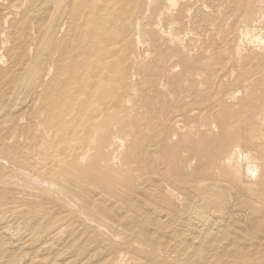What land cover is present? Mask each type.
Segmentation results:
<instances>
[{
    "label": "bare ground",
    "instance_id": "6f19581e",
    "mask_svg": "<svg viewBox=\"0 0 264 264\" xmlns=\"http://www.w3.org/2000/svg\"><path fill=\"white\" fill-rule=\"evenodd\" d=\"M1 1V0H0ZM3 1V0H2ZM8 1H10V0H8ZM25 1V0H24ZM26 1H28L29 2V0H26ZM193 0H32V3L30 4V6L28 7V6H24L23 4H24V2H23V4H21L22 2H21V0H13V1H11V3L9 4V6L8 7H6V8H3L2 6H0V8H3V9H1L0 10V111L2 110V109H5V110H11V107H9V106H7V103H6V101H8V98H6V94L5 93H7V92H5V91H7V90H4V89H9L8 87L9 86H12V87H10V88H12V90L14 89V87L15 86H18V88L22 91V94L23 93H25L24 94V96H27L28 97V95H26V94H28L30 91L29 90H32V92L33 93H35L36 94V97H34V98H36L37 99V101H40V104H39V102H38V106L40 105V109H41V111H42V114H44V117L40 114H38L39 116H42L43 118H44V121H45V125H46V128L45 127H43L42 129H46V133H47V135L49 136V137H52L54 140H52V138H50V140H52L51 141V143L53 144V145H56L57 144V146L60 148V149H62L63 150V152H62V155L64 156H62L63 157V159L62 160H60L61 162H63V163H68L67 165H70L73 169H69L68 167H67V171H69V170H72V171H69L70 172V174L69 175H74V176H76V178H79V179H81V178H89V179H87V180H91V183L94 185L95 184V186H97L96 184H98L99 186L100 185H104L103 187H105V183H104V179H110L111 178V176H112V178H113V175H112V173H118V172H120L119 171V169H121V167L123 166V165H125V164H123L124 163V161L126 162V157H128V155H127V153L129 152V151H131V148H133V147H131V144L133 143V141H132V143L131 144H127V142H129V137H125V136H120V135H118L119 133H117L118 132V128H120V127H118V126H116V124H118V122L119 121H121V119L123 120V118H125L124 116V113L127 111V105H129L130 104V107H131V102L133 103V101H134V99H136V96H137V94L135 93V92H137L138 91V89L136 90V85H140L141 83L143 84L144 82H138L139 80V78H138V76H140L141 75V69H142V67L143 66H145L146 67V73H145V75H147V76H145V77H151V80H149V82L152 84V83H155V84H157L158 86H159V88L161 89V88H166V89H168L169 90V92H168V90L166 91V93H167V97H170V100L171 101H174L175 102V100H176V98L178 99V94L179 93H181L182 91H185L186 89H188V87L187 86H185V82L187 81V80H191L192 78H194V77H191V79H189V75H188V73L190 72V69L192 68L191 67V61H193L192 60V58L194 57V56H191V54H196V53H192V49L194 48V39H197V41H198V37L197 38H195V36H193L192 37V39L190 38H188V36H191V34L192 33H190V35H188L187 34V32L189 33L190 32V30H189V28L187 29V30H189V31H186L185 32V27L183 28V30L184 31H182L181 29H179V28H182V27H179L178 25L180 24V21H181V19H185L184 17H189L190 16V12H192L191 11V9L192 10H194V8H191V6H192V2ZM195 1V0H194ZM204 1V0H203ZM221 1V0H220ZM219 1V2H220ZM241 1L242 0H240V12H241V14H240V12H239V14H240V20L242 19L243 20V18H244V20H243V24L241 25V28H240V30H239V36H238V40L237 41H235V44L233 43L234 42V40H236V36L234 35L233 36V38H234V40H232V35L230 34V37H231V40L233 41H231L232 42V45H233V47H228V48H230V49H232V51H233V53L230 51V50H227L226 52H228V51H230L231 52V54H233V56H234V58L232 59V60H234L235 59V61H233L232 63L231 62H229L230 64L229 65H234V64H236V63H234V62H237L240 66H242L241 64L243 63V66L245 65V61L247 62V58H248V62H249V58L250 59H252L251 57H255V56H253L254 54H257V52L258 53H261V52H264V29L263 30H261L262 29V27H261V29L258 27H256V25L255 24H253V22H262V19L264 18V0H243L242 1V3H241ZM4 2H5V0H4ZM3 2V3H4ZM27 2V3H28ZM196 2H197V0H196ZM205 2H207V1H205ZM204 2V3H205ZM208 2H210V0L208 1ZM221 2H223V1H221ZM238 3H239V1H237ZM1 3V2H0ZM3 3H2V5H3ZM7 3V2H6ZM218 3V2H217ZM229 3V2H228ZM234 3V2H233ZM5 4V3H4ZM198 4H201V5H203V3H201V0H200V2L198 3ZM221 4V3H220ZM219 4V5H220ZM230 4H231V1H230ZM235 4V3H234ZM237 4V3H236ZM197 5V4H196ZM206 5V4H205ZM204 5V6H205ZM211 5H212V0H211ZM214 5V4H213ZM212 5V6H213ZM232 5V4H231ZM195 6V5H194ZM193 6V7H194ZM204 6H202V8H204ZM210 6V5H209ZM211 6V7H212ZM215 6H217V5H214V7H213V10H215L214 8H217V7H215ZM237 6V5H236ZM239 6V5H238ZM225 7V6H224ZM230 7V6H229ZM197 8H199V5H198V7ZM205 8H206V6H205ZM209 8V7H208ZM221 10L222 9H224L223 7L221 8V7H219ZM225 8H227V7H225ZM234 8H235V6L234 7H232V9H233V11H234ZM237 8V7H236ZM231 9V8H230ZM231 9V10H232ZM196 10H201V9H196ZM196 10L194 11V12H196ZM205 10V9H204ZM208 10V9H207ZM218 10V11H217ZM227 10V9H226ZM225 10V11H226ZM235 10H237V9H235ZM209 11H210V9H209ZM216 11L219 13L220 12V10L219 9H216ZM228 11V10H227ZM226 11V12H227ZM238 11V10H237ZM236 11V12H237ZM229 12H231V11H229ZM228 12V13H229ZM198 13H200L199 14V17H200V15H201V13H202V15H203V12L201 11V12H198ZM208 13V12H207ZM216 13V12H215ZM215 13H213L212 14V12H211V14L212 15H214ZM222 13V12H221ZM225 13V12H224ZM223 13V14H224ZM227 13V14H228ZM235 13V12H234ZM10 14H12L13 16H11ZM194 13H192V15H193ZM204 14H206L205 12H204ZM209 14V13H208ZM223 14H221V15H223ZM236 14V13H235ZM235 14H234V16H235ZM239 14H237L238 16H239ZM191 15V16H192ZM196 15H198V14H196ZM207 15V14H206ZM205 15V16H206ZM225 15V14H224ZM233 15V14H232ZM195 16V15H194ZM194 16H192V18L194 19ZM218 16H219V14H218ZM225 16H227V15H225ZM188 17H187V19H188ZM195 17H197V16H195ZM204 17V16H203ZM202 17V20H204V18ZM208 17V16H207ZM209 17H210V14H209ZM220 17V16H219ZM218 17V18H219ZM228 17V16H227ZM221 18V17H220ZM223 18V17H222ZM231 18V17H230ZM236 18V17H235ZM235 18H232V19H234L233 21H235ZM246 18V19H245ZM198 19H200V18H198ZM198 19H196L197 21L196 22H199V20ZM228 19V18H227ZM237 19V18H236ZM191 20V19H190ZM220 20V19H219ZM222 20V19H221ZM220 20V21H221ZM223 20H224V18H223ZM226 20V19H225ZM229 20V19H228ZM228 20L226 21V22H228ZM183 21V20H182ZM205 21V20H204ZM214 21H216V20H214ZM236 21H238V20H236ZM184 22V21H183ZM183 22H181V23H183ZM193 22V21H192ZM191 22V23H192ZM196 22H194L193 23V25H195V23ZM201 23H202V21H200ZM219 21L217 20V23H218ZM240 22H242V21H240ZM30 23H31V25H30ZM186 23V22H185ZM188 23H189V21H188ZM187 23V24H188ZM190 23V25H192ZM230 22H228V24H229ZM210 24L211 23H209V26H210ZM214 26H213V29L216 27V22H215V24L214 23H212ZM211 24V25H212ZM219 24V23H218ZM227 24V23H226ZM30 26V28H31V34L30 33H26V31H27V27L29 28V26ZM183 25V24H182ZM197 25V24H196ZM195 25V26H196ZM202 25H203V23H202ZM202 25H199V27L200 28H202ZM206 25V24H205ZM205 25H204V27H205ZM220 25H221V22H220ZM220 25H218V26H220ZM224 25V23L222 24V26ZM232 25V23L231 24H229V26H231ZM261 25H262V23H261ZM189 26V25H188ZM187 26V27H188ZM194 26V27H195ZM198 26V25H197ZM208 26V27H209ZM235 26H236V24H235ZM262 26H264V25H262ZM193 27V26H192ZM207 27V28H208ZM211 27V26H210ZM223 27H225V26H223ZM228 27V26H227ZM227 27H225V28H227ZM232 27V26H231ZM234 27V26H233ZM240 27V26H239ZM220 29H221V27H219ZM230 28V27H229ZM264 28V27H263ZM192 29H194V28H192ZM203 29V28H202ZM206 29V28H205ZM211 29V28H210ZM217 30H218V28H216ZM231 29V28H230ZM199 30V29H198ZM197 30V31H198ZM207 30V29H206ZM222 30H224V29H222ZM234 30V29H233ZM236 30V29H235ZM234 30V31H235ZM192 31V30H191ZM208 31H210V30H208ZM208 31H207V33H208ZM211 31H212V29H211ZM220 31V30H219ZM218 31V32H219ZM225 32H226V30H224ZM230 31H232V29L230 30ZM233 31V32H234ZM199 32H200V30H199ZM199 32H198V34H199ZM216 32V30H214V31H212V33L213 34H217V33H215ZM221 33H222V31H220ZM26 33V34H25ZM193 33L195 34L196 32H194V30H193ZM201 33L203 34V32H202V30H201ZM221 33H219V34H221ZM224 33V32H223ZM227 33V32H226ZM193 34V35H194ZM210 34V33H209ZM208 34V35H209ZM211 35V36H214V35ZM218 34V35H219ZM228 34V33H227ZM26 37H25V36ZM205 34H203V35H201L200 34V36L199 37H201V36H204ZM208 35H206V36H208ZM221 35H223L224 36V34H221ZM198 36V35H197ZM220 36V35H219ZM228 36H229V34H228ZM227 36V37H228ZM209 38H211V40H212V37H210V36H208ZM218 37V36H217ZM222 37V36H221ZM226 37V38H227ZM230 37H228V39L230 38ZM194 38V39H193ZM203 38H205V37H203ZM213 38H215V36L213 37ZM201 39V38H200ZM199 39V40H200ZM217 39V38H216ZM218 39H219V37H218ZM222 39V38H221ZM227 39V41H230V39L228 40ZM206 40V39H205ZM208 40H210V39H208ZM210 40V41H211ZM223 41H224V38L222 39ZM207 41V40H206ZM205 41V42H206ZM209 41V42H210ZM218 41V40H217ZM223 41H221L222 43H223ZM226 41V42H227ZM199 42H201V41H199ZM203 42V41H202ZM201 42V43H202ZM208 42V43H209ZM220 42V43H221ZM230 42V43H231ZM211 43H213V42H211ZM217 43V42H216ZM219 43V42H218ZM7 44H10V46L8 47L7 46ZM193 44V45H192ZM214 44V43H213ZM191 45L193 46V47H191ZM199 45H201V44H199ZM206 45V44H205ZM205 45L203 44V46H204V48H205ZM210 45V44H209ZM216 45V44H215ZM217 45H219V44H217ZM217 45L215 46V47H217ZM227 45V44H226ZM203 46H202V49L201 50H203ZM214 46V45H213ZM229 46H231V44L229 45ZM196 47V46H195ZM199 47V46H198ZM210 47V46H209ZM222 47H225V46H222ZM221 47V48H222ZM214 49V47H211V48H209V49ZM227 48V49H228ZM200 49V48H199ZM206 49H207V47H206ZM217 48H215V50H216ZM250 49H253V54H251L250 53V55H252L251 57L250 56H248L249 55V52H250ZM194 50V49H193ZM198 50V49H197ZM201 50H199L200 52H201ZM208 50V49H207ZM219 50V49H218ZM255 50V51H254ZM263 50V51H262ZM214 51V50H213ZM224 51V50H223ZM223 51H221V53L223 52ZM248 51V52H247ZM195 52V51H194ZM206 52V51H205ZM204 51L203 52H201V54L202 53H205ZM215 52V51H214ZM214 52H212V53H214ZM219 52H220V50H219ZM225 52V51H224ZM208 53H209V51H208ZM220 53V54H221ZM206 54V53H205ZM216 54H217V52H216ZM214 55H215V53H214ZM224 55H226V54H224ZM228 55V54H227ZM226 55V56H227ZM261 55L262 56H264L263 55V53H261ZM197 56V55H196ZM201 56H203V57H201L202 58V60H203V58L205 59V55H201ZM219 55L217 54L216 55V59L218 60V57ZM232 56V57H233ZM258 56H260V54L258 55ZM257 56V57H258ZM262 56H260V58H262ZM198 57V56H197ZM200 57V56H199ZM206 57H207V55H206ZM220 57V56H219ZM223 56H221V58H222ZM257 57H255L256 59H257ZM194 58H196V57H194ZM193 58V59H194ZM209 58H210V55H209ZM212 58V57H211ZM215 57H213V59H214ZM254 58V59H255ZM259 57H258V59H260ZM208 59V58H207ZM212 59V62H209V61H207V62H209V64H211V65H213L212 63H213V60ZM226 59V58H225ZM227 59H229L228 57H227ZM195 60V59H194ZM200 60V59H199ZM199 60H196V61H199ZM230 61H231V59H229ZM262 60V62H263V58L261 59ZM260 60V61H261ZM196 61H193V62H195V64H196ZM201 61V60H200ZM223 61H224V59H223ZM223 61H222V65H223ZM226 61V60H225ZM253 61V60H252ZM202 62V61H201ZM207 62H206V64H207ZM218 62V61H217ZM227 62H228V60H227ZM247 62V65L249 64ZM200 63V62H199ZM205 63V62H204ZM204 63H202V64H204ZM252 63H256V62H251L250 63V67L252 68V66H251V64ZM193 64V63H192ZM195 64H193L192 66H194ZM208 64V65H209ZM215 64V63H214ZM219 64V63H218ZM224 64H226V62H224ZM257 64H258V62H257ZM262 64L263 63H261L260 62V64H259V66L261 65L262 66ZM197 65V64H196ZM200 65V68L202 69H208V67H201L202 65H201V63L199 64ZM198 65V66H199ZM217 65V64H216ZM220 65H221V61H220ZM229 65L228 66H224L223 68V70H221V71H224L225 69V71L224 72H226L227 70H228V68L229 69H231L232 67H229ZM253 65V64H252ZM264 65V64H263ZM219 65H217V67H218ZM240 66H238V67H240ZM243 66H242V69H243ZM253 66H256L255 68H253V69H255V70H253L252 72H254V71H256V69H258L259 68V66L258 65H253ZM258 66V67H257ZM209 67H210V65H209ZM212 67V66H211ZM214 67H215V65H214ZM213 67V68H214ZM216 67V69L217 70H220L219 68H217ZM220 67V66H219ZM234 67L236 68L237 67V64H236V66L234 65ZM244 67H246V66H244ZM249 67V68H250ZM193 68H195V66L193 67ZM212 68V71L214 70ZM234 68V69H235ZM248 68V67H247ZM248 68V69H249ZM263 68H264V66H263ZM195 69H197V67L195 68ZM195 69H193V71H194V73H196L197 72V70H196V72H195ZM222 69V68H221ZM238 69V68H237ZM246 69V68H245ZM260 69H262L261 67H260ZM192 70V69H191ZM213 71V72H218V71ZM240 70V69H239ZM250 70V69H249ZM249 70H247L246 69V71H249ZM259 70V69H258ZM263 70V69H262ZM189 71V72H188ZM193 71H192V73L190 74V75H193L194 73H193ZM200 71V70H199ZM209 71V72H208ZM208 75H209V73H210V71L211 70H209L208 69ZM221 71H219L220 73H221ZM228 71H230V70H228ZM231 71H233V69L231 70ZM235 71V73H236V75H237V70H234ZM261 70H259V72H260ZM264 71V70H263ZM204 71H202V73H201V75L203 74H205V73H203ZM223 72V73H224ZM242 72H244V69H243V71ZM199 73L200 72H198V75H199ZM219 73V75H222V74H220ZM238 73H240V72H238ZM245 73V72H244ZM248 73H250V74H247V76L248 77H250V76H252L251 74V71H249ZM263 73V72H262ZM143 74H144V72H143ZM207 74V73H206ZM215 74V73H214ZM232 74V73H231ZM256 74H258V72L256 73ZM195 75V74H194ZM193 75V76H194ZM211 75H213V74H211ZM217 75H218V73H217ZM227 74H225L224 76H226ZM229 75V74H228ZM227 75V76H228ZM233 75H234V72H233ZM232 75V76H233ZM235 75V76H236ZM261 75V74H260ZM262 75H264V74H262ZM261 75V81H263V79H262V77H264V76H262ZM189 76V77H188ZM200 76V75H199ZM205 77V79L204 80H208L207 78H206V75H204ZM214 76V75H213ZM223 76V75H222ZM223 76V77H224ZM226 76V77H227ZM230 76V75H229ZM235 76H233L232 78H235ZM240 76H242V75H240ZM246 76V73H245V75H244V77ZM253 76H256V75H254L253 74ZM250 77V78H257V79H259L260 78V76L259 77ZM145 77H144V79H145ZM195 77H197V76H195ZM201 77V76H200ZM217 78H218V76H216ZM225 77V78H226ZM248 77H247V79H248ZM203 78V77H202ZM220 78H221V76H220ZM219 78V79H220ZM237 78V77H236ZM241 78V77H240ZM239 78V79H240ZM246 78V77H245ZM244 78V79H245ZM141 79V78H140ZM143 79V78H142ZM143 79V80H144ZM195 79V78H194ZM212 79V78H211ZM215 79V78H214ZM224 79V78H223ZM237 80V82L239 81V83L242 81L241 79V81L240 80ZM247 79H245L244 81H246ZM142 80V81H143ZM197 80V79H196ZM218 80V79H217ZM222 79H220V80H218V82L219 81H221ZM226 80H231L229 77H228V79H226ZM259 80V81H260ZM141 81V80H140ZM192 81V80H191ZM200 81V78H199V80L198 81H196V83L197 82H199ZM201 81L202 82H204L203 81V79H201ZM210 81V80H209ZM213 83L215 82V81H213V80H211ZM210 81V82H211ZM232 81H234V79H232L231 80V82ZM243 81V82H244ZM248 81H250V80H248ZM253 80H251L250 82H252ZM254 81H256L255 79H254ZM258 81V80H257ZM256 81V83L259 85H257L258 87H261V85L260 84H262L261 82L260 83H258ZM190 82V81H189ZM194 82H195V80H194ZM226 82H228V81H226ZM195 83V84H196ZM200 83V82H199ZM198 83V84H199ZM230 83V82H229ZM229 83H228V87H229ZM233 83V85H236V84H234V82H232ZM231 83V84H232ZM253 83V82H252ZM255 83V82H254ZM208 84V83H207ZM206 84V85H207ZM241 84V83H240ZM245 84V83H244ZM250 84V83H249ZM248 84V85H249ZM264 84V83H263ZM145 84H143L142 86H144ZM187 85H190V83L188 84L187 83ZM197 85V84H196ZM195 85V86H196ZM200 85H202L201 83H200ZM199 85V86H200ZM204 85H205V83H204ZM216 85H218V83H216ZM241 85H243V83L241 84ZM241 85H240V89H241ZM247 85V86H248ZM14 86V87H13ZM141 86V87H142ZM150 86V85H149ZM157 86V87H158ZM192 86H193V84H192ZM192 86H190V88L192 87ZM194 86V90H196L197 88H199V86L196 88ZM210 86H211V83H210ZM210 86H208V87H210ZM212 86H213V84H212ZM220 85H218L217 86V89H218V87H219ZM224 86L225 85H223L222 87L224 88ZM231 86V85H230ZM257 86H255L256 87V89H257ZM140 87V86H139ZM154 88V86L152 87V89H151V93H152V90H156L155 92H157V89L158 88ZM186 87V88H185ZM204 87V86H203ZM221 87V86H220ZM228 87H227V83H226V89H228ZM232 87V89H233V86H231ZM254 87V88H255ZM154 88V89H153ZM213 88V87H212ZM245 88H247L246 86H245ZM262 88L263 87H261L260 89L262 90ZM150 89H148V92H150ZM164 89H161V90H163L164 91ZM165 89V90H166ZM201 91H199V93L200 92H202V90H205V88H202L201 89V87L199 88ZM216 89V88H215ZM225 89V88H224ZM238 89V88H237ZM244 89V88H243ZM259 89V88H258ZM259 89V90H260ZM10 90V89H9ZM11 90V91H12ZM208 90H209V88H208ZM245 90V89H244ZM247 90V89H246ZM245 90V91H246ZM258 90V92L259 93H257V94H260V93H262L261 92V90L259 91ZM15 91H17L16 89H15ZM14 91V92H15ZM128 91H131V92H133V95L131 96V94H130V96L128 95V97H126V96H124V99H123V94L124 93H126V92H128ZM141 91H142V89H141ZM143 91H145L144 89H143ZM197 91V90H196ZM195 91V92H196ZM206 91V90H205ZM227 91H231V90H227ZM233 91L234 90H232V94H233ZM237 91V90H236ZM239 91V90H238ZM264 91V90H263ZM5 92V93H4ZM28 92V93H27ZM162 92V91H161ZM161 92H160V96H161ZM179 92V93H178ZM204 92V91H203ZM208 91H206V93H207ZM217 92H219V91H217ZM216 92V93H217ZM228 92V93H229ZM241 92V91H240ZM244 92V91H243ZM248 92V91H247ZM247 92H244V93H247ZM256 92L257 91H255V94H256ZM18 93V92H17ZM128 93H130V92H128ZM135 93V94H134ZM143 93V92H142ZM145 93V92H144ZM150 93V94H151ZM164 93V92H163ZM166 93H164L163 95H166ZM178 93V94H177ZM183 93V92H182ZM198 93V92H197ZM196 93V94H197ZM205 93V94H206ZM213 93H215V91L213 92ZM213 93H212V100H213V96H215L216 95V93L213 95ZM220 93H222L221 91H220ZM227 93V92H226ZM236 93V92H235ZM235 93L233 94V95H235ZM264 93V92H263ZM262 93V94H263ZM21 94V95H22ZM154 94V93H153ZM157 94V95H158ZM168 94H170V96L168 95ZM177 94V95H176ZM187 94H189V95H191L190 93H187ZM193 94H194V91H193ZM192 94V95H193ZM223 94V93H222ZM242 94V93H241ZM15 95V94H14ZM12 96V97H15V96ZM32 96H35L34 94H31ZM136 95V96H135ZM145 95V94H144ZM157 95H156V97H157ZM163 95L161 96L162 98H163ZM180 95V94H179ZM200 95V94H199ZM198 95V96H199ZM208 95H210V94H208ZM223 95H225V94H223ZM231 95V94H230ZM229 94H228V97L230 96ZM244 95V94H243ZM261 95V94H260ZM259 95V96H260ZM264 95V94H263ZM10 96V94L8 93V97ZM23 96V97H24ZM142 96V95H141ZM146 96V95H145ZM160 96H158V97H160ZM195 96V95H194ZM193 96V97H194ZM204 96V95H203ZM226 97H227V95H225ZM232 96V95H231ZM230 96V97H231ZM236 96H238V95H236ZM236 96H232L233 98L234 97H236ZM242 96V95H241ZM241 96H238V97H240L241 98ZM245 96H247V97H249L250 98V96L252 97L253 96V94L251 95L250 94V96H249V94L247 93V95H244L243 97H245ZM257 96V95H256ZM262 96V95H261ZM127 99H126V98ZM140 97V96H139ZM148 97H151V96H149V94H148V96H147V98L146 97H144L145 99H148ZM152 97H153V95H152ZM165 97V96H164ZM181 96H179V98H180ZM185 97H186V95H185ZM184 97V98H185ZM197 97V95L195 96V98ZM210 97V96H209ZM219 97V96H218ZM217 97V98H218ZM225 97V98H226ZM230 97L228 98V101L230 100ZM238 97H236L235 99H240V98H238ZM255 96H253V98H254ZM264 97V96H263ZM10 98V97H9ZM17 99H18V97H16ZM143 98V97H142ZM166 98V97H165ZM163 99L164 101L166 100V99ZM184 98H182V100H181V98H180V100L182 101V103L183 104H186L187 102H188V100L186 99H184ZM205 98H206V96H205ZM216 98V99H217ZM223 98H224V96H223ZM222 98V99H223ZM224 98V99H225ZM233 98H231V99H233ZM247 98L248 99V101L251 99V100H253L252 98ZM257 98V97H256ZM261 98V97H260ZM7 99V100H6ZM14 99V98H13ZM184 99V100H183ZM188 99H189V97H188ZM192 99V98H191ZM199 99H201V98H199ZM219 99V98H218ZM234 99V100H235ZM247 99H246V101H245V99H243L244 101H245V104H244V106L247 104L248 105V103L251 101H247ZM259 99V98H258ZM264 99V98H263ZM11 100V99H10ZM10 100L8 101V103L10 102ZM22 101H24L23 99H21ZM31 100H33L32 98H31ZM133 100V101H132ZM137 100V99H136ZM142 100H144V99H142ZM156 100V102H157V99H153V102ZM163 100H161V103L163 102ZM204 100H206V99H204L203 98V100H200V101H204ZM227 99H225L224 101H226ZM234 100H232V101H234ZM242 100V99H241ZM254 100H255V98H254ZM253 100V101H254ZM18 101V100H17ZM17 101H14V104H12L11 103V105L10 104H8V105H10V106H14V105H16L15 104V102H17ZM20 101V100H19ZM21 101V102H22ZM148 101V100H147ZM150 101H152V99L150 100ZM178 101V103H179V100H177ZM185 103H184V102ZM187 101V102H186ZM192 101H195V99H192ZM191 101V102H192ZM196 101H199V100H196ZM217 101V100H216ZM237 101V100H236ZM260 101H262V100H260ZM21 102H17V106H19V104L21 103ZM35 102V101H34ZM125 102L127 103V104H125ZM134 102H136V101H134ZM142 102V101H141ZM149 102V101H148ZM206 102V101H205ZM223 102V101H222ZM231 102V101H230ZM238 102V101H237ZM240 102V101H239ZM243 102V101H242ZM246 102H248V103H246ZM263 102V101H262ZM262 102H260L259 103V101L257 102H255L254 101V104L256 105V103L257 104H259L260 105V108L259 109H262V111H263V103ZM129 103V104H128ZM158 103V102H157ZM157 103H155V105L157 104ZM167 103H169V102H167ZM171 103V102H170ZM181 103V105H183ZM197 103V102H196ZM218 103V102H217ZM228 103V102H227ZM251 103V102H250ZM34 104V103H33ZM136 104H137V102H136ZM143 104H145V103H143L142 102V106H144ZM146 104H148L147 102H146ZM149 104H151V102L149 103ZM148 104V105H149ZM159 104V103H158ZM164 104H166V102H164ZM180 104V103H179ZM206 104V103H205ZM209 104H211V103H209ZM207 105V107L208 106H210V108H213L211 105ZM222 104H225V103H222ZM221 104V105H222ZM229 104V103H228ZM232 104L233 103H231V106H232ZM238 104V103H237ZM242 104V103H241ZM252 104H253V102H252ZM251 104V105H252ZM254 104L252 105V106H254ZM30 105V102L28 103V106ZM36 105V106H37ZM168 105V104H167ZM173 105H174V103H173ZM176 105H177V103H176ZM181 105H180V108H181ZM200 105V104H199ZM198 105V106H199ZM205 105V106H206ZM215 105V104H214ZM220 105V104H219ZM234 105H235V101H234ZM250 105V104H249ZM262 105V106H261ZM20 106H21V104H20ZM26 106V105H25ZM31 106H33L32 105V102H31ZM136 106V105H135ZM134 106V107H135ZM139 106H141V104L139 105ZM152 106V105H151ZM162 106V105H161ZM164 106H166V105H164ZM163 106V109L165 108ZM170 106L171 107H173L174 109H176L177 108V106H176V108H175V106H172V104H170ZM187 105H185V107H186ZM204 106V108H206ZM216 107H214V108H216L217 109V106H218V104L217 105H215ZM224 106V105H223ZM231 106H229V108L228 109H224V112H225V110H229L230 109V107ZM239 106V107H238ZM237 106V108H239L240 109V107H241V105L239 104ZM6 107V108H5ZM7 107H9V109H7ZM22 107H24V106H22ZM149 108H150V105L148 106ZM184 107V106H183ZM182 107V108H183ZM189 107V106H188ZM190 107H192V106H190ZM227 107V106H226ZM233 107V106H232ZM236 107V106H235ZM247 107H249V106H247ZM256 107H257V105H256ZM262 107V108H261ZM25 108V107H24ZM27 108V107H26ZM28 108H30V107H28ZM27 108V109H28ZM139 108H141V107H139ZM143 108V107H142ZM146 108V107H145ZM145 108H144V110H145ZM169 108V107H168ZM187 108V107H186ZM195 108H196V106H195ZM200 108H202V107H200ZM203 108V109H204ZM250 108H251V106H250ZM249 108V109H250ZM258 108V107H257ZM14 109V108H13ZM26 109V110H27ZM32 110L34 109V108H31ZM36 109V108H35ZM137 109L138 108H136V110H135V108H133V110H135L134 112H135V114L139 111V112H141L139 109H138V111H137ZM151 109V108H150ZM153 109V108H152ZM150 110V111H152L153 112V110ZM162 109V108H161ZM163 109H162V111H163ZM179 109V108H178ZM183 109H185V108H183ZM183 109H182V111H183ZM192 109V108H191ZM190 109V110H191ZM208 109V108H207ZM18 110H19V108H18ZM22 110V109H21ZM25 110V109H24ZM24 110L23 111H21V112H19L20 114H17L18 113V111H17V113H16V117H17V115H21V113H24ZM29 110V109H28ZM27 110V111H28ZM39 110V109H38ZM132 110V111H133ZM143 110V111H144ZM146 110H148V109H146ZM145 110V111H146ZM165 110V109H164ZM196 110V109H195ZM198 111H200L199 109H197ZM196 110V111H197ZM231 110V109H230ZM247 110V109H246ZM244 108L243 109H241V110H239V111H243V113H244V111H246ZM251 110V109H250ZM250 110H247L248 112H247V114H245V115H248L249 114V111ZM253 110H254V108H253ZM4 111V110H3ZM2 111V112H3ZM31 111V110H30ZM35 111V110H34ZM130 112H132L131 110H129ZM128 111V112H129ZM161 111V112H162ZM166 111H168V109L166 110ZM166 111H164V112H166ZM170 111V110H169ZM176 111V110H175ZM186 111V113H187V109L185 110ZM193 111H194V109H193ZM197 111V112H198ZM210 111V110H209ZM215 111V110H214ZM214 111H212V112H214ZM255 111V110H254ZM262 111L260 110V112L262 113ZM11 112V111H10ZM29 112V111H28ZM27 112V113H28ZM38 112V111H37ZM129 112V113H130ZM151 112V113H152ZM160 112V111H159ZM174 112V111H173ZM179 112V111H178ZM177 112V113H178ZM196 112V113H197ZM201 112V111H200ZM203 112H206V113H208L207 112V110L205 111V109H204V111ZM203 112H201L202 114H203ZM221 112H223V111H221ZM220 112V113H221ZM253 112V111H252ZM250 112V114L247 116L248 118L247 119H249L250 120V122L249 121H247V122H249V126L247 127L246 125H248V124H243L244 126H246L247 127V135H245V136H247V139H248V141H250V143L252 142V143H255V145H257V147L259 146V145H261V144H259V143H261L260 142V140L264 137V114L263 115H260V113H258L257 112V110H256V112L257 113H255V112ZM12 113V112H11ZM26 113V112H25ZM26 113V115H28ZM32 113V112H31ZM34 113V112H33ZM141 113H144V112H141ZM150 113V114H151ZM158 113V112H157ZM169 113V116H173V115H170L171 113L170 112H168ZM180 113V112H179ZM186 113H184V114H186ZM194 115H196L197 116V114H195L194 112H192ZM192 113H190L191 115H193ZM206 113L204 114L205 115V117H203V119L204 118H206L207 116H206ZM215 113V112H214ZM213 113V114H214ZM217 113H219V112H217ZM242 113V112H241ZM240 112L238 113L237 112V114H241ZM252 113V114H251ZM255 113V114H254ZM5 114H7V113H5ZM5 114H3V116H5V118H3V117H1V118H3L4 120L6 119L7 120V118H6V115ZM8 114H9V111H8ZM13 114H14V112H13ZM145 114V113H144ZM148 114V113H147ZM146 114V115H147ZM158 114H160V113H158ZM164 113H161V115H163ZM166 114V113H165ZM182 114V113H181ZM180 114V115H181ZM188 114V113H187ZM183 115V116H185V117H190L189 118V120L187 121V123L190 121V119H191V115ZM201 114V115H202ZM209 114H210V112H209ZM212 114V113H211ZM224 114V113H223ZM234 114V116H235V113H233ZM236 114V115H237ZM12 114H10V116H11ZM25 115V114H24ZM29 115H30V113H29ZM37 115V114H36ZM127 115H129V114H126V116ZM143 115V114H142ZM149 115V114H148ZM148 115H147V117H148ZM174 115H175V113H174ZM200 115V117H202ZM208 115V114H207ZM218 115V114H217ZM220 115V114H219ZM227 114H225V116H226ZM243 115V114H242ZM241 115V116H242ZM244 115V116H245ZM10 116H8V118H10ZM19 116L17 117V118H19ZM132 116H134V115H130L129 117L131 118ZM135 116H139L138 114L137 115H135ZM134 116V117H135ZM160 116V115H159ZM158 116V117H159ZM165 116V115H164ZM195 116V117H196ZM210 116V115H209ZM212 116V115H211ZM209 117V118H212L213 119V117ZM243 116V117H244ZM23 117V116H22ZM26 117V116H25ZM30 117V116H29ZM34 117H36L35 115H34ZM143 117V116H142ZM142 117L140 116V118L142 119ZM145 117V116H144ZM156 118V119H158L159 121L160 120H162V119H167L168 118V115H167V118H165V117H163L162 119H161V117H160V119L159 118ZM179 117V116H178ZM199 117V116H198ZM199 117V118H200ZM219 118V116H216L215 118ZM222 117V116H221ZM227 118H230V117H228V116H226ZM225 117V118H226ZM0 118V119H1ZM32 118V117H31ZM38 118H40V117H37L36 118V120H38ZM129 118V119H130ZM150 118V115H149V117H148V119ZM154 118V116L151 118L152 120H154L153 119ZM208 118V117H207ZM208 118V119H209ZM225 118H223L224 119V121H225ZM226 118V119H227ZM245 118V117H244ZM11 119V118H10ZM13 119V118H12ZM12 119H11V121H12ZM27 119V118H26ZM127 119H128V117H127ZM132 119V118H131ZM136 119H138V118H136ZM147 119V120H148ZM156 119H155V121L154 122H156ZM173 118H171V120H172ZM183 120V118L182 117H180V119L179 120ZM184 119H186V118H184ZM220 119V118H219ZM233 120H235V118H232ZM246 119V118H245ZM244 119V123H246L245 121L247 120H245ZM3 120V121H4ZM15 120V119H14ZM13 120V121H14ZM134 120V119H133ZM140 120V119H139ZM138 120V121H139ZM152 120H150V122L152 121ZM165 120H163V122L165 121ZM192 120H193V122L192 123H194V124H197V122H198V119H196V123H195V121H194V119H193V116H192ZM191 120V121H192ZM207 120V119H206ZM253 120V121H252ZM1 121V120H0ZM9 121V120H8ZM12 121V122H13ZM15 121H17V120H15ZM125 121H126V118H125ZM138 121H135V122H137L138 123ZM143 122H146V120L144 121V120H142ZM168 121H169V119H168ZM175 121V123L174 124H172L173 123V120H172V123H171V125H169V127H174L173 129L174 130H171V131H169V127L167 128V126L166 127H164V130H165V128H167L166 129V131H169V132H172V131H177V130H181L180 128L181 127H184V125H187V124H185V123H183V125H181L180 123H182V122H177V120H174ZM191 121L189 122V123H191ZM199 121H200V119H199ZM209 122L211 121L210 119L208 120ZM215 121H216V119H215ZM224 121H223V123H224ZM227 121V120H226ZM230 121V123H232L233 124V122H231L232 120H228V122ZM38 122V121H37ZM142 122V123H143ZM149 122V121H148ZM149 122V123H150ZM153 122V121H152ZM170 122V121H169ZM184 122V121H183ZM202 122H203V120H202ZM202 122L200 121L199 122V124H201L202 125ZM216 122H218L219 124H217L219 127L221 126L220 125V122H219V120H217ZM216 122H214V124H216ZM237 122L239 123V120H237ZM241 122L243 123V121L241 120L240 121V124H241ZM4 122H2V123H0V124H3ZM5 123H6V121H5ZM4 123V124H5ZM44 123V122H43ZM119 123H122V122H119ZM141 122H140V124H142ZM160 123H162V121H160ZM165 123V122H164ZM167 123V122H166ZM204 123V122H203ZM205 123H207L206 121H205ZM211 123V122H210ZM13 123H11V125H12ZM27 124H28V122H27ZM26 124V125H27ZM32 124V123H31ZM38 124H39V122H38ZM41 124V123H40ZM123 124V123H122ZM130 124H132V123H130ZM134 125H135V123H133ZM139 124V125H140ZM146 124H147V122H146ZM157 124V123H156ZM163 124V123H162ZM170 124V123H169ZM211 124H213V123H211ZM226 124V123H225ZM224 124V125H225ZM232 124H231V126L230 127H232ZM236 124V123H235ZM234 124V125H235ZM8 124H6V126H7ZM44 125V126H45ZM136 125H138V124H136ZM155 125V124H154ZM159 125V124H158ZM157 125V126H158ZM189 125H191V124H189ZM198 125V124H197ZM206 126H208L207 124H205ZM228 125H230V124H228ZM242 125V124H241ZM243 125H242V127H243ZM9 126V125H8ZM14 126V125H13ZM18 126V125H17ZM16 126V127H17ZM30 126H32V125H30ZM122 126V125H121ZM131 126V125H130ZM141 126V125H140ZM143 126V125H142ZM151 126L153 127V125H152V123H151ZM194 126H196V125H194ZM193 125H192V127H194ZM199 126V128H201L200 127V125H198ZM205 126V127H206ZM212 126V125H211ZM0 127H2V125L0 126ZM5 127V126H4ZM132 127H133V125H132ZM137 127H139V126H137ZM136 127V128H137ZM145 127H147V128H149V126H148V124H147V126H145ZM151 127V128H152ZM159 127V126H158ZM187 127V126H186ZM205 127H204V125H203V128L205 129ZM215 127V125H213V127L212 128H214ZM217 127V126H216ZM224 127V126H223ZM226 127V126H225ZM241 127V128H242ZM7 128V127H6ZM12 128V127H11ZM14 128V127H13ZM25 128L27 129V127L25 126ZM25 128H24V131H25ZM134 128H135V126H134ZM143 128H144V126H143ZM151 128H149L148 130H147V132L149 131V130H152ZM161 128V127H160ZM190 131H192V130H195V129H190V127L188 126L187 127ZM196 128V127H195ZM199 128H197V130L199 129ZM208 128V130H209V127H207ZM211 128V127H210ZM211 128V129H212ZM227 128V127H226ZM225 128V129H226ZM234 128V127H233ZM244 129H245V127H243ZM2 129H3V127H2ZM10 129V128H9ZM9 129H8V131H9ZM129 129V128H128ZM132 129V128H131ZM138 130H140L139 128H137ZM136 129V130H137ZM142 129V128H141ZM145 129V128H144ZM144 129H142V131H144ZM218 129V128H217ZM224 129V130H225ZM230 129V128H229ZM228 129V130H229ZM232 129V128H231ZM4 130V129H3ZM28 130V129H27ZM26 130V131H27ZM130 130V129H129ZM135 130V129H134ZM136 130H135V132H136ZM138 130H137V132H138ZM161 130V129H160ZM182 130H183V128H182ZM181 130V131H182ZM186 131H188L187 129H185ZM185 130H183V131H185ZM203 130V129H202ZM206 130V129H205ZM213 130V129H212ZM227 130V129H226ZM233 130V129H232ZM246 130V129H245ZM2 131V130H1ZM5 131V130H4ZM122 131V130H121ZM127 131V130H126ZM142 131H140V132H142ZM145 131H146V129H145ZM142 132V133H146V132ZM155 131V130H154ZM153 131V132H154ZM166 131H163L164 133L166 132ZM178 131V132H179ZM186 131L185 132H182V134L183 135H185V136H187L188 135V133L190 134L191 132H187L186 133ZM201 131V129H199V132ZM214 131H216L215 129H214ZM222 131V130H221ZM220 131V132H221ZM239 132H240V130H238ZM40 132V131H39ZM44 132H45V130H44ZM44 132H41V133H44ZM129 132V131H128ZM136 132V133H137ZM140 132H138L137 134H139ZM156 132H158V131H156ZM162 132V133H163ZM168 132V133H169ZM192 132H194V131H192ZM203 133H205L204 132V130L202 131ZM209 132V131H208ZM219 132V131H218ZM236 133L237 135L238 134H240V136L242 135L241 133L243 132L244 133V131L242 130V132H240V133ZM1 133H3V132H1ZM9 133H11L10 131L9 132H6L5 133V135L6 134H9ZM25 133V132H24ZM122 133H124V132H122ZM136 133H134V135H136ZM162 133L159 131V137L162 135ZM163 133V136L166 134H164ZM175 132H173V134H174ZM179 133H181V132H179ZM198 133V132H197ZM211 133V132H210ZM213 133H215V132H213ZM212 133V134H213ZM231 133V132H230ZM35 134V133H34ZM125 134V133H124ZM129 134H130V132H129ZM153 133H152V131L150 132V135H152ZM161 134V135H160ZM182 134H180V135H182ZM194 134V133H193ZM200 134H201V132H200ZM199 134V135H200ZM211 134V135H212ZM216 134V133H215ZM219 134V133H218ZM221 134H222V132H221ZM244 134H246V133H244ZM2 135V134H1ZM10 135V134H9ZM12 135V134H11ZM10 135V136H11ZM16 135V134H15ZM27 135V134H26ZM45 136V133H44V136L46 137L44 140H46V139H48L49 137L48 136ZM142 135H144V134H142ZM141 135V136H142ZM156 136L158 135V134H155ZM154 135V136H155ZM166 135H168V134H166ZM169 135H172L171 133L169 134ZM191 135V134H190ZM194 135H196V134H194ZM194 135H191V136H194ZM198 135V134H197ZM208 133L205 135V136H207L208 137ZM217 135V134H216ZM3 136H4V133H3ZM3 136H1L2 138H3ZM8 135H6V137H7ZM28 136H30L29 135V133H28ZM34 136V140L38 137V136H35V135H33ZM40 136H43V135H41L40 134ZM43 136V137H44ZM128 136H130V135H128ZM139 136V135H138ZM145 136H147V134L145 135ZM145 136H142V137H145ZM154 136L152 135L151 137L152 138H154ZM155 136V137H156ZM162 136V137H163ZM176 136H177V134H176ZM178 136H179V134H178ZM202 136H204V134L202 135L201 134V137ZM205 136L203 137V139H205ZM214 136V135H213ZM213 136H211V140L209 139V141L211 142H209L210 144L209 145H211V146H213V143H212V137ZM218 136H221V135H218ZM223 136V138L226 136V135H222ZM234 136V135H233ZM244 136V135H243ZM243 136H241L242 137V139H243ZM0 137V138H1ZM5 137V138H6ZM48 137V138H47ZM135 137V136H134ZM140 137V136H139ZM150 137V138H151ZM159 137H158V139H159ZM172 137V136H171ZM169 138L168 139V141L169 140H171L172 138ZM174 137V136H173ZM181 136H179V138H180ZM182 137H184V136H182ZM181 137V138H182ZM187 137H189V136H187ZM187 137H184V139L185 138H187ZM198 137V136H197ZM196 137V139L195 138H192V139H195V141L194 142H197L196 140L198 139ZM200 137V136H199ZM215 137V136H214ZM214 137H213V139H214ZM227 137V136H226ZM235 137L237 138V137H239V136H234V139H235ZM5 138H3V139H0V146L2 145V143H1V140L3 141V140H5ZM8 138V137H7ZM11 138V137H10ZM10 138H9V141L8 142H10L11 143V141H10ZM27 138V137H26ZM133 137H131V139H132ZM141 138V137H140ZM139 138V139H140ZM151 138V139H152ZM175 138V137H174ZM173 138V139H174ZM177 138V137H176ZM178 138V139H179ZM181 138H180V140H181ZM190 138V137H189ZM209 138V137H208ZM207 138V139H208ZM259 138H261L260 140H259V143H258V141H257V143H256V139L258 140ZM12 139V138H11ZM19 139V138H18ZM41 139H42V137H41ZM55 139H57V140H55ZM134 140H135V138H133ZM132 139V140H133ZM156 139V138H155ZM157 139V140H158ZM161 139V138H160ZM192 139H190V140H192ZM207 139H205L206 140V144L208 143V141H207ZM215 139H217V138H215ZM219 139V138H218ZM226 139H229V138H225L224 140H226ZM234 139H232V140H234ZM242 139H239V140H241L242 141ZM13 140V139H12ZM44 140H42V142L44 141ZM153 140V139H152ZM156 140V141H157ZM175 140V139H174ZM177 140V139H176ZM180 140L179 141H176L177 143L178 142H180ZM182 140H183V138H182ZM188 141H189V143L191 142L189 139H187ZM205 140H203L204 142H205ZM18 141V140H17ZM37 140H35V142H36ZM144 141H146V139L144 140ZM154 141V140H153ZM159 141L160 140H158L157 141V143H159ZM167 141V140H166ZM184 141V140H183ZM183 141H181L182 143H183ZM193 141V140H192ZM200 140L198 139V142H199ZM201 141H202V139H201ZM216 141H219V140H216ZM215 141V142H216ZM222 141V144H223V146L222 147H224V145H225V143L223 142V140H220V142ZM228 140H226V142H227ZM230 141H231V139H230ZM247 141V140H246ZM245 141V142H246ZM33 143H34V141H32ZM42 142H40V143H42ZM137 143H138V141H136ZM139 142H142V143H144L143 141H139ZM149 142H150V140H149ZM163 142H165V140L164 141H162V143ZM181 142H180V144H181ZM194 142H192V143H194ZM239 141H237V142H235V143H233L230 147V150L229 151H227V155L225 156V161H223L224 162V168H226L227 169V172L229 173V175H227V172L225 171V173H226V178H227V176H228V179H229V181H228V184H229V186L230 187H228V185H227V187L228 188H231L232 186L234 187V185H232L231 186V184H230V181H231V175L233 176V179H236V181H238L239 179L240 180H242L241 178L243 177V178H245V181H247L248 183H253V181H258L259 180V184H260V180H261V182L262 181H264V151H260L261 150V146H260V152L259 151H255V153H257L256 155H254V153H253V155L251 154L252 153V151L251 150H248V149H253V148H255V145H254V147L253 146H251V145H249V148H247V149H244L243 147H245V145L243 146V144H245V142H243V144L242 143H240V144H242V146L241 145H239V143H238ZM3 143H4V141H3ZM28 143V142H27ZM44 143V142H43ZM47 143V142H46ZM147 144H148V142H146ZM156 143V142H155ZM188 143V142H187ZM187 143L186 142H184V144L185 145H183V146H185L186 148H187ZM189 143H188V145H189ZM202 143V142H201ZM219 142H216V144L217 145H215L214 144V146L213 147H218V144ZM246 143H249V142H246ZM8 144V143H7ZM16 144V143H15ZM19 144V143H18ZM18 144H16V145H18ZM36 144H37V142H36ZM45 144V143H44ZM43 144V145H44ZM51 144V145H52ZM145 144V143H144ZM168 144H170V145H172L171 143H169V142H167V144H163L164 146L165 145H168ZM175 143H173V147L176 145H174ZM191 144V143H190ZM197 144V143H196ZM12 145V144H11ZM35 145V144H34ZM33 145V146H34ZM46 145V144H45ZM44 145V146H45ZM134 145H136V144H134ZM149 145V144H148ZM158 145L159 144H157V147H158ZM163 145H160L161 147V151L163 150V148H162V146ZM193 145V144H192ZM205 145V143L204 144H200L199 145V143H198V145H195V143H194V145L191 147V148H195L194 150H196V151H202L203 149H204V147L207 149V150H210L211 148L213 149V147H211V146H204ZM208 145V144H207ZM226 145H227V143H226ZM263 145V144H262ZM5 146H6V142H5ZM8 146L10 147V145L8 144ZM13 146V145H12ZM36 146V145H35ZM40 146H42V145H39V147ZM145 146V145H144ZM151 146V145H150ZM153 147L155 146V144H153L152 145ZM182 146V147H183ZM220 146V145H219ZM220 146V147H221ZM228 146V145H227ZM226 146V147H227ZM240 146H241V148H240ZM250 146H251V148H250ZM264 146V145H263ZM262 146V147H263ZM131 147V148H130ZM137 147V146H136ZM142 147V146H141ZM140 147V148H141ZM169 147H171V146H169ZM172 147V148H173ZM179 147V146H178ZM184 147V148H185ZM220 147H218V148H220ZM222 147L220 148L221 149V151H222ZM253 147V148H252ZM1 148V147H0ZM41 148V147H40ZM42 148H43V146H42ZM45 148V150H46V147H44ZM129 148H130V150H129ZM147 148H148V146H147ZM155 148V147H154ZM153 148V149H154ZM177 148V147H176ZM189 148H190V146H189ZM208 148H210V149H208ZM217 148V149H218ZM2 149V148H1ZM16 149H18V148H16ZM47 149H48V147H47ZM135 149H137V148H135ZM139 149V148H138ZM137 149V150H138ZM152 149V150H153ZM165 149V148H164ZM166 149H169V152L168 151H166L165 153H163L162 152V154H164L165 155V157H166V159H167V161L164 159L165 157H164V155H162L161 154V151L160 152H158V153H160L164 158H162L161 157V159H164L166 162H168V163H166V165L168 164L169 165V163H170V165H171V162H175L176 160H173V157H172V153H173V155H178V153L177 154H175V151L174 152H170V151H172L173 149L175 150V148H173L172 150H170L171 148H168V146H167V148ZM192 149V150H193ZM206 149H204L203 150V152H205V157H208V154L211 152V151H215V148L212 150L211 149V151H206ZM256 149H259V147L258 148H255V150ZM264 149V148H263ZM6 150H7V148H6ZM37 150H39V149H37ZM57 150V149H56ZM129 150V151H128ZM140 150V149H139ZM138 150V151H139ZM155 150V149H154ZM153 150V151H154ZM158 150V149H157ZM179 150V149H178ZM186 150V149H185ZM185 150H182L183 152L185 151ZM224 150H226V149H224ZM15 151V150H14ZM18 152H19V150H17ZM48 151V150H47ZM60 151V150H59ZM128 151V152H127ZM138 151H136V152H138ZM145 152H147V151H149V149L146 151V150H144ZM153 151H151V152H153ZM179 151H181V150H179ZM187 151V150H186ZM195 151V152H196ZM249 151H251V153L249 152ZM11 152V151H10ZM41 152H42V150H41ZM45 152V151H44ZM142 152H143V148H142ZM141 152V153H142ZM193 152V151H192ZM206 152H209L208 154H206ZM217 152V151H216ZM253 152H254V150H253ZM5 154V150L3 149V151H2V154ZM9 153V152H8ZM8 153L6 152V154L8 155ZM48 153V152H47ZM59 153V152H58ZM132 153V152H131ZM144 153V152H143ZM150 155L152 154V153H150V152H148ZM154 153H156L155 151H154ZM187 153V152H186ZM5 154V155H6ZM18 153L16 152V153H14V160H15V157H16V155H17ZM34 154V153H33ZM149 154H147L146 156L148 157V155ZM160 154H154V155H157L158 157H159V155ZM180 154H184V153H181L180 152ZM189 154V152L186 154V155H188ZM193 154V153H192ZM195 154H202V153H195ZM194 154V155H195ZM213 154H215V153H213ZM4 155V156H5ZM20 155V154H19ZM43 155V154H42ZM131 155H134V153H132ZM137 155H139V152L137 153ZM142 155V154H141ZM203 155V154H202ZM202 155H199L200 156V158L202 157ZM210 155V157H211V154H209ZM218 155V154H217ZM22 156H23V154H22ZM44 156V155H43ZM59 156V155H58ZM135 156V155H134ZM134 156H132V157H134ZM175 156V158H177ZM199 156H198V158L196 157V156H194L197 160H200L199 159ZM215 156V155H214ZM12 158V156L10 155L9 156V158ZM40 157V156H39ZM38 157V158H39ZM42 157V156H41ZM129 157H130V155H129ZM128 157V158H129ZM138 157V156H137ZM141 157V156H140ZM150 157V156H149ZM151 157H152V155H151ZM156 157V156H155ZM182 156H180V158H181ZM183 157H185V156H183ZM192 157V155H191V153H190V158ZM204 157V158H205ZM218 157V156H217ZM217 157H215L216 159H217ZM260 158L259 159V161L257 160V158ZM261 157H263V159L261 160ZM2 158V157H1ZM10 158V159H11ZM13 158H12V160H13ZM18 158V157H17ZM37 158V157H36ZM35 158V159H36ZM37 158V159H38ZM47 158V157H46ZM45 158V159H46ZM144 158V157H143ZM143 158L141 159V160H143ZM160 158V157H159ZM157 159V160H161V159ZM174 158V159H175ZM179 158V159H180ZM211 158H213V156L211 157ZM5 159V158H4ZM3 159V160H4ZM9 159V160H10ZM36 159V160H37ZM44 159V158H43ZM134 159H135V157H134ZM195 159V160H196ZM208 159H210L209 157H208ZM208 159L206 160V161H208ZM214 159V158H213ZM39 160H40V158H39ZM58 160H59V158H58ZM128 160V159H127ZM139 160V159H138ZM145 160V159H144ZM156 160V158H154V160L153 161H155ZM173 160V161H172ZM183 160H185V158L183 159ZM189 160V159H188ZM195 160H193V162L195 161ZM222 160V159H221ZM17 161H20V159H17ZM38 161V160H37ZM57 161V160H56ZM132 161V160H131ZM148 161V160H147ZM161 161H163V160H161ZM180 161V160H179ZM182 161V160H181ZM180 161V162H181ZM201 161V160H200ZM202 161L203 162H205L204 160H203V158H202ZM213 161V160H212ZM216 161V160H215ZM261 161H263V162H261ZM39 162V161H38ZM60 162V163H61ZM130 161H128V163H129ZM133 162L135 163V165H137L136 163H137V161H136V159H135V161L133 160ZM142 162V161H141ZM164 162V161H163ZM162 162V163H163ZM177 162V161H176ZM175 162V163H176ZM185 162V161H184ZM187 162V161H186ZM186 162H185V164H186ZM191 164H192V162H191V160L189 161ZM188 162V163H189ZM217 162H219V161H217ZM49 164L48 165H50L51 164V161H49L48 162ZM57 163V162H56ZM56 163H55V165H56ZM127 163V164H128ZM143 163V162H142ZM141 163V164H142ZM149 163V162H148ZM156 163H157V161H156ZM155 163V164H156ZM158 163H159V161H158ZM157 163V164H158ZM187 163V164H188ZM189 163V164H190ZM195 163H196V161H195ZM197 163H199V161H197ZM208 163V162H207ZM206 163V164H207ZM211 163V162H210ZM214 163V162H213ZM219 163H221V161L219 162ZM0 164H1V162H0ZM33 165L35 164V162L34 163H32ZM31 164V165H32ZM59 164V163H58ZM57 164V166H56V168L57 167H59V168H61L62 166H59ZM126 164V165H127ZM131 164V163H130ZM129 164V165H130ZM133 164V163H132ZM132 164H131V166H132ZM145 164V163H144ZM144 164H143V166H144ZM147 164V163H146ZM146 164H145V167H146ZM165 164V163H164ZM174 164V163H173ZM177 164V163H176ZM180 164V163H179ZM178 164V165H179ZM184 163L182 162V166L184 167V165H183ZM186 164V166L188 167V165ZM191 164L189 165L190 167H192V170H193V168L196 166V165H198V164H195L194 165V167L193 166H191ZM204 165H205V163H203ZM214 164H216V162L214 163ZM218 164V163H217ZM42 165V164H41ZM65 165V164H64ZM66 165V166H67ZM128 165V166H129ZM160 165H161V162H160V164H159V169H158V171L160 170ZM163 165V164H162ZM170 165H169V167H168V169L170 168ZM177 165V166H178ZM213 165V164H212ZM130 166V167H131ZM138 167H137V169L138 170H141L139 167L140 166H142V165H137ZM150 164H149V167H147L145 170L147 171V169L149 168V170H150ZM153 167H154V165H152ZM214 166H217V165H214ZM221 166V167H222ZM34 167V166H33ZM52 167V165L50 166V168ZM126 167V166H125ZM124 167V168H125ZM135 167V166H134ZM174 167H175V165H174ZM179 167V166H178ZM178 167H176V169L178 168ZM189 167V168H190ZM213 167V166H212ZM211 167V168H212ZM218 167L220 168V165H218ZM25 168V167H24ZM31 168V167H30ZM49 168V167H48ZM55 168V169H56ZM62 168H65L64 166L62 167ZM132 168V167H131ZM130 168V169H131ZM136 168V167H135ZM144 168V167H143ZM161 168H163V167H161ZM171 168H173L172 166H171ZM170 168V169H171ZM199 167L197 166V168L196 169H198ZM216 168V167H215ZM218 168V169H219ZM223 168V169H224ZM27 169V168H26ZM46 169V168H45ZM44 169V170H45ZM52 169V168H51ZM49 170L50 172L52 171V170ZM54 168H53V170H55ZM128 169H129V167H128ZM127 169V170H128ZM129 169V170H130ZM164 169V168H163ZM162 169V171H164ZM168 169H166L165 168V171L166 170H168ZM169 169V170H170ZM174 169V168H173ZM191 169V168H190ZM189 169V170H190ZM195 169V170H196ZM213 170H215L214 168H212ZM211 169V171H213ZM217 169V168H216ZM217 169V170H218ZM220 169H222V168H220ZM222 169V170H223ZM35 170V169H34ZM58 170V169H57ZM60 170V169H59ZM59 170H58V172H59ZM126 170V171H127ZM128 170V171H129ZM132 170V169H131ZM135 170V169H134ZM133 170V171H134ZM137 170V171H138ZM143 170V169H142ZM168 170V172H170ZM181 170V169H180ZM179 170V171H180ZM184 170V169H183ZM187 170H188V168H187ZM186 169L184 170V171H187ZM210 170V169H209ZM209 170H208V173H209ZM216 170V171H217ZM36 171V170H35ZM35 171H34V173H35ZM43 171V170H42ZM46 171V170H45ZM48 171V172H49ZM63 170H61V172H62ZM66 171V172H67ZM121 171H123V170H121ZM126 171H124V172H126ZM132 171V172H133ZM136 171V170H135ZM137 171H136V173H137ZM144 171V170H143ZM164 171V172H165ZM177 171V170H176ZM175 170H172V172H176ZM183 171V172H184ZM200 171V170H199ZM198 171V172H199ZM203 171L204 170H202V173H203ZM207 170H205L204 172H206ZM210 171V172H211ZM216 171H214V172H216ZM221 171V170H220ZM33 172V171H32ZM37 172V171H36ZM44 172V171H43ZM131 172V171H130ZM139 172V171H138ZM140 172H142V171H140ZM152 172H154V170L152 171ZM171 172V173H172ZM182 170L180 171V174L179 175H181L182 173ZM190 172H193V171H191L190 170ZM218 172V171H217ZM26 173V172H25ZM52 173H55V172H52ZM52 173H49V175L50 174H52ZM127 173V172H126ZM126 173H125V175H126ZM135 173V174H136ZM148 173V172H147ZM157 173V172H156ZM159 173L161 174L162 172H158V174L157 175H159ZM169 173L170 175H171V177L173 176V179H177V178H174V176H175V174L174 173ZM177 173H178V171H177ZM187 173V172H186ZM201 173V171L199 172V174ZM219 173V172H218ZM222 173L224 174V171H222ZM36 174V173H35ZM34 174V175H35ZM55 174H57V172L55 173ZM59 174H61L60 172H59ZM146 174V173H145ZM167 174V173H166ZM194 174V173H193ZM196 174V173H195ZM199 174H198V176H199ZM206 174H207V172H206ZM209 174H211V173H209ZM223 174H221V175H223ZM30 175H33V174H30ZM119 175H121V173L119 174ZM122 175H123V172H122ZM122 175H121V177H122ZM125 175H123V177L125 176ZM127 175H129V174H127ZM137 175H139V174H137ZM136 175V176H137ZM141 175H143V173L141 174ZM147 175V174H146ZM163 175H164V177L166 176L165 175V173H163ZM162 175V176H163ZM170 175H169V177H170ZM177 175V174H176ZM178 175V176H179ZM183 176L185 175V173L184 174H182ZM202 175V177L201 178H203V175H205V173L204 174H201ZM200 175V176H201ZM211 175H213V176H215L216 174H211ZM220 175V174H219ZM218 175V176H219ZM38 176V175H37ZM36 176V177H37ZM54 176V175H53ZM67 176V175H66ZM116 176H118V174L116 175ZM130 176H132V175H130ZM152 176H153V173H152ZM187 177H189L188 175H186ZM185 176V177H186ZM193 176V175H192ZM197 176V175H196ZM196 176L194 177V182H195V180L197 179L196 178ZM197 176V177H198ZM209 176V175H208ZM213 176H212V178H213ZM224 176H225V174H224ZM229 176H230V178H229ZM33 177V176H32ZM52 177V176H51ZM56 177V176H55ZM54 177V178H55ZM58 177V176H57ZM68 177V176H67ZM115 177V176H114ZM119 177V176H118ZM126 177H129V176H126ZM140 177H142V176H140ZM139 176H138V179H140V181H141V178H140ZM167 177V176H166ZM176 177V176H175ZM180 177V176H179ZM184 177V178H185ZM216 177V176H215ZM221 177V176H220ZM54 178L49 182V184H50V186H48L47 188H52L51 190H53V189H55L54 188V185H55V180H54ZM76 178H72V179H76ZM157 178H158V176H157ZM191 178V177H190ZM193 178V177H192ZM206 178V179H205ZM207 178L208 177H206V175L204 176V179L205 180H207ZM210 178V177H209ZM224 178V177H223ZM58 179V178H57ZM68 180L70 179V182L72 181L71 180V178H67ZM106 179V180H107ZM115 179L117 180V178L115 177ZM119 179H120V177H119ZM123 179V178H122ZM131 179V178H130ZM153 179H154V177H153ZM160 179H162V178H160ZM164 179V178H163ZM167 179V178H166ZM165 179V180H166ZM183 179V178H182ZM189 178H187V180H188ZM215 179H219L220 180V178H215ZM225 179V178H224ZM227 179V180H228ZM238 179V180H237ZM46 180V179H45ZM83 180V179H82ZM126 180V179H125ZM127 180H129V179H127ZM158 180V179H157ZM164 180V181H165ZM178 180H180V178H178ZM178 180H176V182L175 183H180V181L178 182ZM185 182H186V180L185 179H183ZM191 179H189V182L191 183L192 181H190ZM201 180V179H200ZM209 180H211V179H209ZM213 180V179H212ZM211 180V181H212ZM48 181V180H47ZM60 181H62V180H60ZM77 181H78V179H77ZM84 182H85V180H83ZM82 181V182H83ZM108 181V180H107ZM110 181V180H109ZM119 181V180H118ZM122 181V180H121ZM150 181V180H149ZM151 181H153V180H151ZM167 181V180H166ZM165 181V182H166ZM170 182H173V184H175L174 183V181H171V180H169ZM198 181V180H197ZM59 182V181H58ZM58 182L56 183V185H55V187L56 186H58ZM68 182L69 181H67V184H68ZM80 182V184H81V181H79ZM111 182V181H110ZM125 182H127V181H125ZM136 182V181H135ZM158 182H160V181H158ZM163 182V181H162ZM165 182H163L164 183V185L166 184ZM210 182V181H209ZM216 182V181H215ZM219 182V181H218ZM220 182H222V181H220ZM219 182V183H220ZM225 182H227V181H225ZM247 182H245L246 184H247ZM47 183V182H46ZM61 184H63V182H60ZM77 183L78 182H76L75 184L77 185ZM91 183H90V189H91ZM113 183H114V181H113ZM127 183H129V182H127ZM152 183V182H151ZM157 183V182H156ZM183 183V182H182ZM182 183H180V185L182 184ZM189 183V184H190ZM217 183V182H216ZM218 183V184H219ZM223 183V182H222ZM235 183H237V182H235ZM244 183V184H245ZM257 183V182H256ZM48 184V183H47ZM66 184V183H65ZM79 184V183H78ZM117 185H119L118 183H116ZM124 184V187L125 188H127V187H129V186H127L126 187V185H128V184H125V183H123ZM130 184V183H129ZM153 184V183H152ZM155 184V183H154ZM158 184V183H157ZM161 184V185H160ZM168 184V183H167ZM172 183H170L169 184V186L166 188V190L164 191V192H162V194H160V195H163V194H165L166 196H164V197H167V198H169V199H173V198H175L176 199V197H175V194L177 193V195L179 194V196H183V195H181V194H183V192H181V194H180V191H179V193L178 192H173L175 189L177 190V188H178V186H179V184H178V186L176 185V188H175V186L173 187L174 188V190H173V188H170V189H168L169 187H171L170 185H171ZM188 184V185H189ZM196 184V183H195ZM198 184V183H197ZM218 184H216L217 186H218ZM226 184V183H225ZM243 184V185H244ZM259 184H257L258 186H259ZM38 185V184H37ZM42 185H43V183H42ZM60 185V184H59ZM76 185H75V187H76ZM108 185V184H107ZM130 185H132V187H133V185H134V182L132 183V184H130ZM159 187L160 186H162V183L160 182L159 184ZM157 185V186H158ZM184 185V184H183ZM187 185V186H188ZM249 185V184H248ZM254 187L256 186L255 184H252ZM260 185H262V184H260ZM45 186V184L43 185V187ZM47 186V185H46ZM61 186V185H60ZM68 186V185H67ZM66 186V187H67ZM69 186H73V185H69ZM78 186V185H77ZM82 186V185H81ZM94 186V187H95ZM101 186V187H102ZM114 186V185H113ZM120 186H123V185H119L118 187H120ZM137 186H139L138 184H137ZM153 186V185H152ZM155 186H156V184H155ZM186 186V187H187ZM194 186V185H193ZM236 186V185H235ZM241 186V185H240ZM239 185L237 186V187H240ZM246 186V185H245ZM258 186H256V187H258ZM42 187V188H43ZM63 187V186H62ZM94 187H93V189H94ZM102 187V188H103ZM116 187V186H115ZM118 187H116V188H118ZM123 187V188H124ZM132 187L131 188H127L128 190H126L127 192H131V190L130 189H132ZM140 187V186H139ZM189 187V186H188ZM190 187H192V184L190 185ZM189 187V188H190ZM199 187H200V185H199ZM220 187V189L222 190V188H221V186H219ZM218 187V188H219ZM224 187V186H223ZM246 187H250V186H246ZM254 187H253V189H254ZM255 187V188H256ZM262 187V186H261ZM261 187H259L258 189H260ZM1 188V187H0ZM8 188V187H7ZM45 188V187H44ZM46 188V189H47ZM58 188H59V186H58ZM68 188V187H67ZM66 188V189H67ZM71 188H73V187H71ZM70 188V189H71ZM89 188V187H88ZM99 188V187H98ZM107 188V190H108V188L109 187H106ZM115 188V189H116ZM122 188V187H121ZM125 188H124V190H125ZM134 189H135V187H133ZM154 188V187H153ZM157 187H155V189H156ZM180 188H182V187H180ZM193 188V187H192ZM10 189V188H9ZM60 189V188H59ZM74 189V188H73ZM73 189L71 190V191H73ZM76 189H78V188H76ZM76 189H74V191L76 190ZM95 189H97V188H95ZM134 189L132 190V191H134ZM160 189H161V187H160ZM163 189H165L164 188V186L162 187V190ZM173 191H172V190ZM225 189V188H224ZM224 189H223V191H224ZM232 189V188H231ZM230 189V190H231ZM236 189L238 190L239 189V191H237V192H235L236 191ZM243 189V188H242ZM245 189V188H244ZM3 191H4V189H2ZM16 190V189H15ZM50 190V189H49ZM61 190V189H60ZM86 190V189H85ZM84 190V191H85ZM92 190V189H91ZM90 190V192H92ZM100 190V189H99ZM110 190H112V188L110 189ZM110 190H108V193L112 196V194L109 192ZM117 190V189H116ZM119 190V189H118ZM121 190V189H120ZM119 190V191H120ZM123 190V189H122ZM137 190H139V191H141V189H138V187H137ZM136 190V191H137ZM157 190V189H156ZM156 190H152V192L153 193H156L157 191ZM162 190H160V191H162ZM187 190V189H186ZM206 190V189H205ZM221 190H219L218 191V189H217V191L218 192H220ZM227 190V189H226ZM230 190H227V192L228 193H230ZM235 190V191H234ZM241 190V188H235V189H233L232 190V192L234 191L235 193L234 194H238L239 195V193L241 192L240 191ZM250 190H252V189H250ZM256 190V192L258 193V191H257V189H255ZM0 191H1V189H0ZM11 191V190H10ZM9 191V192H10ZM46 191V190H45ZM48 191V190H47ZM58 192H59V190H57ZM63 192H64V190H62ZM68 192H69V189L67 190ZM66 191V192H67ZM80 191V190H79ZM83 191V192H84ZM113 191V190H112ZM126 191H124L125 193H123V191H121L122 192V195L124 196V195H126ZM145 191H147V190H145ZM145 191H143V192H145ZM154 191H156V192H154ZM12 192V191H11ZM10 192V193H11ZM61 192V191H60ZM83 192L82 191H80V193H82V197H83ZM86 192H89V191H86ZM86 192H84V193H86ZM95 192H97V190L95 191ZM103 192H105V191H103ZM102 192V193H103ZM114 192V194H116L117 193V191H116V193H115V191H113ZM138 192V191H137ZM158 192H159V190H158ZM184 192H185V189H184ZM227 192H224V193H227ZM239 192V193H238ZM245 192V191H244ZM253 192V191H252ZM255 192V191H254ZM255 192V193H256ZM6 193L8 194V192L6 191ZM10 193H9V195H10ZM16 193V192H15ZM65 193V192H64ZM72 193V192H71ZM75 193H78V195L80 194L79 192H77V191H75ZM98 193V192H97ZM100 193V192H99ZM107 193V192H106ZM118 193H120V192H118ZM133 193V192H132ZM152 193V194H153ZM190 194L192 193L191 191L189 192ZM189 193H188V195L187 196H190L189 195ZM250 192H248V194H249ZM254 193V194H255ZM262 193H263V191H262ZM261 193V194H262ZM3 194H5V192L3 193ZM13 194V193H12ZM42 194V193H41ZM56 194H57V192H56ZM69 194V193H68ZM73 194V193H72ZM71 194V195H72ZM89 194V193H88ZM113 194V195H114ZM129 194V193H128ZM128 194H127V196H128ZM134 194H136V193H133V197H135L136 199H137V197H138V195H134ZM138 194V193H137ZM151 194V193H150ZM194 194V193H193ZM193 194H191V198L193 197L192 195ZM223 194V193H222ZM233 194V193H232ZM237 194H236V196H237ZM243 195H244V193H242ZM241 194V195H242ZM251 194V193H250ZM253 194V193H252ZM251 194V195H252ZM40 195V194H39ZM39 195H37V196H39ZM66 194H64V196H65ZM70 195V196H71ZM75 195V194H74ZM73 195V196H74ZM90 195V194H89ZM104 195V194H103ZM119 195H121V193L120 194H117V195H115V197H121V196H119ZM140 195V194H139ZM157 195V194H156ZM158 195H159V193H158ZM157 195V196H158ZM256 195V197L258 196L257 194H255ZM255 195H252L251 196V198L252 199H250L251 201L253 200V196H255ZM263 195H264V193H263ZM11 196V195H10ZM10 196H8V198L10 197ZM12 196H14V194L12 195ZM36 196V195H35ZM43 196H45V195H43ZM76 196V195H75ZM80 196V195H79ZM78 196V197H79ZM86 196V195H85ZM91 196H93V195H91ZM91 196H89V197H91ZM95 196V195H94ZM110 196V197H111ZM141 196V195H140ZM154 196V195H153ZM156 196V197H157ZM178 196V199H180L181 197H179ZM184 196H185V198H187L186 197V195L184 194ZM195 196V195H194ZM233 196V195H232ZM246 196H248V195H246ZM246 196H244L245 198H246ZM259 196H260V194H259ZM6 197V196H5ZM17 197V196H16ZM27 197V196H26ZM40 197V196H39ZM39 197H37L40 201H41V197L39 198ZM48 197V196H47ZM47 197H42V198H47ZM77 197V198H78ZM98 197V196H97ZM96 197V198H97ZM117 197V198H118ZM131 197V196H130ZM152 197V196H151ZM161 197V196H160ZM214 197V196H213ZM239 197V196H238ZM261 197V196H260ZM10 198H12V197H10ZM14 198V197H13ZM13 198H12V200H13ZM18 198V197H17ZM22 198V197H21ZM67 198V197H66ZM71 198V197H70ZM73 198V197H72ZM75 198V197H74ZM80 198H81V196H80ZM86 198H87V196H86ZM109 198V197H108ZM114 198V197H113ZM113 198H111V199H113ZM124 198H127L126 196L124 197ZM150 198V197H149ZM159 198V197H158ZM232 198V197H231ZM237 198V197H236ZM242 198L243 197H241V200H242ZM244 198V199H245ZM263 197H261L260 199H262ZM15 199V201H16V198H14ZM19 199V198H18ZM26 199H30V198H26ZM33 199V198H32ZM35 200H36V197L34 198ZM48 199V198H47ZM79 199V198H78ZM83 199V198H82ZM89 199V198H88ZM94 199V197L92 198L91 197V200H93ZM101 199V198H100ZM104 199H105V195H104ZM122 199V198H121ZM159 199H162V198H159ZM169 199H167L168 200V202H169ZM225 199V198H224ZM239 198H237V200H238ZM264 199V198H263ZM21 200H23V199H21ZM34 200V201H35ZM44 200H46V199H44ZM49 200H51V199H49ZM53 200V199H52ZM62 200V199H61ZM81 200V199H80ZM90 200V199H89ZM96 200V199H95ZM97 200H98V198H97ZM96 200V201H97ZM103 200V199H102ZM109 200V199H108ZM107 200V201H108ZM114 200V199H113ZM116 200H119V199H116ZM116 200H115V202H116ZM124 200H126V205H128V202H127V199H124ZM138 200V199H137ZM148 200V199H147ZM146 200V201H147ZM150 200V199H149ZM148 200V201H149ZM154 200H155V198H154ZM166 200V199H165ZM171 200H170V204H171ZM181 200H183V198H181ZM180 200V201H181ZM186 200V199H185ZM189 200V199H188ZM187 200V201H188ZM223 200V199H222ZM249 200V199H248ZM15 201H13V202H15ZM18 201V200H17ZM29 201V200H28ZM36 201H38V200H36ZM40 201H39V203H40ZM64 201V200H63ZM69 201V200H68ZM76 201V200H75ZM79 201V200H78ZM81 201H83V200H81ZM100 201V200H99ZM139 201H141L140 199H139ZM148 201H147V204H148ZM157 201V200H156ZM173 201H175V200H173ZM177 201H179V200H177ZM184 201V200H183ZM239 201V200H238ZM243 201V200H242ZM244 201H247V199L246 200H244ZM243 201V202H244ZM250 201V202H251ZM257 201V200H256ZM23 202V201H22ZM21 202V203H22ZM24 202H25V200H24ZM30 202V201H29ZM41 202H46V201H41ZM48 202V201H47ZM46 202V203H47ZM53 202V201H52ZM52 202H50L49 201V204L48 205H53V203ZM62 202V201H61ZM71 202H73V200L71 201ZM94 202V201H93ZM92 202V204L93 205H95V203H93ZM98 202V201H97ZM96 202V203H97ZM103 202V205L106 203V202H104V201H102ZM114 202V203H115ZM137 202V201H136ZM135 202V203H136ZM149 202H152L153 203V201H149ZM159 203L158 204H160V200L158 201ZM161 202H163V201H161ZM165 202V201H164ZM176 202V201H175ZM192 202V200L190 201V203ZM17 203H20V201L19 202H17ZM27 203V202H26ZM32 203V202H31ZM37 203V202H36ZM46 203H45V205H46ZM59 203V202H58ZM65 203V202H64ZM76 204H77V202H75ZM75 203H73V204H75ZM83 204H84V202H82ZM82 203H81V205H82ZM86 203V202H85ZM109 203V202H108ZM111 204H112V202H110ZM117 203V202H116ZM115 203V204H116ZM134 203V204H135ZM139 203V202H138ZM137 203V205H139ZM144 203H146V202H144ZM157 203V202H156ZM155 203V204H156ZM169 203H167V204H165V206L166 205H168ZM177 203V202H176ZM198 203V202H197ZM260 203H263L262 201L261 202H259V204ZM14 204V203H13ZM25 204V203H24ZM35 204V203H34ZM71 204V203H70ZM69 204V205H70ZM75 204V205H76ZM79 205H80V202L78 203ZM88 204V203H87ZM89 204H91L90 202H89ZM100 204H102L101 202L99 203L98 202V205H100ZM107 204V203H106ZM110 204V205H111ZM157 204V205H158ZM179 204H180V202H179ZM183 204V203H182ZM186 204V203H185ZM191 204H193V203H191ZM243 204V203H242ZM245 204H248V202L247 203H245ZM19 205V204H18ZM18 205H15V207L16 206H18ZM44 205V206H45ZM56 205V204H55ZM54 205V206H55ZM59 205V204H58ZM58 205H56V207L58 206ZM62 205V204H61ZM68 205V206H69ZM72 205V204H71ZM74 205V206H75ZM92 205V206H93ZM103 205H101L100 207H101V210L105 213H107V217L109 216V214L111 215V210L109 209V207H108V204H107V206H104V208H102V206ZM109 205V206H110ZM125 205V206H126ZM149 205H151V204H149ZM153 205V204H152ZM172 205H173V203H172ZM171 205V207H173ZM181 205V204H180ZM203 205V204H202ZM254 205H257V203H254ZM254 205H252L253 207H254ZM25 206H28V207H25ZM29 206H30V204H28V205H23V206H21L22 208L23 207H25L26 209V212L29 210V209H31V207L29 208ZM39 206H41L40 204H39ZM65 206V205H64ZM64 206H62V207H64ZM73 206V207H74ZM78 206V205H77ZM91 206V209H93V207ZM96 206V205H95ZM113 207H111V208H114V204L112 205ZM136 206V205H135ZM134 206V207H135ZM146 206V205H145ZM145 206H144V208H145ZM161 206V204L159 205V207ZM163 206V205H162ZM175 206H176V208H177V205L175 204ZM187 206H188V204H187ZM193 206H194V204H193ZM246 206V205H245ZM244 206V207H245ZM249 206H251V204L250 205H248V207H246L247 209L248 208H250ZM258 206H260V205H258ZM263 206H264V204H263ZM4 207H5V205H4ZM12 206L10 205V207L9 208H11ZM35 207V206H34ZM53 207V206H52ZM56 207L55 208H53V209H55V210H53L52 211V208H50L51 209V211L52 212H54V215H57V214H55L56 212H57V209H58V207H57V209H56ZM61 207V206H60ZM59 207V208H60ZM70 207H72V206H70ZM72 207V208H73ZM80 207V206H79ZM99 207V206H98ZM97 207V208H98ZM106 207H108V208H106ZM116 207V206H115ZM121 207V206H120ZM127 207V206H126ZM142 207H143V205H142ZM153 207H154V205H153ZM168 207V206H167ZM184 207V206H183ZM202 207H204V206H202ZM17 208V207H16ZM18 208H20V207H18ZM18 208H17V210H18ZM28 208V209H27ZM37 208L39 209V207H35V210H37ZM41 208V207H40ZM48 208V207H47ZM77 208V207H76ZM75 208V210H77V209H79V208H77L76 209ZM85 208V207H84ZM96 208V209H97ZM118 208H119V205H118ZM123 208V211L125 210L124 208L125 207H122ZM128 208H129V206H128ZM127 208V209H128ZM133 208V207H132ZM132 208H129V209H132ZM138 207H136V209H137ZM140 208V207H139ZM147 208V207H146ZM154 208H158V207H156V205H155V207ZM161 208H163V207H161ZM165 208V207H164ZM178 208H179V206H178ZM189 208V207H188ZM224 208V207H223ZM228 208V207H227ZM230 208V207H229ZM257 206H256V208L254 207V209L255 210H257ZM7 208L5 207V211H7L6 210ZM32 209H33V207H32ZM65 209L67 210V209H69V208H66V206H65ZM64 208H62V211L60 210V212H58L59 214H61L62 213V217L59 215V217H58V220H56V221H54L55 220V217H54V222H51V221H46L45 223L46 224H44L42 221V223H40L39 225H38V222L40 221V220H42V218H40V220H38V222H37V224H35L36 223V220H35V225L37 226H42V229L43 228H46V229H43V231L45 230V232H46V230H48L47 229V227H49V225H50V223H53L54 224V228L51 230V232H50V229L48 230L50 233H52V232H57V231H59V229H60V227L64 224L63 222L65 221V217L68 215V214H70V211L69 212H67L66 210H65ZM86 209H88V208H86ZM91 209H89V210H91ZM100 209V208H99ZM98 209V210H99ZM128 209V210H129ZM134 210H135V208H133ZM148 209V208H147ZM151 209H153L152 207H151ZM168 209V208H167ZM175 209V208H174ZM173 209V210H174ZM185 209V208H184ZM187 209V208H186ZM185 209V210H186ZM239 209V208H238ZM254 209H252V207H251V211L253 210L254 212H255V210ZM4 210V209H3ZM2 210V211H3ZM11 210H12V208H11ZM16 210V211H17ZM47 210H49V209H46V210H44V213H45V216H48L46 213L47 212H45V211H47ZM59 210V209H58ZM81 210H82V207H81ZM85 210V209H84ZM93 210H95V209H93ZM92 210V211H93ZM116 212H117V210L116 209H114ZM119 210V209H118ZM128 210H126L125 212H127ZM138 210V209H137ZM164 210V209H163ZM179 210V209H178ZM185 210H182V211H185ZM190 210V209H189ZM188 210V211H189ZM226 210V209H225ZM229 210V209H228ZM262 210H264V209H262ZM1 211V210H0ZM9 211V210H8ZM13 211L15 212V209H13ZM22 212H24V210H21ZM29 211H34V210H29ZM41 211H42V208H41ZM50 211V210H49ZM50 211V212H51ZM86 211V210H85ZM84 211V212H85ZM115 211H113V212H115ZM130 211V210H129ZM149 211H151V210H149ZM156 211V210H155ZM172 211V210H171ZM175 211H176V209H175ZM188 211H186V212H188ZM190 211H194V209H192V210H190ZM13 212V213H14ZM22 212H18L19 214H21ZM25 212V213H26ZM35 212V211H34ZM34 212H32V214L34 213ZM38 212L40 213V211L38 210ZM51 212V215L53 214ZM96 211H93V213H95ZM100 212V211H99ZM103 212H102V216H103ZM112 212V213H113ZM119 212V211H118ZM121 212V211H120ZM133 212H137V211H133ZM139 212V211H138ZM145 212H146V210H145ZM152 212H154L153 210L151 211V213ZM163 212V211H162ZM161 212V213H162ZM170 212V211H169ZM169 212H167L168 213V215H169V218L170 217H172V216H170V215H173L174 213H170L169 214ZM199 212V211H198ZM211 212V211H210ZM222 212V211H221ZM220 212V213H221ZM230 212V211H229ZM234 212V211H233ZM260 212V211H259ZM16 213V212H15ZM14 213V214H15ZM25 213H23V214H25ZM28 213V212H27ZM44 213L41 215V214H39L41 217L43 216L44 218H45V216H44ZM49 213V212H48ZM71 213H72V210H71ZM77 213V212H76ZM82 213V212H81ZM86 213H87V211H86ZM86 213H85V216L87 217V215H86ZM90 213V212H89ZM142 213V212H141ZM140 213V214H141ZM160 213V212H159ZM158 213V211H157V214H159ZM160 213V214H161ZM182 213V212H181ZM197 213V211L194 213V214H196ZM212 213V212H211ZM216 213V212H215ZM214 213V214H215ZM219 213V214H220ZM223 213H226V211L225 212H223ZM222 213V214H223ZM249 213V212H248ZM248 213H242V215L243 214H246V217L247 216H250V214H248ZM256 213H258V212H256ZM260 213H263L262 211L260 212ZM8 214H9V212H8ZM8 214H6V217L7 216H9ZM12 214V213H11ZM13 214V215H14ZM29 214L30 213H28V216H29ZM31 214V215H32ZM91 214V213H90ZM119 214V213H118ZM135 214H137V213H135ZM145 214V213H144ZM149 214V213H148ZM154 214H155V212H154ZM159 214V215H160ZM179 214V213H178ZM191 214V213H190ZM201 214H202V212H201ZM200 214V217L199 218H201V215ZM230 216H231V213H228ZM241 214V213H240ZM248 214V215H247ZM251 214H255V213H251ZM35 215L37 216V214H36V212H35ZM50 215V214H49ZM66 215V216H65ZM74 215H75V213H74ZM77 215V217L79 218V220H80V217L78 216V215H80V213L79 214H76ZM82 215H83V213H82ZM95 215V214H94ZM99 215V214H98ZM97 215V213H96V216H98ZM116 215V214H115ZM115 215H114V213H113V216L115 217ZM123 216L124 215H126V213L125 214H122ZM121 215V216H122ZM139 215V214H138ZM138 215H137V217H138ZM150 215V214H149ZM163 216H164V214H162ZM167 215V216H168ZM185 215H188V214H185ZM192 215V214H191ZM199 215V214H198ZM197 215V216H198ZM207 215V217H205L206 218V220H207V218H209L208 216H209V214H206ZM213 215V214H212ZM211 215V216H212ZM228 215V216H229ZM241 215V216H242ZM256 215V217H257V214H255ZM255 215H254V218H255ZM264 215V214H263ZM12 216V215H11ZM10 216V217H11ZM15 216V215H14ZM25 216L27 217V215L25 214ZM25 216H23L24 217V219H26L25 218ZM36 216H34V217H36ZM71 217H73V213H72V215H70ZM81 216V215H80ZM90 217H93V216H91V215H89ZM112 216V215H111ZM117 216V215H116ZM120 216V215H119ZM136 216V215H135ZM141 216V215H140ZM158 216V215H157ZM156 216V218H158ZM166 216V217H167ZM176 216V215H175ZM205 216V215H204ZM210 216V217H211ZM214 216V215H213ZM215 216H216V214H215ZM221 216V215H220ZM219 216V217H220ZM229 216V217H230ZM244 216V215H243ZM2 217V212H1V216H0V218ZM4 217V216H3ZM9 217V218H10ZM13 217V216H12ZM22 217V216H21ZM32 217H33V215H32ZM51 217V216H50ZM49 217V218H50ZM69 217V216H68ZM67 217V218H68ZM76 217V216H75ZM99 217V216H98ZM110 217V216H109ZM108 217V218H109ZM126 217V216H125ZM129 216H127V218H128ZM162 217V216H161ZM173 217H174V215H173ZM172 217V218H173ZM183 217V216H182ZM189 217V216H188ZM192 217V216H191ZM203 217V216H202ZM216 217H218V216H216ZM215 217V218H216ZM221 217H224V216H221ZM233 217H235L234 215H233ZM237 217H238V215H237ZM245 217V218H246ZM260 217V216H259ZM264 217V216H263ZM15 218V217H14ZM29 219H30V217H28ZM85 218V217H84ZM101 218V217H100ZM100 218H98V219H100ZM107 218V219H108ZM113 218V217H112ZM117 217H115L114 219H116ZM132 218V217H131ZM139 218V217H138ZM137 218V219H138ZM141 218V217H140ZM147 218H148V216H147ZM151 218V217H150ZM155 218V220H157ZM165 218V217H164ZM172 218H171V222H172ZM213 218V217H212ZM214 218V219H215ZM226 218V217H225ZM239 218H241V217H239ZM252 219L253 220V216L251 215V217H249V219ZM6 219V218H5ZM11 219V218H10ZM22 219V218H21ZM24 219H22V220H24ZM33 219V218H32ZM46 220H48L47 218H45ZM53 219V218H52ZM57 219V218H56ZM69 219H70V217H69ZM81 219H83V217L81 218ZM93 219H95L96 220V223H94V224H96V225H98L99 223H98V221L99 220H97L96 218H94L93 217ZM103 219H104V217H103ZM110 219V218H109ZM121 219V218H120ZM124 219V218H123ZM122 219V220H123ZM142 219V218H141ZM140 219V220H141ZM149 219V218H148ZM148 219H146V220H148ZM158 219H160L161 220V218L159 217ZM163 219V218H162ZM175 219V218H174ZM184 219V218H183ZM210 220H212L211 218H209ZM227 219V218H226ZM249 219H247V223H249L248 221H249ZM256 219V218H255ZM263 219V218H262ZM1 221H3L2 219H0ZM14 220V219H13ZM73 220H74V218H73ZM73 220H71V221H73ZM75 220H76V218H75ZM74 220V221H75ZM78 220V221H79ZM91 220V219H90ZM95 220H92V221H95ZM100 220H102V219H100ZM113 220V219H112ZM166 220H167V218H166ZM178 220H180V222L182 223V221L184 222V220H182V219H178ZM195 220H197L196 219V216H195ZM202 220V219H201ZM205 219H203V221H204ZM210 220H208V224H209V221ZM257 220H259V218H257ZM264 220V219H263ZM262 220V221H263ZM12 220H8L7 219V223L9 222V224H10V222H11ZM15 221V220H14ZM17 221V220H16ZM18 221H20V219L18 220ZM30 221V220H29ZM33 221V220H32ZM73 221V222H74ZM85 221V220H84ZM84 221H83V223H84ZM87 222H88V220H86ZM85 221V222H86ZM92 221H91V223H92ZM107 221V220H106ZM114 221H116V220H114ZM120 221V220H119ZM118 221V222H119ZM137 221V220H136ZM139 221V220H138ZM165 220H163V222H164ZM168 221V220H167ZM164 222V223H169L170 222V219H169V222ZM175 221V220H174ZM192 221V220H191ZM202 221V222H203ZM214 221V220H213ZM215 221H217V218H216V220ZM219 221V220H218ZM225 221V220H224ZM236 221H237V219H236ZM244 221H245V219H244ZM22 222V221H21ZM20 222V223H21ZM23 222H25V220L23 221ZM31 222V221H30ZM30 222H28V223H30ZM49 222V223H48ZM66 222H68V221H66ZM70 222V221H69ZM68 222V223H69ZM108 222H110V221H108ZM113 222V221H112ZM117 222V223H118ZM140 222V221H139ZM146 222V221H145ZM144 221H143V223H145ZM156 222V221H155ZM154 222V223H155ZM158 222H160V221H158ZM157 222V223H158ZM162 222V221H161ZM161 222H160V225H163V224H161ZM187 222V221H186ZM200 222V221H199ZM201 222V223H202ZM220 222H223V220L222 221H220ZM238 222V221H237ZM241 222H243V221H241ZM256 222H258V221H255V223ZM1 223V222H0ZM5 223V222H4ZM3 223V224H4ZM26 223H27V221H26ZM63 223V224H62ZM67 223V224H68ZM81 221L79 222V228H80V225H81ZM101 223H103V222H101ZM120 223H121V225H120V227L122 226L123 227V223L125 224V225H127L128 226V228L130 227V223H131V221L128 219H126L125 220V222H123V221H120ZM136 223V222H135ZM135 223H131V225L133 224H135ZM138 223V222H137ZM136 223V224H137ZM148 223H150V221L148 220ZM153 223V224H154ZM175 223V222H174ZM173 223V224H174ZM177 223H178V221H177ZM187 223H189V221L187 222ZM194 223L196 224L197 222H195L194 221ZM207 223V222H206ZM213 223V222H212ZM251 223H253V222H251ZM3 224L2 225H0V226H3ZM8 224V225H9ZM49 224V225H48ZM53 224H52V226H53ZM78 223H77V221H76V224L75 225H77ZM93 224V223H92ZM103 224H105V222L103 223ZM109 224V223H108ZM112 224H115V222L114 223H112ZM171 224V223H170ZM180 224V223H179ZM178 224V225H179ZM186 224V223H185ZM198 225H199V223H197ZM204 224H205V222H204ZM216 224H218L219 225V223H215V227H216ZM222 224V223H221ZM223 224H224V222H223ZM222 224V225H223ZM238 224V223H237ZM241 224V223H240ZM243 224V223H242ZM260 224V223H259ZM262 224H264V223H262L261 222V226H262ZM7 225V226H8ZM18 225H20V224H18ZM17 225V226H18ZM22 225V224H21ZM20 225V226H21ZM31 225L33 226V224H32V222H31ZM31 225H29V227H32ZM48 225V226H47ZM65 225V224H64ZM73 226L74 224H72V223H70V226ZM74 225V226H75ZM86 225H87V223H86ZM100 225V224H99ZM99 225H98V228H99ZM132 225V226H133ZM138 225V224H137ZM135 226V227H138V226ZM145 225V224H144ZM143 225V226H144ZM146 225H148V224H146ZM156 225V224H155ZM166 225V224H165ZM168 225V224H167ZM177 225V224H176ZM175 225V226H176ZM181 225H183V224H181ZM201 225V224H200ZM211 225H213V224H211ZM248 225V224H247ZM251 225V224H250ZM255 225V224H254ZM253 225V226H254ZM256 225H257V223H256ZM259 225V226H260ZM17 226H15V228H17ZM27 226V225H26ZM37 226V228H35V229H33L36 233H40V232H43L42 231V229L41 228H39ZM45 226H47V227H45ZM71 226V227H72ZM103 225L101 224V226L100 227H102ZM107 226V225H106ZM109 226V225H108ZM107 226V227H108ZM111 226V225H110ZM116 226H119V223H118V225H116ZM115 225H112L111 227H116ZM131 226V227H132ZM140 226V225H139ZM142 226V225H141ZM140 226V227H141ZM151 226V225H150ZM149 226V227H150ZM157 226H159V225H157ZM156 226V227H157ZM164 226V225H163ZM162 226V227H163ZM170 226V225H169ZM169 226H167V227H169ZM180 226V225H179ZM184 226V225H183ZM204 226V225H203ZM220 226V225H219ZM219 226H218V228H219ZM259 226H257V227H259ZM260 226V227H261ZM4 227V226H3ZM5 227H6V225H5ZM10 227V226H9ZM25 226H23V228H24ZM35 227V226H34ZM33 227V228H34ZM66 226H64L63 228V231L66 229V233H64V234H67V233H69L68 232V230H67V227L65 228ZM76 227V226H75ZM78 227V226H77ZM81 227H82V225H81ZM89 227H91V224L89 225ZM93 227V226H92ZM96 227V226H95ZM94 227V228H95ZM130 227V228H131ZM162 227H160V230L162 231ZM166 227V226H165ZM171 227V226H170ZM177 227V226H176ZM175 227V228H176ZM182 227V226H181ZM190 227V226H189ZM210 227H212V226H210ZM214 227V225H213V228H215ZM233 227V226H232ZM257 227H255L254 228V230H256L257 229ZM259 227V228H260ZM263 227V226H262ZM7 228V227H6ZM12 227H10V229H11ZM19 228V227H18ZM18 228L16 229L17 230V232H18ZM85 228V227H84ZM94 228H92V229H94ZM103 228V227H102ZM118 228V227H117ZM116 228V229H117ZM123 228H126V227H123ZM148 227H146V229H147ZM153 228V227H152ZM172 228H173V226H172ZM183 228V227H182ZM195 229H193V231H195L196 230V227H194ZM204 228H206L205 226H204ZM212 228V229H213ZM229 228V227H228ZM239 228V227H238ZM238 228H236V229H238ZM241 228H242V226H241ZM248 227H246V228H244L243 227V230H244V232H242L241 234H239V232H237V234H239L241 237H239V241H240V239L242 238V237H244L245 239H249V237H250V239H249V241L247 240V242H248V245H246V246H248V247H252V246H258L259 247V249H260V245H264V244H260V243H252V239H254V237H252V232H254L252 229V231L250 230V229H247ZM264 228V227H263ZM1 229V228H0ZM10 229H9V234L11 235V234H13V232H11L10 233ZM21 229V228H20ZM20 229H19V231H20ZM62 229V228H61ZM68 229H69V231H71L70 229L71 228H69L68 227ZM74 229V228H73ZM72 229V230H73ZM81 229H83V227L81 228ZM107 229H109V228H107ZM111 229V228H110ZM120 229V228H119ZM118 229V230H119ZM138 229V231H141V234H145L144 232H146L147 233V231H144L143 233H142V230H139V227L137 228ZM141 229H142V227H141ZM151 228H149V230L148 231H152V230H150ZM163 229H164V235H165V238L166 237H171V235H170V230L169 229H167V230H169V231H167V230H165V228L163 227ZM217 229V228H216ZM215 229V230H216ZM235 229V228H234ZM2 230V229H1ZM4 230H6V229H4ZM13 230H14V228H13ZM25 230V229H24ZM28 230V229H27ZM29 230H31L32 231V229L30 228ZM95 230V229H94ZM103 232H105L106 231V234H107V232L108 233H111V232H109V231H113V229L112 230H106V227L105 228H103ZM118 230H116L117 232H118ZM130 230L131 231H133V227H132V229H129L128 230V232H130ZM136 230V229H135ZM171 230H173V231H175L174 229H171ZM178 230V229H177ZM183 230V229H182ZM182 230H180V231H182ZM218 230V232L220 231L219 229H217ZM216 230V231H217ZM238 230H241L240 228L238 229ZM258 230V229H257ZM23 231V230H22ZM34 231H32L31 233L33 234L34 233ZM89 231H90V229L87 231L88 233H86V236L90 239V237H89V235H90V233H89ZM100 231V234H101V230H99ZM121 231H126V230H121ZM155 231L157 232V229H155ZM155 231H152V232H154L155 233ZM159 231V230H158ZM173 231H172V234H174L173 233ZM179 231V230H178ZM188 231H189V229H188ZM197 231H199V229H198V227H197ZM202 231H203V229H202ZM260 231H262V230H260ZM264 231V230H263ZM5 232H7V230L5 231ZM16 232V235L18 234V233H20V232H18L17 233ZM24 232V231H23ZM30 232V231H29ZM44 232V233H45ZM76 232H77V234L76 235H78V232L79 233H81L82 232V230H81V232L78 230V228H77V230H76ZM91 232V231H90ZM95 232V231H94ZM102 232V233H103ZM115 231H113V233H111V235H113V234H115V236H117L119 233H117L116 234V232L114 233ZM119 232H120V230H119ZM127 232V231H126ZM136 232H137V230H136ZM135 231H134V233L133 234H135L136 233ZM151 232V234H153ZM206 232V231H205ZM204 232V233H205ZM218 232H217V234H218ZM228 232V229L227 228H224L223 230H222V234H225V233H227ZM236 232V231H235ZM258 232H259V230H258ZM3 232H1L0 234H2ZM8 233V232H7ZM47 233V232H46ZM59 233V232H58ZM71 233V232H70ZM74 233V232H73ZM83 233V232H82ZM85 233V232H84ZM97 233H98V231H97ZM123 233L124 232H122V235L120 234L119 236H122L121 238L119 237V236H117L116 238L118 239V237L120 238V242L122 243V239H123V237H126V236H128L127 234H126V236H123ZM140 233V232H139ZM149 233V232H148ZM178 233V232H177ZM186 233V232H185ZM196 233V232H195ZM203 233V234H204ZM255 233V232H254ZM20 234H22V233H20ZM55 234V233H54ZM59 234H61V233H59ZM99 234V233H98ZM97 234V235H98ZM99 234V235H100ZM104 234V233H103ZM137 234H138V232H137ZM150 234V235H151ZM160 234V233H159ZM180 234V233H179ZM208 234V233H207ZM212 234H214V233H212ZM259 234V233H258ZM3 235V234H2ZM4 235H5V233H4ZM8 235V234H7ZM13 235H15V232H14V234ZM29 236H28V238H30V235L31 234H28ZM48 235H49V233H48ZM51 235H53V234H51ZM56 236H57V234H55ZM55 235H53V236H55ZM70 234H67V236H69ZM91 235H93V234H91ZM90 235V236H91ZM108 235V234H107ZM110 235V234H109ZM110 235V236H111ZM132 235V234H131ZM156 235H157V233H156ZM164 235L162 234L161 236L162 237H164ZM196 235V234H195ZM211 235V234H210ZM216 235V234H215ZM219 235V234H218ZM227 235V234H226ZM230 235H231V233H230ZM239 235H237V236H239ZM1 236V235H0ZM19 236V235H18ZM34 236V235H33ZM35 236H36V234H35ZM55 236V237H56ZM81 236H83V235H81ZM101 236V235H100ZM99 236V237H100ZM136 236H138V235H136ZM155 236V235H154ZM153 236V237H154ZM159 237H161L160 235H158ZM178 236V235H177ZM181 236V235H180ZM185 236V235H184ZM183 236V237H184ZM200 236H203V235H200ZM199 236V237H200ZM207 237H208V235H206ZM214 236V235H213ZM213 236H212V238H213ZM222 236V235H221ZM232 236V235H231ZM235 236V235H234ZM257 236V235H256ZM261 236H262V234H261ZM260 236V237H261ZM5 237V236H4ZM41 237V236H40ZM42 237H43V235H42ZM47 237V236H46ZM48 237H51V236H48ZM57 237H60V236H57ZM79 237V236H78ZM77 236H76V238L74 239V238H72V240L71 241H73V239L74 240H77V238H78ZM104 237H105V234H104ZM107 237H109V236H107ZM129 238L131 237V236H128ZM152 237V238H153ZM159 237H157L156 238V236H155V238L156 239H158ZM183 237H179L178 236V238L176 239V237H173L174 239H176L175 241V243H173V244H175V247L177 248V249H179V250H183L184 251V256L185 255H187V257L189 258V259H194L195 257H196V255H202V259H203V262L201 261L200 262V264H208V261L211 259V257L214 255V257L215 256H217V255H219V253L221 252H219L218 254H216V252H218L222 247H221V244L220 243H218V244H216V242H212L211 243V245L212 246H210V247H207V248H205L206 246H204V244L203 243H201L200 244V242L199 243H197L196 245H194V243H192V244H189L188 242H190V240L191 241H194V238H191V235H189V237L191 238L189 241H186L187 240V238L185 239V238H183ZM206 237V238H207ZM230 237V236H229ZM228 237V238H229ZM262 237H264V236H262ZM6 238H10V240H11V236H6ZM19 238V237H18ZM17 238V239H18ZM27 238V239H28ZM35 238H37V237H35ZM38 238H39V236H38ZM81 238V237H80ZM87 238V239H88ZM101 238V240H103V242L104 241H106L107 242V240H104L102 237H100ZM99 238V239H100ZM111 237H109V239H110ZM115 238V237H114ZM129 238H128V240H129ZM135 239H136V237H134ZM149 239H150V236L148 237ZM147 238V239H148ZM203 238V237H202ZM206 238H205V240H206ZM215 238V237H214ZM218 238V237H217ZM216 238V239H217ZM224 238V237H223ZM1 239V238H0ZM13 239V238H12ZM31 239H32V237L30 238V242H31ZM43 238H41L40 240L41 241H43L42 240ZM50 239V238H49ZM52 239V238H51ZM55 240H57L56 238H54ZM58 239H60V238H58ZM83 239H84V237H83ZM86 239V238H85ZM97 237H95V234H94V237L92 238V240H93V242H95L98 246L101 244L102 245V242H100L101 240H99ZM113 239V238H112ZM126 239V238H125ZM139 239V238H138ZM141 239H143V238H140L139 239V241L141 240ZM145 240H147L146 238H144ZM161 239H163V238H161ZM230 239V238H229ZM243 239V238H242ZM258 239V237H256V240ZM21 240V239H20ZM33 240H35L34 238H33ZM37 240V239H36ZM46 240H47V238H46ZM53 240V239H52ZM66 240V239H65ZM68 241H69V239H67ZM111 240V239H110ZM109 240V241H110ZM116 240V239H115ZM124 240V239H123ZM165 241H163L162 240V242H163V244L166 242V240L168 241V239H164ZM209 240V239H208ZM213 240V239H212ZM211 240V241H212ZM236 240H237V238H236ZM263 240V239H262ZM54 241V240H53ZM60 241V240H59ZM62 241V240H61ZM61 241H60V243H61ZM80 241H81V243L83 242V240L82 239H80ZM79 241V242H80ZM86 241V240H85ZM113 241V240H112ZM116 241H119V240H116ZM125 241H127V240H125ZM136 241V240H135ZM150 241V240H149ZM159 241V240H158ZM214 241H217V240H214ZM228 241V240H227ZM243 241H244V239H243ZM242 240H241V243L243 242ZM2 242H3V239H2ZM7 242H9V240H6V243ZM15 242V241H14ZM17 242V241H16ZM20 242V241H19ZM55 242V241H54ZM70 242V241H69ZM75 242V241H74ZM91 243L92 241H87L86 243ZM93 242H92V244H93ZM111 242V241H110ZM129 242V241H128ZM151 242V244H153L152 242V240L150 241ZM155 242H157V241H155ZM161 242V241H160ZM162 242H161V244H162ZM169 242H171V241H169ZM221 243H222V241H220ZM237 243H239L238 242V240L236 241ZM235 242V243H236ZM254 242H256V241H254ZM264 242V241H263ZM5 243V244H6ZM37 243H38V240H37ZM37 243H35V241H34V244H37ZM39 243H40V241H39ZM38 243V244H39ZM43 242H41V244H39V247H40V245L42 246L43 244H45V243H43ZM58 243V242H57ZM67 242H65V244H66ZM88 243V244H89ZM117 243V242H116ZM125 243V242H124ZM130 243H132V242H130ZM129 243V244H130ZM133 243H135V242H133ZM132 243V244H133ZM136 243H139V244H141L140 242H136ZM146 243H149L148 241H146L145 242V244ZM157 243H159V242H157ZM157 243L156 244H154V245H157ZM184 243L186 244V245H184ZM191 243V242H190ZM224 243H226V242H224ZM223 243V244H224ZM240 243V244H241ZM3 245H5L4 244V242L2 243ZM1 244V245H2ZM15 244V243H14ZM18 244V243H17ZM27 244V243H26ZM30 244V243H29ZM63 244V243H62ZM74 243H72L71 245H73ZM84 244V246H85V243H83ZM105 244H107V243H105ZM104 244V245H105ZM119 244V243H118ZM117 244V245H118ZM126 244V243H125ZM129 244H127V246L129 245ZM151 244L149 245V246H151ZM162 244V245H163ZM168 244V243H167ZM173 244L171 245V246H173ZM183 244V245H182ZM243 244V243H242ZM247 244V243H246ZM13 245V244H12ZM32 245H33V243H32ZM52 245V244H51ZM57 245V244H56ZM64 245V244H63ZM70 245V244H69ZM76 245H77V242H76ZM75 245V248H73L74 250H77V252L78 251H82V250H84L85 248H84V246L83 245H77L76 246ZM91 244H89V246H90ZM94 245V244H93ZM100 245V246H101ZM116 245V247H118ZM120 245H122V247L124 248V246H126V245H124L123 246V243L122 244H120ZM135 245V244H134ZM159 245V244H158ZM158 245H157V247H158ZM162 245H160V246H162ZM165 245V244H164ZM210 245V244H209ZM225 245V244H224ZM231 245V244H230ZM47 246V245H46ZM46 246H43V247H46ZM66 247H67V244L65 245ZM74 246V245H73ZM88 246V245H87ZM88 246V247H89ZM98 246H97V248H98ZM109 246V245H108ZM112 246H113V244H112ZM131 246V245H130ZM138 246V245H137ZM136 245H135V247H137ZM143 246V245H142ZM146 248H148L147 247V245H144ZM189 246H193V247H191V248H189ZM220 246V247H219ZM238 247H239V245H237ZM244 245H240V247H241V250L238 252V254H237V252H236V256H238L239 258H240V260L242 261V259H243V262L244 263H242V264H264V252H260V250H256V251H253L252 249H251V251L249 250V251H246L244 248H242ZM245 246V247H246ZM2 247H4V246H2ZM5 247H7V248H9L8 246H5ZM16 247H17V245L14 247L15 249H16ZM18 247H20L21 248V246H18ZM29 247V246H28ZM34 247H36V246H34ZM39 247L38 248H36L37 250L39 249ZM50 247V246H49ZM66 247H64L65 248V250H67L68 251V249H66ZM69 247V246H68ZM71 247V246H70ZM106 247V246H105ZM115 247V246H114ZM115 247V248H116ZM120 247V246H119ZM145 247H143V248H145ZM154 247H156V246H154ZM156 247V248H157ZM169 246L167 245L166 246V249L168 248ZM224 247V246H223ZM230 247V246H229ZM238 247H237V249H238ZM257 247V248H258ZM261 247H263L264 248V246H261ZM11 248V247H10ZM41 248V247H40ZM51 248H54V246H52ZM64 248H63V250H64ZM90 248V247H89ZM97 248L95 249V250H97ZM100 248H102V247H99L98 248V250L100 249ZM126 248V247H125ZM142 248V250L145 252V251H147V250H144ZM152 248V246L150 247V250H152L151 249ZM159 248V247H158ZM161 248V247H160ZM208 248H213V249H211L212 251H214V252H212L211 254H207V253H205V250H207ZM218 248H220L219 250H218ZM232 247H230V249H231ZM253 248V247H252ZM256 248V249H257ZM18 249V248H17ZM24 249V248H23ZM22 249V250H23ZM28 249V248H27ZM33 249V247H31V250ZM35 249V253L37 252V250ZM42 249H44V248H42ZM50 249V248H49ZM56 249V248H55ZM72 249V250H73ZM88 249V248H87ZM108 249V248H107ZM106 249V250H107ZM114 249V248H113ZM128 249V248H127ZM131 249V248H130ZM135 249V248H134ZM171 250V247L170 248H168L167 250ZM173 249H174V251H175V248L173 247ZM226 249H228L229 250V248H227L226 247ZM237 249H235L234 250V248L232 249V250H234V251H236ZM242 249H244V250H242ZM255 249V248H254ZM4 250V249H3ZM6 250V249H5ZM8 250V249H7ZM14 250V249H13ZM29 250V249H28ZM34 250V249H33ZM32 250V251H33ZM45 250V249H44ZM71 250V251H72ZM73 250V251H74ZM93 250V249H92ZM104 250V249H103ZM110 250H112V249H110ZM109 250V251H110ZM115 250V249H114ZM114 250H112V252L113 253H115V254H117L116 252H114ZM137 250H138V248H137ZM136 249H135V251H137ZM140 250H141V248H140ZM153 250H156L155 248L153 249ZM152 250V251H153ZM167 250H163V251H167ZM210 250V251H211ZM221 250H224V249H221ZM228 250H226V251H228ZM248 250V249H247ZM9 251H10V249H9ZM40 251V250H39ZM38 251V252H39ZM46 251V250H45ZM44 251V252H45ZM48 251V250H47ZM55 251V250H54ZM57 251V250H56ZM56 251L55 252H53V253H56ZM61 251V250H60ZM70 251V252H71ZM108 251V250H107ZM106 251V252H107ZM123 251L124 250H122L121 251V253H123ZM132 251V250H131ZM134 251V250H133ZM139 251V250H138ZM142 251V252H143ZM158 251V250H157ZM160 251V250H159ZM158 251V252H159ZM172 251L171 250V252L172 253H175V252H178V251ZM209 251V252H210ZM225 251V252H226ZM3 252V251H2ZM1 252V253H2ZM14 252H16V250H14ZM29 252H30V250H29ZM49 252V251H48ZM47 252V253H48ZM66 251H64V253H65ZM69 252V253H70ZM90 251L88 250L87 251V253H89ZM95 252V251H94ZM101 251L99 250V253H100ZM103 252V251H102ZM124 252H126V251H124ZM129 252H130V250H129ZM129 252H126V253H128V254H130ZM143 252V253H144ZM149 252H151V251H149ZM155 252V251H154ZM170 252V251H169ZM170 252V253H171ZM252 252H254V253H252ZM0 253V254H1ZM6 253V252H5ZM10 254V252H7V254ZM26 253H28L27 251L25 252V255H26ZM32 253V252H31ZM58 253V252H57ZM57 253L54 255V257H56L57 258ZM61 253V252H60ZM72 253V252H71ZM98 252H97V254H99ZM134 253V252H133ZM132 253V254H133ZM140 253V252H139ZM138 253V254H139ZM146 254H143V255H147V259L146 260H149L148 259V255H150V253L148 254L147 252H145ZM153 253V252H152ZM161 253H163V252H161ZM179 253V252H178ZM178 253H176V254H178ZM228 253V252H227ZM231 253H233L232 251H231ZM257 253H258V255L259 254H261V256L258 258V257H256V255H257ZM6 254V255H7ZM12 254V253H11ZM21 253L19 252L18 254H17V256L18 255H20ZM33 254V253H32ZM31 254V256H33ZM39 253H37V255H38ZM45 254H46V252H45ZM45 254H44V256H45ZM49 254V253H48ZM75 254H77V253H74V256H76ZM81 254V253H80ZM92 254V253H91ZM102 253H100L99 255H101ZM106 254V253H105ZM115 254H114V256H115ZM120 254V253H119ZM118 254V255H119ZM123 254H125V253H123ZM128 254H127V256H128ZM135 254V253H134ZM154 254H156V252L154 253ZM159 254V253H158ZM166 254H168V253H166ZM216 254V255H215ZM6 255L3 257L2 255V257H0V258H6ZM35 255V254H34ZM47 255V254H46ZM61 255V254H60ZM68 255V254H67ZM89 255V254H88ZM95 255V254H94ZM98 255V256H99ZM104 255V254H103ZM107 255V254H106ZM131 255V254H130ZM137 255V254H136ZM141 255V254H140ZM157 255V254H156ZM155 255V257H157ZM161 255H163V254H160L159 255V257H161ZM165 255V254H164ZM170 255V254H169ZM174 255V254H173ZM233 255V254H232ZM23 256H24V254H23ZM23 256L21 255L20 257L22 258V260L21 261H23L24 259H23ZM36 256V255H35ZM34 256V257H35ZM39 256V255H38ZM37 256V257H38ZM43 256V255H42ZM51 256V255H50ZM49 255H48V257L46 258V259H48L49 257H50ZM62 256V255H61ZM65 256V255H64ZM69 256V255H68ZM81 256V255H80ZM97 256V255H96ZM111 256V255H110ZM109 256V257H110ZM113 256V255H112ZM117 256V255H116ZM115 256V257H116ZM120 256H122V255H120ZM119 256V257H120ZM126 255L125 256H122L124 259H125V257H127ZM132 256V255H131ZM151 256H152V254H151ZM168 256V255H167ZM195 256V257H194ZM197 256V257H198ZM209 256V257H208ZM222 256V255H221ZM226 256V255H225ZM12 257V256H11ZM14 257V256H13ZM16 257V256H15ZM25 257V256H24ZM36 257V258H37ZM46 257V256H45ZM54 257H53V259H54ZM71 257V256H70ZM78 257H79V255H78ZM77 257V258H78ZM91 257H93V256H91ZM90 257V258H91ZM101 257V256H100ZM99 257V258H100ZM118 257V258H119ZM129 257V256H128ZM136 258V256H134L133 255V259H135ZM137 257H139V256H137ZM142 258H143V256H141ZM140 257V258H141ZM152 257H154V256H152ZM152 257H151V259H152ZM169 257V256H168ZM174 257H175V255H174ZM176 257H177V255H176ZM186 257V256H185ZM224 257V256H223ZM229 257V256H228ZM227 257V258H228ZM235 257V255L233 256V258ZM17 258V257H16ZM28 258V257H27ZM43 258V257H42ZM55 258V259H56ZM59 258V257H58ZM66 258V257H65ZM76 258V257H75ZM75 258H73V259H75ZM76 258V259H77ZM79 258H81L82 259V257H79ZM83 258H85V256L83 257ZM87 258V257H86ZM95 258V257H94ZM103 259H104V257H102ZM105 258H106V260H107V257L105 256ZM131 258V257H130ZM139 258V259H140ZM141 258V259H142ZM146 258V257H145ZM150 258V257H149ZM166 258V257H165ZM170 258V257H169ZM168 258V259H169ZM172 258V257H171ZM178 258V257H177ZM181 258V257H180ZM180 258H178V259H180ZM200 258V257H199ZM226 258V257H225ZM30 259H32V257L30 258ZM34 259V258H33ZM38 259H40V258H38ZM60 259H62V258H60ZM64 259V258H63ZM88 259V258H87ZM101 259V258H100ZM110 259V258H109ZM108 259V260H109ZM133 259H131V260H133ZM151 259H150V263H151ZM154 259V258H153ZM161 259V258H160ZM162 259H164L163 257H162ZM161 259V260H162ZM217 259V258H216ZM218 259H219V257H218ZM221 259V258H220ZM230 259V258H229ZM1 261H2V259H0ZM17 260H18V258H17ZM19 260V261H20ZM25 260H26V258H25ZM24 260V261H25ZM28 260V259H27ZM27 260H26V262H27ZM68 260H69V258H68ZM70 260H72V259H70ZM91 260V259H90ZM89 260V261H90ZM102 260V259H101ZM111 260V259H110ZM109 260V264H118L119 263V261L120 260H122L121 259V257L117 260H115V258H114V260L115 261H113L112 263H110L111 261ZM112 260H113V258H112ZM128 260V259H127ZM131 260L129 259V261L128 262H131ZM144 260L145 259H142L141 260V262H140V260H138L139 262V264L140 263H142V261L144 262ZM145 260V262L147 263V261ZM172 260V259H171ZM170 259L167 261V258H166V262H169V263H173V260L171 261ZM194 260H196V259H194ZM215 260V259H214ZM213 260V261H214ZM226 260V259H225ZM231 262H233L234 260L232 259V257H231ZM238 260V259H237ZM4 261H5V259H4ZM7 261V260H6ZM5 261V262H6ZM28 261H30V260H28ZM32 261V260H31ZM35 261H36V259H35ZM35 261H33V262H35ZM51 261V260H50ZM55 261V260H54ZM57 261H59V260H57ZM63 261H65V260H63ZM74 261V260H73ZM72 261V262H73ZM78 261V260H77ZM87 261V260H86ZM92 261V260H91ZM94 261H97L98 262V259L97 260H94ZM94 261H93V264H94ZM137 261V260H136ZM136 261H135V263H136ZM152 261H154V260H152ZM171 261V262H170ZM183 261V260H182ZM181 261V263H184V262H182ZM185 261H187V260H185ZM200 261V260H199ZM236 261V260H235ZM32 262V263H33ZM37 263H38V261H36ZM42 262H43V260H42ZM46 262H47V260H46ZM66 262H67V260H66ZM65 262V263H66ZM72 262L70 261V263L72 264ZM82 262H84V261H82ZM88 262V261H87ZM104 262V261H103ZM102 261H101V264L103 263ZM107 262V261H106ZM122 262V261H121ZM124 262V264H126V262H125V260L123 261ZM127 262V263H128ZM134 262V261H133ZM162 263V261H158V264L159 263ZM164 262V261H163ZM193 262V261H192ZM216 262V261H215ZM215 262H214V264H215ZM220 262V261H219ZM224 262V261H223ZM226 262H230L229 260L227 261L226 260ZM226 262H225V264H226ZM230 262V263H231ZM8 263V262H7ZM20 263V262H19ZM22 263V262H21ZM25 263V262H24ZM31 263V264H32ZM44 263V262H43ZM50 263V262H49ZM49 263H46V264H49ZM51 263H52V261H51ZM54 264H55V262H53ZM52 263V264H53ZM63 263V262H62ZM69 263V262H68ZM69 263V264H70ZM75 263H76V261H75ZM74 262H73V264H75ZM99 263V262H98ZM146 263H144V264H146ZM168 263V264H169ZM175 263V262H174ZM197 263H198V261H197ZM212 263V262H211ZM210 263V264H211ZM216 263H218V262H216ZM227 263V264H228ZM235 262H233V264H234ZM238 263V262H237ZM236 263V264H237ZM0 264H1V262H0ZM3 264H6V263H4L3 262ZM10 264H11V262H10ZM15 264H17V263H15ZM42 264V263H41ZM67 264V263H66ZM77 264H78V262H77ZM79 264H80V260H79ZM84 264V263H83ZM87 264V263H86ZM89 264H91V263H89ZM104 264V263H103ZM107 264V263H106ZM120 264V263H119ZM130 264H133V263H130ZM137 264V263H136ZM143 264V263H142ZM151 264H153V263H151ZM154 264H157V261H156V263H154ZM167 264V263H166ZM175 264H177V263H175ZM178 264H180V262L178 263ZM185 264V263H184ZM186 264H188V263H186ZM194 264V263H193ZM196 264V263H195ZM199 264V263H198Z\"/></svg>",
    "mask_w": 264,
    "mask_h": 264
},
{
    "label": "rangeland",
    "instance_id": "374dc122",
    "mask_svg": "<svg viewBox=\"0 0 264 264\" xmlns=\"http://www.w3.org/2000/svg\"><path fill=\"white\" fill-rule=\"evenodd\" d=\"M11 1H13V0H10V1L5 0V2H4V0H3V1L1 0V1H0V2H1V3H0V6H2L3 8H6V7L9 6V4L11 3ZM205 1H207V2H205ZM208 1H209V0H204V1L201 0V3H203V5H201V4H198V3L200 2V0H197V2H196V0H195V1L193 0V1L191 2V3H192L191 8H194V10L191 9L192 12L189 13V14H190L189 17L187 16L188 19H187V17H184L185 19H181L180 24L178 25L179 27H182V28H179V29H181L182 31L185 30V32H186V31H189L190 29L192 30V31L190 30L189 33L187 32L188 35H190V33H192L191 36H188L189 39H190V38L192 39L193 36H195V38H197V37H198L199 39L201 38L200 40L198 39V41H197V39H194V38H193L194 41H195V42H194L195 44H194V48H193L194 50H193V49L191 50L192 53H196L195 55H194V54H191V56L196 57V58L193 57L195 60H194L193 58H192V60H193V61H196V60H199V59H200V60L202 61V62H201L200 60H199V61H196V64H197V65L195 64V62L191 61L193 64H195L194 66H195V68L197 67V69L193 68L194 66H192L193 64L191 63V67H192L191 69H192V70L190 69V72L188 71V72H189L188 75L190 76V77H189V76H188V77H189V79H191V77H194L195 79L192 78V79H191L192 81H191V80H187V81L185 82V83H186L185 86H187L188 89H186L185 91H182L183 93H182V92H181V93L178 92L180 95H179L178 93H177L178 95L176 94V95L178 96V99L176 98V100H175V102H174V101H171V100H170V97H167V93L169 92L168 89L165 88V89H166V90H165L164 88H161V89H164V91H163V90H161V89L159 88V86H158L157 84H155V83H152V84H151V83L149 82V80H151V77H148V78L145 77V76H147V75H145V73H146V67H145V66L142 67V69H141V75L138 76V78H139V79H138V80H139L138 82H139V83H140V82H144L143 84H145V85L142 86V85H143L142 83H141L140 85H139V84L136 85V86H137V87H136V90L138 89V91L135 92V93L137 94V96L135 95L137 100L134 99V101H136L137 104H136V102H134V101L132 100L133 103L131 102L132 105H131V107H130V104L128 103L129 105H127V106H128V107H127V111L124 113V115H125L124 117L126 118V121H125V118H123V120L121 119V121H119V122H122L123 124H122V123H119V122H118V124H116V126L120 127V128H118L119 130H118L117 133L120 132L118 135H120V136H125V137H126V136L129 137V142H127V144L129 145V144H131L132 141H133V143L131 144V147H133V148L130 147V148H131V151H129L130 148H129V150H128L129 152L127 151V152H128L127 155L129 154L130 157H129V155H128L129 158L126 157L128 160L126 159V162L124 161L123 164H125V165H123V166L121 167V169H119L120 172H118V173H116V172H115V173H112L113 178H112V176H111L110 179H107V178H106L108 181H107L106 179L103 180L104 183H105V187H103L104 185H103V186H102V185L99 186L98 184H96L97 186H95V184L93 185V184L91 183V180H87V179H89V178H81V179H79V178H76V176H74V175H73V176H72V175H69V174H70L69 171H72V170L67 171V167H68L69 169H73V168H72L70 165H67L68 163H63V162L60 161V160H62L63 157H64V156H63L64 154L62 155L63 150L60 149V148L57 146V144H56V145H53V144L51 143V141L54 140V139H53L52 137H49V136L47 135V133H46V129H45V128H46V125H45V121H44V118H43V117H44V114H42V111H41V109L39 108L40 105H39V106L37 105L38 102H39V104H40V101H37V99L34 98V97H36V94L33 93L32 90H29V91H30L29 93L27 92V93H28V94H26V95H28V97H27V96H24L25 93L22 94V91L18 88V86H15V87L13 86V87H14L13 90H12V88H10V87H12V86H9V87H8L10 90L7 89V88L4 89V90H7V91H5V92H7V93H5V92H4V93L6 94V98H8V101L11 99L9 103H8V101H6L7 106L11 107V110L9 109V107H7V109H9V110L2 109V110L0 111V116L2 115L1 117H3V118H5V116H3V114L7 113V114H5L7 120H6V119L4 120L3 118L0 117V118H1V119H0V120H1L0 123H2V122L5 123V121H6L5 124H4V123H3V124H0V126L2 125L3 129L5 130V131H4V130L2 129V127H0V137L3 136V133H4L3 138H5L6 135H8V136H7L8 138L6 137L5 140H3L4 143H3V141L1 140L2 145L0 146V147L2 148V149L0 148V162H1V164H0V187H1V188H0V189H1V191H0V210H1V211H0V216H1V212H2V217H1L0 219L3 220V221L0 220V222H1L0 225H2V224L5 222V223L3 224L4 227H3V226H0V228L2 229V230L0 229V233L3 232V233H2L3 235L0 234V235H1V236H0V238H1V239H0V253L3 251V252L0 254V257H2V256L4 257V256L7 254V252H10V254L8 253V254L6 255V258H0V259H2V261L0 260L1 264H3V262L6 263V264H10V262H11V264H15V263H17V264H31L33 261H35V259H36V261H38V263L35 261V262H33L32 264H41V263H42V264H46V263H49V262H50L49 264H52L53 262H55V264H66V263L69 264L70 261L72 262L73 260H74V261H73L74 263H75V261H76L75 264H77V262H78V264H79V260H80V264H83V263H84V264H86V263H87V264H89V263L93 264V261H94V260H97V259H98V262H99V263H98L97 261H94V264H101V261H102V262L104 261V262H103L104 264H106V263L109 264V260H110V259H111V260H110V261H111L110 263H112V262L115 261L116 259L118 260L120 257H121V259H122V260L119 261L120 264H124V262H123L124 260H125L126 264H130V263H133V264H136V263H137V264H139V263H138V262H139L138 260H140V262H141L142 259H145V260L147 259V255H143V254H146L145 252H147L148 254L150 253V255H148L150 258L148 257L149 260H146L147 263L145 262V260H144V262L142 261L143 264H144V263H146V264H151V263H153V264H154V263H156V261H157V264H158V261H159V260L162 261V263L160 262L159 264H166V263L168 264L169 262H166V261H165L166 258H167V261H168L169 259H170V260H171V259L173 260V263L171 262V261H172V260H171V261H170L171 263H169V264H175V263L178 264L179 262H180V264H184V263H185V264H186V263H188V264H193V263H194V264H195V263L198 264V263H199V264H200L201 261L203 262L202 255H199V256L196 255V257L194 256V257H195L194 259H196V260H194V259H189V258L187 257V255H185L186 257L184 256V254H183L184 251H183V250H179V249H177V248L175 247V244H173V243L176 242L175 240L178 238V236H179V237H183L184 235H185V236H184L183 238H185V239L187 238L186 241H189L191 238H194V241H191V240H190L191 243L188 242L189 244L194 243V245H196L197 243L200 242V244L203 243L204 246L207 245L205 248L212 246V245H211L212 242H216V244H218V243L221 244V247H222L221 249H224V250H221L220 248H218V250H219V249H220V250H219L218 252H216V254H218L220 251H221V252L219 253V255H217V256H215V257H214V255H213V256L211 257V259L208 261V264H210L211 262H212L211 264H214L215 261L218 262V263L215 262V264H225L226 260H227V261L229 260L230 262L232 261V260H231V257H232V259L234 260L233 262H235L234 264H236L237 262H238L237 264H242V263H244V262H243V259H242V261L240 260L241 257L239 258L238 256H236V255L238 254V252L241 250L240 245H241V246L244 245L242 248H244L246 251H249V250L251 251V249H252L253 251L260 250V252H261V251L264 252V248L261 247V246H264V245H260V249H259L258 246H252L253 248H252V247H248V246H246V245H248L247 240L249 241L250 237H249V239H245L244 237H242V238L244 239V241H243L242 238H241L240 241H239V237H241L239 234H241L242 232H244L243 227H244V228L248 227L247 229H250V230L252 229V230L255 232V233L252 232V234H253L252 237L255 236L254 239H252V240H253L252 243H257V242L259 241L258 243H260V244H264V242H263V241H264V237H262V236H264V231H263V230H264V228H263V227H264V224H262L263 227L260 225L261 222L264 223V220H263V219H264V217H263V216H264V215H263V214H264V210H262V209H264V206H263V204H264V199H263V198H264V195H263V193H264V181L261 182V180H260V184H262V185L259 184V180L256 181L257 183H256L255 181H253V183H248L247 181H245V178H243V177L241 178L242 180H240V179L238 180V179H237L238 181H236V179H233V176L231 175V178H232V179H231L230 176H229V178L231 179L230 184H231V186L234 185V187L232 186V187H231L232 189H231V188H228V187H230L229 184H228L229 179H228V176H227V178H226V173H225V171L227 172V169L224 168L225 166L223 165V164H224L223 161H225V156L227 155V151L230 150V148H231L230 146H231L233 143L239 141L240 143L243 144V142H245V141L247 140L246 142H249V143H246V142H245V144H243V146L245 145V147H243L242 144H240V143L238 142L239 145H241L244 149L249 148V145H251V146H253V147H254V145H255V143H252V142L250 143V141H248V139H247V136H245V135H247V127L249 126V122H250V120L247 119V118H248L247 116L250 114V112H252V111L255 112V113L258 112V113H260V115H263V114H264V107H263V111H262V109H259V108H260V105H259V104L256 103V105H257L258 108H257L256 105L254 104V101H255V102H256V101H257V102L259 101V103L263 101V102H262V103H263L262 105L264 106V99H263V98H264V97H263V96H264V95H263V94H264V93H263V92H264V91H263V90H264V84H263V83H264V77H262L263 81L260 80V79H261V75L264 74V71H263V70H264V68H263V66H264V65H263V64H264V56L261 55V53H263V55H264V52H261V53H258V52H257V54H254V55H253V56L257 57V56L260 54V56H262V58H263V62H262V60H261L262 58H260V56H258L260 59H258V57H257V59H256L255 57H251L252 55H250V53L253 54V52H252L253 49H250V52H249V55H248V56H250L252 59L249 58V62H248V58L246 59L247 62L249 63V64L247 65V62L245 61V65H244V66H246V67L243 66V63L241 64V65L243 66L244 72L246 73V76H245L246 78L244 77L245 73L242 72V71H243L242 66H240L237 62H234V63L237 64V67H236V68L234 67V65L236 66V64H234L233 66H232V65H229V64H230L229 62L232 63L233 61H235V59L232 60V59L234 58V56H233V54H231V52L233 53V51H232V49H230V48H228V47H233V45H232V42H233V41H232V40H234V38H235V37L233 38L234 35L236 36V40H234L233 43L235 44V41L238 40V36H239V34H240V33H239V30H240L241 25L243 24V20H244V18H243V20H242V19L240 20V14H241V12H242V11L240 12L241 9L239 8V7H240V0H221V1H223V2H221L220 0H212V5H213V4H214V5H217V6H215V7H217V8H214L215 10H213L214 5H213V6L211 5V0H210V2H208ZM219 1H220V2H219ZM230 1H231V4H232V5L230 4ZM237 1H239V3H238ZM242 1H243V0H242ZM242 1H241V3H242ZM3 2H4L5 4H4ZM6 2H7V3H6ZM21 2H22L21 4H23V2H24L23 5H24L25 7H26V6L29 7L30 4L32 3V0H29V2L26 1V0H25V1H24V0H21ZM27 2H28V3H27ZM204 2H205V3H204ZM217 2H218V3H217ZM228 2H229V3H228ZM233 2H234L235 4H234ZM2 3H3V5H2ZM220 3H221V4H220ZM236 3H237V4H236ZM196 4H197V5H196ZM205 4H206V5H205ZM219 4H220V5H219ZM194 5H195V6H194ZM198 5H199V8H197ZM204 5L206 6V8H205ZM209 5H210V6H209ZM236 5H237V6H236ZM238 5H239V6H238ZM193 6H194V7H193ZM202 6H204V8H202ZM211 6H212V7H211ZM224 6L227 7V8H225ZM229 6H230V7H229ZM234 6H235V8H234V11H233L232 7H234ZM208 7H209V8H208ZM219 7H221V8L223 7L224 9L221 10ZM236 7H237V8H236ZM3 8H0V10L3 9ZM230 8H231L232 10H231ZM196 9H201V10L198 11V10H196ZM204 9H205V10H204ZM207 9H208V10H207ZM209 9H210V11H209ZM216 9H219L220 12L218 13V12H217L218 10L216 11ZM226 9H227L228 11H227ZM235 9H237L238 11L235 10ZM195 10H196V12H194ZM225 10H226L227 12H226ZM201 11L203 12V15H202V13H201V15H200V17H199V14H200V13H198V12H201ZM229 11H231V12H229ZM236 11H237V12H236ZM204 12H205L207 15L204 14ZM207 12L210 14V17H209V14H208ZM211 12H212V14L215 13V12H216V13H215L214 15H212ZM221 12H222V13H221ZM224 12H225V13H224ZM228 12H229V13H228ZM234 12H235L236 14H235ZM239 12H240V14H239ZM192 13H194V14L192 15ZM223 13H224L225 15H227L228 17L225 16ZM227 13H228V14H227ZM196 14H198V15H196ZM218 14H219V16H220L221 18L218 16ZM221 14H223V15H221ZM232 14H233V15H232ZM234 14H235V16H234ZM237 14H239V16H238ZM10 15L13 16L12 14H10ZM191 15H192V16L195 15V16H197V17L194 16V19H193ZM205 15H206V16H205ZM203 16H204L205 18H204ZM207 16H208V17H207ZM202 17L204 18L205 21L202 20ZM218 17H219V18H218ZM222 17L224 18V20H223ZM230 17H231V18H230ZM235 17H236L237 19H236ZM198 18H200V19H198ZM227 18H228L229 20H228ZM232 18H235V21H233L234 19H232ZM190 19H191V20H190ZM196 19H198L199 22H196V21H197ZM219 19H220V20L222 19V20L220 21ZM225 19H226V20H225ZM245 19H246V18H245ZM182 20H183L184 22H183ZM214 20H216V21H214ZM217 20L219 21V22H218L219 24L217 23ZM227 20H228V22H230L229 24L232 23V25H231L232 27L229 26L228 22H226ZM236 20H238V21H236ZM188 21H189V23H188ZM192 21H193V22H192ZM200 21H202L203 25H202V23H201ZM240 21H242V22H240ZM181 22H183V23H181ZM185 22H186V23H185ZM191 22H192V23H191ZM194 22H196L195 25L197 24L198 26H197V25H196V26L193 25ZM215 22H216L217 25L215 24ZM220 22H221V25H220ZM187 23H188V24H187ZM190 23H191L192 25H190ZM209 23H211V24L214 23V24L216 25V27L213 29V26H214V25H213V24H212V25L210 24V26H211V27H210V26H209ZM223 23H224L223 26H225V27L228 26V27H227V28L223 27V26H222ZM226 23H227V24H226ZM261 23H262V25H264V18L262 19V22H261ZM261 23H260V22H257V23H256V22H253V24H255L257 28L259 27V28L261 29V27H262L261 30H263V29H264V28H263L264 26H262ZM182 24H183V25H182ZM205 24H206V25H205ZM235 24H236V26H235ZM30 25H31V23H30ZM188 25H189V26H188ZM199 25H202V28H203V29L200 28ZM204 25H205V27H204ZM218 25H220V26H218ZM28 26H29V25H28ZM187 26H188V27H187ZM192 26H193V27H192ZM194 26H195V27H194ZM208 26H209V27H208ZM233 26H234V27H233ZM239 26H240V27H239ZM184 27H185V29L183 30ZM207 27H208V28H207ZM219 27H221V29H220ZM229 27L232 29V31H230L231 29H230ZM188 28H189V30H187ZM192 28H194V29H192ZM205 28H206L207 30H206ZM210 28L212 29V31L216 30L215 33H217V34H216V35L213 34ZM216 28H218V30H217ZM198 29L200 30V32H199ZM222 29L226 30V32L229 34V36H228V34H227L224 30H222ZM233 29H234V30L236 29V30L234 31ZM193 30H194V32H196L195 34L193 33ZM197 30H198V31H197ZM201 30H202L203 34H205V35L199 37L200 34L203 35V34L201 33ZM208 30H210V31H208ZM219 30L222 31V33H221ZM28 31H29V32H28ZM207 31H208V33H207ZM218 31H219V32H218ZM233 31H234V32H233ZM263 31H264V30H263ZM27 32L31 34V28H30V26H29V28L27 27V31H26V33H27ZM198 32H199V34H198ZM223 32H224V33H223ZM26 33H25V34H26ZM209 33H210V34H209ZM219 33L224 34V36L221 35V34H219ZM263 33H264V32H263ZM193 34H194V35H193ZM208 34H209V35H208ZM212 34L215 36V38H213L214 36H211ZM218 34H219L220 36H219ZM230 34L232 35V36H231V37H232V40H231ZM197 35H198V36H197ZM206 35L212 37V40H211V38H209V37L206 36ZM24 36H25V35H24ZM217 36L219 37V39H218ZM221 36H222V37H221ZM227 36L230 37V38H229L230 41H227V39H228ZM25 37H26V36H25ZM203 37H205V38H203ZM226 37H227V38H226ZM216 38H217V39H216ZM221 38H222V39L224 38V41H223ZM205 39H206L207 41H206ZM208 39H210L211 41L208 40ZM229 39H228V40H229ZM217 40H218V41H217ZM199 41H201V42L203 41V42L201 43V42H199ZM205 41H206V42H205ZM209 41H210V42H209ZM221 41H223V43H222ZM226 41H227V42H226ZM231 41H232V42H231ZM208 42H209V43H208ZM211 42H213L214 44L211 43ZM216 42H217V43H216ZM218 42H219V43H218ZM220 42H221V43H220ZM230 42H231V43H230ZM199 44H201V45H199ZM203 44H204V45L206 44V45H205V48H204ZM209 44H210V45H209ZM215 44H216V45L219 44V45H217V47H215V46H216ZM226 44H227V45H226ZM230 44H231V46H229ZM8 45L10 46V44H7V46H8ZM192 45H193V44H192ZM192 45H191V47H193ZM213 45H214V46H213ZM263 45H264V44H263ZM9 46H8V47H9ZM195 46H196V47H195ZM198 46H199V47H198ZM202 46H203V50H201V49H202ZM209 46H210V47H209ZM222 46H225V47H222ZM206 47H207L208 50L206 49ZM211 47H214V49H213V48H212V49H209V48H211ZM221 47H222V48H221ZM199 48H200V49H199ZM215 48H217V49L215 50ZM227 48H228V49H227ZM197 49H198V50H197ZM218 49L220 50V52H219ZM199 50H201V52H203V51L205 52V51H206V52H205L206 54H205V53H202V54H201V52H200ZM213 50H214L215 52H214ZM223 50H224L225 52H224ZM227 50H230L231 52H230V51L226 52ZM263 50H264V49H263ZM263 50H262V51H263ZM194 51H195V52H194ZM208 51H209V53H208ZM221 51H223V52L221 53ZM254 51H255V50H254ZM212 52H214L215 55H214V53H212ZM216 52H217V54L220 56V57H219V56L217 57L218 60L216 59V55H217ZM247 52H248V51H247ZM220 53H221V54H220ZM224 54H226V55L228 54V55L226 56V55H224ZM196 55H197L198 57H197ZM201 55H205V56H204L205 59L203 58V60H202L201 57H203V56H201ZM206 55H207V57H206ZM209 55H210V58H209ZM199 56H200V57H199ZM221 56H223V57L221 58ZM232 56H233V57H232ZM211 57H212V58H211ZM213 57H215V58L213 59ZM227 57H228L229 59H231V61H230L229 59H227ZM207 58H208V59H207ZM225 58H226V59H225ZM254 58H255V59H254ZM212 59L214 60L213 63H212L213 65L209 64V62H212ZM223 59H224V61H223ZM209 60H210V61H209ZM225 60H226V61H225ZM227 60H228V62H227ZM252 60H253V61H252ZM260 60H261V61H260ZM207 61H209V62H207ZM217 61H218V62H217ZM220 61H221V65H220ZM222 61H223V65H222ZM199 62H200L201 65H202L201 67H203V66H204L205 68L208 67V69L211 70L210 73H209V75H208V72H209L208 69H203V68L201 69V68H200V65H199V64H200ZM204 62H205V63H204ZM206 62H207V64H206ZM224 62H226V64H224ZM251 62H256V63H252V64H253V65L255 64V65H258V66H259L260 62L263 63L262 66L260 65L259 68H258V69L261 70V71L259 72V70L256 69V71L252 72L253 70H255V69H253V68H255L256 66H253V65L251 64V66H252V68H251V67L249 66ZM257 62H258V64H257ZM202 63H204V64H202ZM214 63H215V64H214ZM218 63H219V64H218ZM208 64L210 65V67H209ZM216 64L219 65L220 67H219V66L217 67ZM198 65H199V66H198ZM214 65H215V67H214ZM228 65H229V67H232L231 69L228 68V70H230V71L227 70L226 72H224L226 69H225L224 71H221V70H223V69L225 68L224 66H228ZM211 66H212V67H211ZM238 66H240V67H238ZM258 66H257V67H258ZM213 67H214V68H213ZM216 67L219 68L220 70H217ZM223 67H224V68H223ZM247 67H248V68L250 67V68H249L250 70H249ZM260 67H261L263 70L260 69ZM212 68L214 69L213 71H216V70H217L218 72H213V71H212ZM221 68H222V69H221ZM234 68H235V69H234ZM237 68H238V69H237ZM245 68H246L247 70L251 71V73H252L251 75H252V76H253V74L256 75V76H253V77H259V76H260V78H259V79H257V78H250V77H252V76L248 77L249 75L247 76V74H250V73H248L249 71H246ZM193 69H195V72H196V70H197V72L194 73ZM232 69H233V71H231ZM239 69H240V70H239ZM199 70H200V71H199ZM234 70H237V75H236V73H235ZM192 71H193V73L195 74V75L193 74L194 76H193V75H190V74L192 73ZM202 71H204L203 73H205L204 75H206V78L208 79L207 81L204 80V79H205V78H204L205 76H204L203 74L201 75ZM207 71H208V72H207ZM219 71H221V73H220ZM143 72H144V74H143ZM198 72H200L199 75H200L201 77L198 75ZM223 72H224V73H223ZM233 72H234V75H233ZM238 72H240V73H238ZM257 72H258V74H256ZM262 72H263V73H262ZM206 73H207V74H206ZM214 73H215V74H214ZM217 73H218V75H217ZM219 73H220V74L223 73V74H222L223 76H224L225 74H227V75L229 74L230 76H229V75H228V76L226 75L227 77H226V76L223 77L222 75H219ZM231 73H232V74H231ZM211 74H213L214 76L211 75ZM260 74H261V75H260ZM232 75H233V76L236 75L235 78H232V77H233ZM240 75H242V76H240ZM195 76H197V77H195ZM216 76H218V78H217ZM220 76H221V78H220ZM262 76H264V75H262ZM144 77H145V79H144ZM202 77H203V78H202ZM225 77H226V78H225ZM228 77H229L231 80L234 79V81H232V82H234V84H236V85H233V83L231 82V80H226V79H228ZM236 77H237V78H236ZM240 77H241L242 79H241ZM247 77H248V79H247ZM140 78H141V79H140ZM142 78H143L144 80H143ZM199 78H200V81H199V82H200L202 85H200L199 82L196 83V81H198ZM211 78H212V79H211ZM214 78H215V79H214ZM219 78L222 79V80L218 82V80H220ZM223 78H224V79H223ZM239 78H240L242 81H241ZM244 78L247 79V80L244 81V80H245ZM196 79H197V80H196ZM201 79H203L204 82H202ZM217 79H218V80H217ZM238 79L241 81V82H240L241 84L243 83V85H241V84L239 83V81L237 82ZM254 79H255L256 81H257V80H258V81L260 80L259 82L257 81L258 83H260V82L262 83V82H263L262 84H260L261 87H263L262 90L260 89L261 87H258L259 85L256 83V81H254ZM140 80H141V81H140ZM142 80H143V81H142ZM194 80H195V82H194ZM209 80H210V81L213 80V81H215V82L213 83L212 81L210 82ZM248 80H250V81L253 80V81H252L253 83L250 82V81H248ZM189 81H190V82H189ZM226 81H228V82H226ZM243 81H244V82H243ZM229 82H230V83H229ZM254 82H255V83H254ZM187 83H188V84L190 83V85H187ZM195 83H196L198 86L200 85L199 88H200V87H201V89H202V88H205V90L208 91V92L206 93L205 90H202V92L199 93V91H201V90H200L199 88H197L198 86H197ZM198 83H199V84H198ZM204 83H205V85H204ZM207 83H208V84H207ZM210 83H211V86H210ZM216 83H218V85H220L221 87L219 86L218 89H217V86H218V85H216ZM226 83H227V87H228V83H229V87H228V89L231 90L230 92L227 91L228 89H226ZM231 83H232V84H231ZM244 83H245V84H244ZM249 83H250V84H249ZM192 84H193V86H192ZM206 84H207V85H206ZM212 84H213V86H212ZM248 84H249V85H248ZM149 85H150V86H149ZM195 85H196V86H195ZM223 85H225V86H224L225 89L222 87ZM230 85L233 86V89H232V87H231ZM240 85H241V89H240ZM247 85H248V86H247ZM257 85H258V86H257ZM139 86H140V87H139ZM141 86H142V87H141ZM153 86H154V88H156V87L158 86V87H157L158 89H157V92H155L156 90L153 88L154 90H152V93H151V89H152ZM190 86H192V87L190 88ZM194 86L197 88V89H196L197 91L194 90ZM203 86H204V87H203ZM208 86H210V87H208ZM245 86H246L247 88H245ZM255 86H257V89H256ZM212 87H213V88H212ZM254 87H255V88H254ZM150 88H151V89H150ZM185 88H186V87H185ZM208 88H209V90H208ZM215 88H216V89H215ZM237 88H238V89H237ZM243 88H244L245 90H246V89H247V90L245 91ZM258 88H259V89L261 90V92L263 93V94L260 93L262 96H261L260 94H257V93H259V92H258V90H259ZM15 89H16L17 91H15ZM141 89H142V91H141ZM143 89H144L145 91H143ZM148 89H150V92H148ZM11 90H12V91H11ZM167 90H168V92L166 93ZM232 90H234V91H233V94L236 92L235 95L232 94ZM236 90H237V91H236ZM238 90H239V91H238ZM260 90H259V91H260ZM14 91H15V92H14ZM161 91H162V92H161ZM193 91H194V94H193ZM195 91H196V92H195ZM203 91H204V92H203ZM214 91H215V93H216L217 91H219V92H217L216 95L213 96L214 98H213V100H212V97H211V96H212V93H213ZM220 91H221L223 94L227 95V97H226L225 95H223L222 93H220ZM240 91H241V92H240ZM243 91H244V92H247V91H248L247 93L249 94V96H250V94H251V95L253 94V96H255V97H254L255 100H254L253 96H252V97L250 96V98H252L254 101L251 100V99H250L249 97H247V96L243 97L244 95H247V93H244ZM255 91H257L256 94H255ZM17 92H18V93H17ZM128 92H130V93H128ZM128 92H126V93L123 94V99H124V96H126V95H127L126 97H128V95L130 96V94H131V96H132L134 91H133V92L128 91ZM142 92H143V93H142ZM144 92H145V93H144ZM160 92H161V96H162L164 93H166V95H163V98H162V97L159 95ZM163 92H164V93H163ZM197 92H198V93H197ZM226 92H227V93H226ZM228 92H229V93H228ZM8 93L10 94V96H9L10 98L8 97ZM135 93H134V94H135ZM150 93H151V94H150ZM153 93H154V94H153ZM158 93H159V94H158ZM169 93H170V92H169ZM187 93H190L191 95H189V94H187ZM196 93H197V94H196ZM205 93H206V94H205ZM215 93H213V95H214ZM241 93H242V94H241ZM14 94H15V95H14ZM21 94H22V95H21ZM31 94H34L35 96H32ZM144 94H145L146 96H145ZM148 94H149V96H151V97H148V99H145L144 97L147 98ZM157 94H158V95H157ZM192 94H193V95H192ZM199 94H200V95H199ZM208 94H210V95H208ZM228 94H229V95L231 94L232 96H236V95H238V96H241V95H242V96H241V98L238 97V96H236V97L240 98V99L238 100V99H235L236 97L233 98V97L230 95L231 97L229 96V97H230V100L228 101V98H229V97H228ZM243 94H244V95H243ZM13 95H14L15 97H12ZM141 95H142V96H141ZM152 95H153V97H152ZM156 95H157V97H156ZM168 95L170 96V94H168ZM185 95H186V97H185ZM194 95H195V96L197 95V97L195 98ZM198 95H199V96H198ZM203 95H204V96H203ZM256 95H257V96H256ZM259 95H260V96H259ZM23 96H24V97H23ZM139 96H140V97H139ZM158 96H160V97H158ZM164 96H165L166 98H165ZM179 96H181V97H180L181 100H182V98L185 97L184 99H185V100L187 99L188 102L186 101L187 103H186V104H183L182 101L180 100ZM193 96H194V97H193ZM205 96H206V98H205ZM209 96H210V97H209ZM218 96H219V97H218ZM223 96H224V98L226 97V98H225V99H227L226 101H224L225 99L223 98ZM16 97H18V99H17ZM126 97H125V98H126ZM142 97H143V98H142ZM188 97H189V99H188ZM217 97H218L219 99H218ZM256 97H257V98H256ZM260 97H261V98H260ZM13 98H14V99H13ZM31 98H32L33 100H31ZM164 98L166 99L165 101L163 100ZM191 98H192V99H195V101H192ZM199 98H201V99H199ZM203 98L206 99V100H204V101H200V100H203ZM216 98H217V99H216ZM222 98H223V99H222ZM231 98H233V99H231ZM247 98H249V99L251 100V101L249 100L251 103L248 101ZM258 98H259V99H258ZM21 99H23L24 101H22ZM126 99H127V98H126ZM142 99H144V100H142ZM151 99H152V101H150ZM153 99H157V102H158L159 104L156 102V100L153 102ZM184 99H183V100H184ZM234 99H235V100H234ZM241 99H242V100H241ZM243 99H245V101H246V99H247V101H248L249 103H248V102H246V103H248V105L246 104V105L244 106L245 101H244ZM6 100H7V99H6ZM17 100H18V101H17ZM19 100H20V101H19ZM147 100H148L149 102H148ZM161 100H163L162 103H161ZM177 100H179V103H180V104L178 103ZM196 100H199V101H196ZM216 100H217V101H216ZM232 100L235 101V105H234V101H232ZM236 100H237L238 102H237ZM260 100H262V101H260ZM14 101H17L18 103L22 101V102L20 103L21 106H20V104H19V106H17V105H18L17 102H15L16 105H14V106H10L11 103L14 104ZM34 101H35V102H34ZM141 101H142L143 103H145V104H143L144 106H142V102H141ZM191 101H192V102H191ZM205 101H206V102H205ZM222 101H223V102H222ZM230 101H231V102H230ZM239 101H240V102H239ZM242 101H243V102H242ZM29 102H30V105L28 106V103H29ZM31 102H32V105H33V106H31ZM146 102H147L148 104L151 102V104H149V105H150V108H151V109L153 108V109H152L153 112L150 111L151 109L148 107L149 105L146 104ZM164 102H166V104H164ZM167 102H169V103H167ZM170 102H171V103H170ZM183 102H184V101H183ZM196 102H197V103H196ZM217 102H218V103H217ZM227 102H228L229 104H228ZM252 102H253L254 106H252V105H253ZM33 103H34V104H33ZM155 103H157V104L155 105ZM173 103H174V105H173ZM176 103H177V105H176ZM181 103H182L183 105H181ZM184 103H185V102H184ZM205 103H206L207 105H208L209 103H211V104H209V105H211V106L213 105V106H212L213 108H210V106L207 107V105H206ZM222 103H225V104H222ZM231 103H233V104H232L233 107L231 106ZM237 103H238V104H237ZM241 103H242V104H241ZM243 103H244V104H243ZM8 104H10V105H8ZM125 104H127V103L125 102ZM140 104H141V106H139ZM167 104H168V105H167ZM170 104H172V106H175V108H176V106H177V108L174 109L173 107L170 106ZM199 104H200V105H199ZM214 104H215V105L218 104L217 109L214 108V107H216ZM219 104H220V105H219ZM221 104H222V105H221ZM239 104L241 105L240 109L237 108V106H238ZM249 104H250V105H249ZM251 104H252V105H251ZM260 104H261V103H260ZM25 105H26V106H25ZM36 105H37V106H36ZM135 105H136V106H135ZM151 105H152V106H151ZM161 105H162V106H161ZM164 105H166V106H164ZM180 105H181V108H180ZM185 105H187V106H186L187 108L185 107ZM198 105H199V106H198ZM205 105H206V106H205ZM223 105H224V106H223ZM262 105H261V106H262ZM22 106H24L25 108L22 107ZM134 106H135V107H134ZM163 106L165 107V108H164L165 110L163 109ZM183 106H184V107H183ZM188 106H189V107H188ZM190 106H192V107H190ZM195 106H196V108H195ZM204 106H205L206 108H204ZM226 106H227V107H226ZM229 106H231V107H230L231 110H230V109H229V110H225V112H224V109H228ZM235 106H236V107H235ZM247 106H249V107H247ZM250 106H251V108H250ZM26 107H27V108L30 107V108H28L29 110H28ZM139 107H141V108H139ZM142 107H143V108H142ZM145 107H146V108H145ZM168 107H169V108H168ZM182 107L185 108V109H183ZM200 107H202V108H200ZM238 107H239V106H238ZM5 108H6V107H5ZM13 108H14V109H13ZM18 108H19V110H18ZM31 108H34V109L32 110ZM35 108H36V109H35ZM133 108H135V110H136V108H138L140 111L142 110L141 112H144L145 114L139 112L138 109H137L138 112L135 114L136 111L133 110ZM144 108H145V110H146V109H148V110L145 111ZM161 108L163 109V111H162ZM178 108H179V109H178ZM191 108H192V109H191ZM203 108L205 109V111L207 110L208 113L203 112V111H204ZM207 108H208V109H207ZM243 108H244L245 110H246V109H247V110H250V109H251V110L249 111V114H248V115H245V114H247V112H248L247 110L244 111L245 114L243 113V111H239V110H241V109H243ZM249 108H250V109H249ZM253 108H254L255 111L253 110ZM261 108H262V107H261ZM21 109H22V110H21ZM24 109H25V110H24ZM26 109H27L29 112H28ZM38 109H39V110H38ZM167 109H168V111H166ZM182 109H183V111H182ZM186 109H187V113H188V114H187L186 111H185ZM190 109H191V110H190ZM193 109H194V111H193ZM195 109H196V110L199 109L201 112H203V114H202L200 111H198V110H197V111H198V112H197ZM3 110H4V111H3ZM23 110H24V113H21L20 116L17 115V117L19 116V118H17V117L15 116L16 113H17V111H18L17 114H20L19 112H21V111H23ZM30 110H31V111H30ZM34 110H35V111H34ZM129 110H131V111L133 110V111L130 112ZM143 110H144V111H143ZM169 110H170V111H169ZM175 110H176V111H175ZM209 110H210V111H209ZM214 110H215V111H214ZM256 110H257V112H256ZM260 110L262 111L263 114L260 112ZM2 111H3V112H2ZM8 111H9V114H8ZM10 111H11L12 113H11ZM37 111H38V112H37ZM128 111H129L130 113H129ZM134 111H135V112H134ZM159 111H160V112H159ZM161 111H162V112H161ZM164 111H166V112H164ZM173 111H174V112H173ZM178 111H179L180 113H179ZM212 111H214L215 113L212 112ZM221 111H223V112H221ZM13 112H14V114H13ZM25 112H26V113L28 112V113H27L28 115H26ZM31 112H32V113H31ZM33 112H34V113H33ZM151 112H152V113H151ZM157 112L160 113V114H158ZM168 112H170V113L172 112L170 115H173V116H169V113H168ZM177 112H178V113H177ZM192 112H194L195 114H197V116L194 115ZM196 112H197V113H196ZM209 112H210V114H209ZM217 112H219V113H217ZM220 112H221V113H220ZM237 112H238V113H239V112H240V113L242 112V113L239 115V114H237ZM253 112H252V113H253ZM29 113H30V115H29ZM147 113L150 115V118H149V119H148L149 115H148ZM150 113H151V114H150ZM161 113H164V114L161 115ZM165 113H166V114H165ZM174 113H175V115H174ZM181 113H182L183 115H185V116H186V115H189L190 113H192L193 115L190 114V115H191V119H190V121L192 120V116H193V119H194L195 123H196V119H198L197 124L200 125L201 128H199V126H198L197 124L192 123L193 120L191 121V123H189L190 121L187 123V121L189 120L190 117H188V116L185 117V116H183ZM184 113H186V114H184ZM205 113H206V116H207L208 118H209L211 115H212L211 117L214 116L213 119H212V118H209V119L211 120L210 122L213 123V124H211V123L208 121L209 119H208L207 117L203 119V117H205V115H204ZM211 113H212V114H211ZM213 113H214V114H213ZM223 113H224V114H223ZM233 113H235V116H234ZM252 113H251V114H252ZM255 113H254V114H255ZM10 114H12V115L10 116ZM24 114H25V115H24ZM36 114H37V115H36ZM38 114H39V115L41 114L43 117H42V116H39ZM126 114H129V115L126 116ZM131 114L134 115V116L138 114L139 116H135V117L132 116V117H131L132 119H131V118L129 117ZM142 114H143V115H142ZM146 114L148 115V117H147ZM180 114H181V115H180ZM201 114H202L203 116H202ZM207 114H208V115H207ZM217 114H218V115H217ZM219 114H220V115H219ZM225 114H227L226 116H228V117H230V118H227V117L225 116ZM236 114H237V115H236ZM242 114H243V115H242ZM34 115H35L36 117H34ZM159 115H160V116H159ZM164 115H165V116H164ZM167 115H168V118H167ZM200 115H201L202 117H200ZM209 115H210V116H209ZM241 115H242V116H241ZM244 115H245V116H244ZM8 116H10L11 119L13 118L12 121H13L14 119L17 120V121L14 120V121L12 122L11 119L8 118ZM22 116H23V117H22ZM25 116H26V117H25ZM29 116H30V117H29ZM140 116H141V117L143 116L142 119L140 118ZM144 116H145V117H144ZM153 116H154V118H153L154 120L151 119ZM158 116H159V117H158ZM178 116H179V117H178ZM195 116H196V117H195ZM198 116H199L200 118H199ZM216 116H219L220 119H219L218 117L215 118ZM221 116H222V117H221ZM243 116H244L247 120H246ZM31 117H32V118H31ZM37 117H40V118H38V120H36ZM127 117H128V119H127ZM155 117H156V118L158 117L159 119H160V117H161V119H162L163 117H165V118H167V119H166V120H165V119L160 120V121H162V123H163V124H162V123H160V121H159L158 119H156ZM180 117H182L183 120H182V119L179 120ZM225 117H226L227 119H226ZM26 118H27V119H26ZM129 118H130V119H129ZM136 118H138V119H136ZM171 118H173V119H172V120H173V123H172ZM184 118H186V119H184ZM223 118H225V121H224ZM232 118H235V120H233ZM133 119H134V120H133ZM139 119H140V120H139ZM147 119H148V120H147ZM155 119H156V122H154ZM168 119H169L170 122L168 121ZM199 119H200L201 122H202V120H203L204 123L202 122V125L199 124V122H200ZM206 119H207V120H206ZM215 119H216V121L219 120L220 125H221L220 127L217 125V124H219V123L216 122ZM244 119L246 120V121H245L246 123H244ZM3 120H4V121H3ZM8 120H9V121H8ZM138 120H139V121H138ZM142 120H144V121L146 120V122H147L149 128L152 127V126H151V123H152V125H153L152 128H153V129L151 128L152 130H149V131L147 132V130H148L149 128L145 127V126H147V124H146V122H143ZM150 120H152L153 122H152V121L150 122ZM163 120H165V121H164L165 123L163 122ZM174 120H177V122H179V123L182 122V123H180L181 125H183V123L187 124V125H184V127H181V128H180L181 130H182V128H183V130L187 129L188 131L185 130L186 133H187V132H191V133H190L191 135H194V134H196V135L191 136V135L188 133L187 136H189V137H190V138H189V137H187V136H185V135L182 134V132H185V131H183V130H182V131H181V130H180V131L177 130V131L169 132V131H171V130H174V129H173L174 127H172V126L169 127V125H171V123H172V124L175 123ZM226 120H227V121H226ZM228 120H232L231 122H233V124L230 123V121L228 122ZM237 120H239V123L237 122ZM241 120L243 121V123L241 122L242 125H243V124H245V125L248 124V125H246L247 127L243 125V127H245L246 130H245V129L242 127V125L240 124V121H241ZM37 121L39 122V124H38ZM135 121H138V123L135 122ZM148 121H149L150 123H149ZM183 121H184V122H183ZM205 121H206L207 123H205ZM223 121H224V123H223ZM247 121H249V122H247ZM252 121H253V120H252ZM27 122H28V124H27ZM43 122H44V123H43ZM140 122H141V123L143 122V123L140 124ZM166 122H167V123H166ZM214 122H216V124H214ZM11 123H13V124L11 125ZM31 123H32V124H31ZM40 123H41V124H40ZM130 123H132V124H130ZM133 123H135V125H134ZM156 123H157V124H156ZM169 123H170V124H169ZM225 123H226V124H225ZM235 123H236V124H235ZM250 123H251V122H250ZM6 124H8L9 126H8V125L6 126ZM26 124H27V125H26ZM136 124H138V125H136ZM139 124H140L141 126H140ZM154 124H155V125H154ZM158 124H159V125H158ZM189 124H191V125H189ZM205 124H207V125L209 124V125L206 126ZM224 124H225V125H224ZM228 124H230V125H228ZM231 124H232V127H230ZM234 124H235V125H234ZM13 125H14V126H13ZM17 125H18V126H17ZM30 125H32V126H30ZM44 125H45V126H44ZM121 125H122V126H121ZM130 125H131V126H130ZM132 125H133V127H132ZM142 125L144 126V128L146 129V131H145V129L143 128ZM157 125H158L159 127H158ZM167 125H168V126H167ZM192 125H193V126L196 125V126L192 127ZM203 125H204V127L206 126V127H205L206 130L203 128ZM211 125H212V126H211ZM213 125H215L214 128H212ZM4 126H5V127H4ZM16 126H17V127H16ZM25 126L27 127L28 130L25 128ZM134 126H135V128H134ZM137 126H139V127H137ZM166 126H167V128L169 127V128H168L169 131H166L167 128H165V130H164V127H166ZM186 126H187V127L189 126L191 130H192V129H195V130H192V131H194V132L190 131ZM216 126H217V127H216ZM223 126H224V127H223ZM225 126H226L227 128H226ZM6 127H7V128H6ZM11 127H12V128H11ZM13 127H14V128H13ZM43 127H45V128L42 129ZM136 127L139 128L140 130H138ZM160 127H161V128H160ZM195 127H196V128H195ZM207 127H209V130H208ZM210 127H211L213 130H212ZM233 127H234V128H233ZM241 127H242V128H241ZM9 128H10V129H9ZM24 128H25V131H24ZM128 128H129L130 130H129ZM131 128H132V129H131ZM141 128L144 129V131H145L146 133H142V132H144V131H142ZM197 128L201 129L200 132H201L202 135L204 134V136H205L207 133L209 134V135H208L209 138H208L207 136H205V139L208 138V139H207V141H208L207 144H208V145L206 144V140L203 139L204 136L201 137V134H200V132H199V129L197 130ZM217 128H218V129H217ZM225 128H226L227 130H226ZM229 128H230V129H229ZM231 128H232L233 130H232ZM8 129H9V131L11 132V133H9V134H10V135L12 134L11 136H10L9 134H6V135H5L6 132H9ZM134 129H135V130L137 129L138 132H140V131H142V132H140L139 134H137V133H138L137 130H136V132H137V133H136ZM160 129H161V130H160ZM202 129L204 130L205 133L202 132V131H203ZM214 129H215L216 131H214ZM224 129H225V130H224ZM228 129H229V130H228ZM1 130H2V131H1ZM26 130H27V131H26ZM44 130H45V132H44ZM121 130H122V131H121ZM126 130H127V131H126ZM154 130H155V131H154ZM221 130H222V131H221ZM238 130H240V132H242V130H243L244 133H246V134H244L243 132L241 133V134H242L241 136L244 135V136H243V139H242V137L240 136V134H238V135L236 134V133L239 132ZM39 131H40V132H39ZM128 131L130 132V134H129ZM151 131H152V133H153V134H152L153 136H154L155 134H158V135H157V136L155 135L156 137L154 136V138H152V137H151L152 135H150V132H151ZM153 131H154V132H153ZM156 131H158V132H156ZM159 131H160L161 133H162L163 131H166L165 133L168 134V135H166V134L163 132L165 135L163 136V133H162V135L160 134L161 136L159 137ZM178 131L181 132V133H179ZM208 131H209V132H208ZM218 131H219V132H218ZM220 131L222 132V134H221ZM1 132H3V133H1ZM24 132H25V133H24ZM41 132H44V133H45V136L47 135L49 138L47 137L48 139L44 140L46 137L44 136V133H41ZM122 132H124L125 134L122 133ZM168 132H169V133H168ZM173 132H175V133L173 134ZM197 132H198V133H197ZM210 132H211V133H210ZM213 132H215L217 135H216L215 133H213ZM230 132H231V133H230ZM240 132H239V133H240ZM28 133H29L30 136H28ZM34 133H35V134H34ZM134 133H136V135H134ZM170 133H171L172 135H169ZM193 133H194V134H193ZM212 133H213V134H212ZM218 133H219V134H218ZM1 134H2V135H1ZM15 134H16V135H15ZM26 134H27V135H26ZM40 134L43 135L44 137H43V136H40ZM142 134H144V135H142ZM146 134H147V136H145ZM176 134H177V136H176ZM178 134H179V136H181V137L184 136V137H187V138L184 139V137H182L183 140H184V141H183L182 138L180 137V138H181V140H180ZM180 134H182V135H180ZM197 134H198V135H197ZM199 134H200V135H199ZM211 134H212V135H211ZM223 134L226 135L227 137L225 136V137L223 138V136H222ZM33 135L38 136V137L35 139V140H37V141H36L37 144H36V142H35V140H34V136H33ZM128 135H130V136H128ZM138 135H139L141 138H140ZM141 135H142V136H145V137H142ZM213 135H214L215 137H214ZM218 135H221V136H218ZM233 135H234V136L236 135V136H239V137H237V138L235 137V139H234V136H233ZM134 136H135V137H134ZM162 136H163V137H162ZM171 136H172V137H171ZM173 136H174L175 138H174ZM197 136H198V137H197ZM199 136H200V137H199ZM211 136L214 137V139H213V137H212V143L214 142V143H213V146H214V144L217 145L216 142H219L218 144H219L220 146H221V145L223 146L222 141L220 142V140H223V142L225 143V145H224V147L221 146V147H222V151H221V149H220L221 147H220L219 145H218V147H220V148H218L217 146H216V147H213V146L209 145V144L211 143V142L209 141V139L211 140ZM10 137H11L13 140H12ZM26 137H27V138H26ZM41 137H42V139H41ZM131 137L135 138V140H134L133 138H132V139H133V140H132ZM150 137H151L154 141H153ZM158 137H159V139H158ZM170 137H171L172 139L168 141V139H169ZM176 137H177V138H176ZM196 137L200 140L199 142H198V139L196 140L197 142H194L195 139H196ZM3 138L1 137L0 139H3ZM9 138H10L11 143L8 142V141H9ZM18 138H19V139H18ZM50 138H52V140H50ZM139 138H140V139H139ZM155 138H156V139H155ZM160 138H161V139H160ZM173 138H174L175 140H174ZM178 138H179V139H178ZM192 138H195V139H192ZM215 138H217V139H215ZM218 138H219V139H218ZM225 138H229V139H226V140H228L227 142H226V140H224ZM145 139H146V141H144ZM157 139L160 140L159 143H157V141H158ZM176 139H177V140H176ZM187 139H189V140L192 139V140H193V141L190 140V141H191V142H190L191 144L189 143V141H188ZM201 139H202V141H201ZM230 139H231V141H230ZM232 139H234V140H232ZM239 139H242V141L239 140ZM260 139H261V138H259L258 140L256 139V143H257V141H258V143H259V140H260ZM17 140H18V141H17ZM42 140H44L43 142H44L46 145L42 142ZM55 140H57V139H55ZM149 140H150V142H149ZM156 140H157V141H156ZM164 140H165V142L162 143V141H164ZM166 140H167V141H166ZM179 140H180V142L183 141V143L181 142V144H180V142H178V143L176 142V141H179ZM203 140H205V142H204ZM216 140H219V141H216ZM32 141H34V143H33ZM136 141H138V143H137ZM139 141H143L145 144L142 143V142H139ZM215 141H216V142H215ZM5 142H6V146H5ZM27 142H28V143H27ZM40 142H42V143H40ZM46 142H47V143H46ZM146 142H148L149 145H148ZM155 142H156V143H155ZM167 142L171 143L172 145L168 144V145H165V146H164L163 144H164V143L167 144ZM184 142H186V143L188 142V143H189V145H188V143H187V145H186L187 148H186L185 146H183V145H185ZM192 142H194L195 145H198V143H199V145L205 143L204 146H206V147H207V146H208V147L211 146V147H213V149L215 148V151H214L212 148H211V149H212L213 151H211L210 148H208V149H210V150H207V149L204 147V149H206V151H211L210 153H209V152H206V154H208V153L211 154V157L213 156L214 159L211 158L209 154H208V157H209L210 159H208V157H205V156H206V155H205V152H203L204 149H203L202 151H201V150H200V151H196V150H194L195 148H194V149L191 148V147L194 145V143H192ZM201 142H202V143H201ZM209 142H210V143H209ZM232 142H233V143H232ZM260 142H261V143H259V144H261V145L258 146L259 149H256V150H255V148H258L257 145H255V148L252 147L253 149H248V150H251V151H252V153H251V151H249L252 155H253V153H254V155H256V154L258 153V152L255 153V151H259V150H260V146H261V150H260V151H264V149H263V148H264V146H263V145H264V137L260 140ZM7 143L10 145V147L8 146ZM15 143H16V144L19 143V144L16 145ZM173 143L176 144V145L174 144V145H175L174 147H173ZM196 143H197V144H196ZM226 143H227L228 146L226 145ZM11 144H12L13 146H12ZM34 144H35L36 146H35ZM43 144H44L45 146H44ZM51 144H52V145H51ZM134 144H136V145H134ZM153 144H155V146H154L155 148L152 146ZM157 144H159L158 147H157ZM192 144H193V145H192ZM262 144H263V145H262ZM33 145H34V146H33ZM39 145H42L43 148H42V146H40V147H41V148H40ZM144 145H145V146H144ZM150 145H151V146H150ZM160 145H163V146H162V148H163L162 151L160 150V149H161V148H160V147H161ZM136 146H137V147H136ZM141 146H142V147H141ZM147 146H148V148H147ZM167 146H168V148H171L170 150H172L173 148H175V150L173 149L172 151H170L171 153L174 152V151H175V154L178 153L177 156H176V155H173V153H172L173 160H176L177 162H176V161H175V162H176L177 164H176L175 162H171V165H170V163H169L170 168H171V166H172L174 169H173V168H171V169H172V170H175V171L177 170L178 173H177V171H176V172H172V170L169 168V169L171 170V171H170V170L168 169L169 165H168V164L166 165V163H168V162H166L167 159H166L165 155L162 154V152H163V153H165L166 151L169 152V149H166ZM169 146H171V147H169ZM178 146H179V147H178ZM182 146H183V147H182ZM189 146H190V148H189ZM226 146H227V147H226ZM241 146H240V148H241ZM251 146H250V148H251ZM262 146H263V147H262ZM44 147H46V150H45ZM47 147H48V149H47ZM140 147H141V148H140ZM172 147H173V148H172ZM176 147H177V148H176ZM184 147H185V148H184ZM6 148H7V150H6ZM16 148H18V149H16ZM135 148H137V149L139 148L140 150L138 149V150H139V151H138V150L135 149ZM142 148H143V152H144V153L142 152ZM153 148H154L155 150H154ZM159 148H160V149H159ZM164 148H165V149H164ZM217 148H218V149H217ZM3 149L5 150V154H6V152H7V153L9 152L8 155H7V154L5 155L4 153L2 154ZM37 149H39V150H37ZM56 149H57V150H56ZM148 149H149V151H147ZM152 149H153L156 153H154V151H153ZM157 149H158V150H157ZM178 149L181 150V151H179ZM185 149H186L187 151H186ZM192 149H193V150H192ZM224 149H226V150H224ZM14 150H15V151H14ZM17 150H19V152H18ZM41 150H42V152H41ZM47 150H48V151H47ZM59 150H60V151H59ZM144 150H146L147 152H145ZM182 150H185V151L183 152ZM253 150H254V152H253ZM10 151H11V152H10ZM44 151H45V152H44ZM136 151L139 152V155H137L138 152H136ZM151 151H153V152H151ZM160 151H161V154L164 155L165 158H164L160 153H158V152H160ZM192 151H193V152H192ZM195 151H196V152H195ZM204 151H205V150H204ZM216 151H217V152H216ZM260 151H259V152H260ZM16 152H17L18 154L16 155L15 160H14V158H13L14 156H13V155H14V153H16ZM47 152H48V153H47ZM58 152H59V153H58ZM131 152L134 153L135 156H134V155H131V154H132ZM141 152H142V153H141ZM148 152L152 153V154H151L152 157H151V155H150ZM180 152H181V153H184V154H180ZM186 152H187V153L189 152V154L186 155V154H187ZM198 152L203 154V155H202V154H199V155H202L201 158H200V156H199L198 154H195V153H198ZM33 153H34V154H33ZM190 153H191V155H192L191 158H190ZM192 153H193V154H192ZM213 153H215V154H213ZM19 154H20V155H19ZM22 154H23V156H22ZM42 154H43L44 156H43ZM141 154H142V155H141ZM147 154H149L148 157L146 156ZM154 154H160V155H159L160 158H159L157 155H154ZM194 154H195V155H194ZM217 154H218V155H217ZM4 155H5V156H4ZM10 155L12 156L13 160H12L11 157H10L11 159L9 158ZM58 155H59V156H58ZM61 155H62L63 157H62ZM214 155H215V156H214ZM39 156H40V157H39ZM41 156H42V157H41ZM132 156L135 157V159H136V161H137V163H136L137 165H139V166L142 165V166L139 167L141 170H138V169H137L138 166L135 165V163L133 162V160L135 161V159H134V157H132ZM137 156H138V157H137ZM140 156H141V157H140ZM149 156H150V157H149ZM155 156H156V157H155ZM175 156H176L177 158H175ZM180 156H182V157L180 158ZM183 156H185V157H183ZM194 156H196L197 158H198V156H199V159H200L201 161H200V160H197ZM217 156H218V157H217ZM1 157H2V158H1ZM17 157H18V158H17ZM36 157H37V158L39 157L40 160H39V158L37 159ZM46 157H47V158H46ZM143 157H144V158H143ZM161 157L164 158L166 161H165L164 159H161ZM204 157H205V158H204ZM215 157H217V159H216ZM4 158H5V159H4ZM35 158H36L39 162H38ZM43 158H44V159H43ZM45 158H46V159H45ZM58 158H59V160H58ZM142 158H143V160H141ZM154 158H156L155 161H153ZM158 158L161 159V160H163L164 162L161 161V160H157ZM174 158H175V159H174ZM179 158H180V159H179ZM184 158H185V160H183ZM202 158H203V160H204L205 162L202 161ZM3 159H4V160H3ZM9 159H10V160H9ZM17 159H20V161H17ZM138 159H139V160H138ZM144 159H145V160H144ZM188 159H189V160H188ZM195 159H196V160H195ZM205 159H206V160L208 159V161H206ZM221 159H222V160H221ZM259 159H260V158L258 157L257 160L259 161ZM262 159H263V157H261V160H262ZM56 160H57V161H56ZM131 160H132V161H131ZM147 160H148V161H147ZM173 160H172V161H173ZM179 160H180V161L182 160V161L180 162ZM190 160H191L192 164L189 162ZM193 160H195L196 163H195V161L193 162ZM212 160H213V161H212ZM215 160H216V161H215ZM49 161H51V164H50V165H48V164H49V163H48ZM128 161H130V162L128 163ZM141 161H142L143 163H142ZM156 161H157V163H158V161H159V163L157 164ZM184 161H185V162L187 161L186 164L189 162V163L191 164V166H193V167H194L195 164H198V165H196V166L193 168V170H192V167L189 166L190 164L188 163V164H187L188 167H187ZM197 161H199V163H197ZM217 161H219V162L221 161V163H219V162H217ZM263 161H264V160H263ZM263 161H261V162H263ZM34 162H35V164L33 165L32 163H34ZM56 162H57V163H56ZM60 162H61V163H60ZM148 162H149V163H148ZM160 162H161V165H160V170H159V171L162 172V173H161V174L159 173V175H157L158 172H159L158 169H159V164H160ZM162 162H163V163H162ZM182 162L184 163V164H183L184 167L182 166ZM207 162H208V163H207ZM210 162H211V163H210ZM213 162H214V163L216 162V164H214ZM259 162H260V161H259ZM55 163H56V165H55ZM58 163H59V164H58ZM127 163H128V164H127ZM130 163H131V164L133 163L132 166H131ZM141 163H142V164H141ZM144 163H145V164L147 163V164H146V167H145V164H144ZM155 163H156V164H155ZM164 163H165V164H164ZM173 163H174V164H173ZM179 163H180V164H179ZM203 163H205V165H204ZM206 163H207V164H206ZM217 163H218V164H217ZM222 163H223V164H222ZM31 164H32V165H31ZM41 164H42V165H41ZM57 164H58L59 166H62V165H63L65 168H62L63 166H62L61 168H59V167L56 168ZM64 164H65V165H64ZM126 164H127V165H126ZM129 164H130V165H129ZM143 164H144V166H143ZM149 164L151 165V166H150V170H149V168H148L147 171H146L145 169H146L147 167H149ZM162 164H163V165H162ZM178 164H179V165H178ZM212 164H213V165H212ZM51 165H52V167H51L52 169L50 168ZM66 165H67V166H66ZM128 165H129V166H128ZM152 165H154V167H153ZM174 165H175V167H174ZM177 165H178L179 167H178ZM214 165H217V166H214ZM218 165H220V168H222V169L224 168V169H223V170L220 169V168L218 167ZM222 165H223L224 167H223ZM33 166H34V167H33ZM125 166H126V167H125ZM130 166H131L132 168H131ZM134 166H135L136 168H135ZM167 166H168V167H167ZM197 166L199 167L198 169H196ZM212 166H213V167H212ZM221 166H222V167H221ZM24 167H25V168H24ZM30 167H31V168H30ZM48 167H49V168H48ZM124 167H125V168H124ZM128 167H129V169L131 168L132 170H131V169L129 170ZM143 167H144V168H143ZM161 167H163L164 169L161 168ZM176 167H178V168L176 169ZM189 167H190L191 169H190ZM211 167L214 168L215 170H213ZM215 167H216L217 169H218V168H219V169L217 170ZM26 168H27V169H26ZM45 168H46V169H45ZM53 168H54V169L56 168V169L53 170ZM165 168L168 169L170 172H168V170L165 171ZM187 168H188V170H187ZM34 169H35L37 172H36ZM44 169H45L46 171H45ZM50 169L52 170L51 172L49 171ZM57 169H58V170L60 169L59 172H60L61 174H59V172H58ZM127 169H128L129 171H128ZM134 169H135L136 171L138 170L139 172L137 171V173H136V171H135ZM142 169H143L144 171H143ZM162 169H163L165 172L162 171ZM180 169L182 170V172H181L182 174L185 173L184 176H183L182 174L179 175V174H180V171H181ZM183 169H184V170L186 169L187 171H184ZM189 169H190L191 171H193V172H190ZM195 169H196V170H195ZM209 169H210V170H209ZM211 169H212L213 171H211ZM42 170H43L44 172H43ZM61 170H63V171L61 172ZM121 170H123V171H121ZM126 170H127V171H126ZM133 170H134V171H133ZM153 170H154V172H152ZM179 170H180V171H179ZM199 170L201 171L200 174H199V172H200ZM202 170H204V171L207 170V171H206L207 174H206V172H204V171H203V173H202ZM208 170H209V173H211V174H216V175H215L216 177L213 176V175H211V174H209V173H208ZM216 170H217L219 173H218ZM220 170H221V171H220ZM32 171H33V172H32ZM34 171H35L36 174L34 173ZM48 171H49V172H48ZM66 171H67V172H66ZM124 171H126L127 173L124 172ZM130 171H131V172H130ZM132 171H133V172H132ZM140 171H142V172H140ZM183 171H184V172H183ZM198 171H199V172H198ZM210 171H211V172H210ZM214 171H216V172H214ZM222 171H224L225 176H224V174L222 173ZM25 172H26V173H25ZM52 172H55V173L57 172V174L52 173ZM122 172H123V175H125V173H126V175H125L124 177H123V175H122ZM147 172H148V173H147ZM156 172H157V173H156ZM171 172L175 174L176 177L174 176V178H177V179H173V176L171 177V175L169 174V173H171ZM186 172H187V173H186ZM228 172H229V171H228ZM228 172H227V175H229ZM49 173H52V174L49 175ZM120 173H121L122 177H121V175H119ZM135 173H136V174H135ZM142 173H143V175H141ZM145 173H146L147 175H146ZM152 173H153V176H152ZM163 173H165V175H166L167 177H166V176L164 177ZM166 173H167V174H166ZM172 173H171V174H172ZM193 173H194V174H193ZM195 173H196V174H195ZM204 173H205L206 177H208L207 180H205L206 178L204 179V176H205V175H203V178H201V177H202L201 174H204ZM30 174H33V175H30ZM34 174H35V175H34ZM117 174H118V176L120 177V179H119L118 176H116ZM127 174H129V175H127ZM137 174H139V175H137ZM176 174H177V175H176ZM198 174H199V176H198ZM219 174H220V175H219ZM221 174H223V175H221ZM37 175H38V176H37ZM53 175H54V176H53ZM66 175H67L68 177H67ZM130 175H132V176H130ZM136 175H137V176H136ZM162 175H163V176H162ZM169 175H170V177H169ZM172 175H173V174H172ZM178 175H179L180 177H179ZM186 175H188V176L190 175V176L187 177ZM192 175H193V176H192ZM196 175H197L198 177H197ZM200 175H201V176H200ZM208 175H209V176H208ZM218 175H219V176H218ZM32 176H33V177H32ZM36 176H37V177H36ZM51 176H52V177H51ZM55 176H56V177H55ZM57 176H58V177H57ZM114 176L117 178V180L115 179ZM126 176H129V177H126ZM138 176H139V177L142 176V177H140V178H141V181H140V179H138ZM157 176H158V178H157ZM185 176H186V177H185ZM195 176H196L197 179H196L195 182H194L193 180H194V177H195ZM212 176H213V178H212ZM220 176H221V177H220ZM54 177H55V178H54ZM73 177L76 178V179H75V180L72 179ZM153 177H154V179H153ZM184 177H185V178H184ZM190 177H191V178H190ZM192 177H193V178H192ZM209 177H210V178H209ZM223 177H224L225 179H224ZM51 178H52V179L54 178V180H55L56 183L59 181V182H58V186H59V188H60L61 190L58 188V186L55 187L56 183H55V185H54V188H55V189L51 190L52 188H47L48 186H50L49 182L52 180ZM57 178H58V179H57ZM67 178H71L72 181L70 182V179L68 180ZM122 178H123V179H122ZM130 178H131V179H130ZM160 178H162V179H160ZM163 178H164V179H163ZM166 178H167V179H166ZM178 178H180V180H178ZM182 178L185 179L186 182H185ZM187 178L191 179L190 181H192V182L190 183V182H189V179L187 180ZM215 178H220V180H219V179H215ZM45 179H46V180H45ZM77 179H78V181H77ZM82 179L85 180V182H84ZM125 179H126V180H125ZM127 179H129V180H127ZM157 179H158V180H157ZM165 179H166L167 181H166ZM200 179H201V180H200ZM209 179H211V180L213 179V180L211 181V180H209ZM227 179H228V180H227ZM47 180H48V181H47ZM60 180H62V181H60ZM109 180H110L111 182H110ZM118 180H119V181H118ZM121 180H122V181H121ZM149 180H150V181H149ZM151 180H153V181H151ZM164 180H165L166 182H165ZM169 180L174 181V183L176 182V180H178V182L180 181V183H182V182H183V183H182L181 185H180V183H178L179 186H178L177 183H175V184L178 186V188H177V190H176V189L174 190L173 187L175 186V188H176V185L173 184V182H170ZM197 180H198V181H197ZM67 181H69L68 184H67ZM79 181H81V184H80ZM82 181H83V182H82ZM113 181H114V183H113ZM125 181L129 182L130 184H132V183L134 182L133 187H135V189L132 187V185H130L129 183H127V182H125ZM135 181H136V182H135ZM158 181H160V182L162 183V186H160L161 189H160V187H159V185H158L160 182H158ZM162 181L165 182L166 184L164 185V183H163ZM209 181H210V182H209ZM215 181H216L217 183H216ZM218 181H219V182L222 181L223 183H222V182L219 183ZM225 181H227V182H225ZM46 182H47L48 184H47ZM60 182H63V184H61ZM76 182L79 183V184L77 183L78 186L75 184ZM151 182H152L153 184H152ZM156 182H157L158 184H157ZM235 182H237V183H235ZM245 182H247V184H246ZM42 183H43V185L45 184V186H44L45 188L43 187ZM65 183H66V184H65ZM90 183H91V189H92V190L90 189ZM116 183H118V184L120 183L119 185H123V186L118 187L119 185H117ZM123 183L128 184V185H126V187L129 186V187H127L128 189L132 187V189H130L131 192H127V191H126V190H128V189L124 187V184H123ZM154 183L156 184V186H155ZM167 183H168V184H167ZM170 183H172V184L170 185L171 187H169L168 189L173 188L174 191H173L172 189H171V190H172L173 192H175V193H176V192L179 193V191H180V194H181V192H183V194H181V195H183V196H179V194L177 195V193H176V194H175V197L177 196L176 199L173 198V199L171 200V199H169V198H167V197H164V196H166L165 194L160 195V194H162V192H164V191L166 190V188L169 186ZM189 183H190V184H189ZM195 183H196V184H195ZM197 183H198V184H197ZM218 183H219V184H218ZM225 183H226V184H225ZM244 183H245V184H244ZM37 184H38V185H37ZM59 184H60L61 186H60ZM107 184H108V185H107ZM137 184H138L140 187L137 186ZM183 184H184V185H183ZM188 184H189V185H188ZM191 184H192V187H193V188L190 187ZM216 184H218V186H217ZM243 184H244V185H243ZM248 184H249V185H248ZM252 184H255L256 186H258L257 184H259V186H258V187L255 186V187H256V188H255ZM46 185H47V186H46ZM67 185H68V186H67ZM69 185H73V186H69ZM75 185H76V187H75ZM81 185H82V186H81ZM113 185H114V186H113ZM152 185H153V186H152ZM157 185H158V186H157ZM160 185H161V184H160ZM167 185H168V186H167ZM187 185H188L190 188H189ZM193 185H194V186H193ZM199 185H200V187H199ZM227 185H228V187H227ZM235 185H236V186H235ZM238 185H239V186L241 185V186H240V187H237ZM245 185H246V186H250V187H246ZM62 186H63V187H62ZM66 186H67L68 188H67ZM94 186H95V187H94ZM101 186H102L103 188H102ZM115 186L118 187V188H116ZM163 186H164L165 189L162 190V187H163ZM172 186H173V187H172ZM186 186H187V187H186ZM219 186H221L222 190L220 189ZM223 186H224V187H223ZM261 186H262V187H261ZM7 187H8V188H7ZM42 187H43V188H42ZM71 187H73L74 189L78 188V189H76L75 191H77V192H79V193H80V191L83 192L85 189H86V190H85L84 192H86V191H89V192H86V193L83 192V197H82V193H80V194H79V195L81 196V198H80V196L78 195V193H75L74 189L71 188ZM88 187H89V188H88ZM93 187H94V189H93ZM98 187H99V188H98ZM106 187H109L108 190H110V189L112 188V190L115 191V193H116V191H117V193L114 194V192H113L112 190H110L109 192H110L111 194H112V193L114 194V195L112 194V196H111V195L108 193V190H107ZM121 187H122V188H121ZM123 187L125 188V190H124ZM137 187H138V189H141V191L137 190ZM153 187H154V188H153ZM155 187H157V188H156L157 190L155 189ZM180 187H182V188H180ZM218 187H219V188H218ZM253 187H254V189H253ZM259 187H261V188L258 189ZM9 188H10V189H9ZM46 188H47V189H46ZM66 188H67V189H66ZM70 188H71V189H70ZM95 188H97V189H95ZM115 188H116L117 190H116ZM224 188H225V189H224ZM235 188H241V190H240L241 192H240V193L238 192L239 195L236 193L237 196H236V194H234V193L237 192V191H239V189H238V190L236 189V191L234 190L235 192H234V191L232 192V190L235 189ZM242 188H243V189H242ZM244 188H245V189H244ZM2 189H4V191H3ZM15 189H16V190H15ZM49 189H50V190H49ZM68 189H69V192L67 191ZM72 189H73V191H71ZM99 189H100V190H99ZM118 189H119V190L121 189V190L119 191ZM122 189H123V190H122ZM133 189H134V191H132ZM184 189H185V192H184ZM186 189H187V190H186ZM205 189H206V190H205ZM217 189H218V191H219V190H221V191L218 192ZM223 189H224V191H223ZM226 189H227V190H230V189H231V190H230V193H228ZM250 189H252V190H250ZM255 189H257V191L259 190L258 193L256 192ZM10 190H11L12 192H11ZM45 190H46V191H45ZM47 190H48V191H47ZM57 190H59V192H58ZM62 190H64L65 193H64ZM79 190H80V191H79ZM90 190H91L92 192H90ZM96 190H97L98 193L95 192ZM136 190H137L138 192H137ZM145 190H147V191H145ZM152 190H156L157 192L154 191V192H156V193H153ZM158 190H159V192H158ZM160 190H162V191H160ZM6 191L8 192V194L6 193ZM9 191H10L11 193H10ZM60 191H61V192H60ZM66 191H67V192H66ZM103 191H105V192H103ZM121 191H123V193H125L124 191H126V195L123 196ZM128 191H129V190H128ZM143 191H145V192H143ZM190 191L192 192L191 194L194 193V194L192 195V196H193L192 198H191V194L189 193ZM244 191H245V192H244ZM252 191H253V192H252ZM254 191H255L256 193H255ZM262 191H263V193H262ZM4 192H5V194H3ZM15 192H16V193H15ZM56 192H57V194H56ZM71 192H72L73 194H72ZM99 192H100V193H99ZM102 192H103V193H102ZM106 192H107V193H106ZM118 192H120L122 196L119 195V196H121V197H118V196H117V197H118V198H117V197H115V195L120 194V193H118ZM132 192H133V193H136V194H134V195H138V197H137L138 200L135 198L136 196H135V197L132 196V195H133ZM224 192H227V193H224ZM248 192H250L251 194L253 193L252 195L257 194L258 196H257V197H256V195L253 196V200L251 201L250 199H252V198H251L252 195H251L250 193L248 194ZM9 193H10L11 196L9 195ZM12 193L14 194V196H12V195H13ZM41 193H42V194H41ZM68 193H69V194H68ZM88 193H89L90 195H89ZM128 193H129V194H128ZM137 193H138V194H137ZM150 193H151V194H150ZM152 193H153V194H152ZM158 193H159V195H158ZM164 193H165V192H164ZM188 193H189L190 196H187ZM222 193H223V194H222ZM232 193H233V194H232ZM242 193H244V195H243ZM254 193H255V194H254ZM261 193H262V194H261ZM39 194H40V195H39ZM64 194H66V195L64 196ZM71 194H72V195H71ZM74 194H75L76 196H75ZM103 194L105 195V199H104V195H103ZM127 194H128V196H127ZM139 194H140L141 196H140ZM156 194H157L158 196H157ZM184 194L186 195L187 198H185ZM241 194H242V195H241ZM259 194H260L261 197H263L262 199H260L261 197L259 196ZM35 195H36V196H35ZM37 195H39L40 197H41V196H42V197H47V196H48V197H47L48 199H47V198H42V197L40 198V197L37 196ZM43 195H45V196H43ZM70 195H71V196H70ZM73 195H74V196H73ZM85 195L87 196V198H86ZM91 195H93V196H91ZM94 195H95V196H94ZM153 195H154V196H153ZM194 195H195V196H194ZM232 195H233V196H232ZM246 195H248V196H246ZM5 196H6V197H5ZM8 196H10V197H12V198H13V197L16 198V201H15L14 198H13V200H12V198H10V197L8 198ZM16 196H17L19 199H18ZM26 196H27V197H26ZM78 196H79V197H78ZM89 196H91L92 198L94 197V199L91 200V197H89ZM97 196H98V197H97ZM110 196H111V197H110ZM125 196H126L127 198H124ZM130 196H131V197H130ZM151 196H152V197H151ZM156 196H157V197H156ZM160 196H161V197H160ZM178 196L181 197V198H183L184 201L181 200V198L178 199ZM213 196H214V197H213ZM238 196H239V197H238ZM244 196H246V198H245ZM21 197H22V198H21ZM35 197H36V200H38V201H36V200L34 199ZM37 197H39V198L41 199V201H46V202L48 201V202H47V203H46V202L43 203V202H41ZM66 197H67V198H66ZM70 197H71V198H70ZM72 197H73V198H72ZM74 197H75V198H74ZM77 197H78L79 199H78ZM96 197L98 198V200H97ZM108 197H109V198H108ZM113 197H114V198H113ZM149 197H150V198H149ZM158 197H159V198H162V199H159ZM231 197H232V198H231ZM236 197L239 198V199H238L239 201L237 200ZM241 197H243V198H242L243 201L246 200V199H247V201H244V202H243V201L241 200ZM26 198H30V199H26ZM32 198H33V199H32ZM82 198H83V199H82ZM88 198H89L90 200H89ZM100 198H101V199H100ZM111 198H113L114 200L111 199ZM121 198H122V199H121ZM154 198H155V200H154ZM224 198H225V199H224ZM244 198H245V199H244ZM21 199H23V200H21ZM44 199H46V200H44ZM49 199H51V200H49ZM52 199H53V200H52ZM61 199H62V200H61ZM80 199L83 200V201H81ZM95 199H96L99 203L101 202L102 204L98 205V202H97ZM102 199H103V200H102ZM108 199H109V200H108ZM116 199H119V200H116ZM124 199H127L128 205L125 204V203H126V200H124ZM139 199H140L141 201H139ZM147 199H148V200L150 199L149 201H153V203H152V202H149ZM165 199H166V200H165ZM167 199H169V202H170V200H171V204L168 202ZM185 199H186V200H185ZM188 199H189V200H188ZM222 199H223V200H222ZM248 199H249V200H248ZM17 200H18V201H17ZM24 200H25V202H24ZM28 200H29L30 202H29ZM34 200H35V201H34ZM63 200H64V201H63ZM68 200H69V201H68ZM72 200H73V202H71ZM75 200H76V201H75ZM78 200H79V201H78ZM99 200H100V201H99ZM107 200H108V201H107ZM115 200H116L117 203L115 202ZM146 200L148 201V204H147V201H146ZM156 200H157V201H156ZM159 200H160V204H161L160 207H159L160 204H158V203H159V202H158ZM173 200H175L177 203H176L175 201H173ZM177 200H179V201H177ZM180 200H181V201H180ZM187 200H188V201H187ZM191 200H192L191 203H193L194 206H193V204L190 203ZM256 200H257V201H256ZM13 201H15V202H13ZM19 201H20V203H17V202H19ZM22 201H23V202H22ZM39 201H40V203H39ZM49 201H50V202L53 201V202H52L53 205H48V204H49ZM61 201H62V202H61ZM93 201H94V202H93ZM102 201L106 202V203L108 204L109 209L111 210V215H112V216H111L110 214H109L110 217L108 216L110 219L107 217V213H106V212L104 213V212L101 210V207H100V206L103 205V202H102ZM136 201H137V202H136ZM161 201H163V202H161ZM164 201H165V202H164ZM250 201H251V202H250ZM261 201H262L263 203H260V204H259V202H261ZM21 202H22V203H21ZM26 202H27V203H26ZM31 202H32V203H31ZM36 202H37V203H36ZM58 202H59V203H58ZM64 202H65V203H64ZM75 202H77V204H76ZM79 202H80V205L78 204ZM82 202H84V204H83ZM85 202H86V203H85ZM89 202H90L91 204H89ZM92 202L95 203L96 206L93 205ZM96 202H97V203H96ZM108 202H109V203H108ZM110 202H112V204H111ZM114 202H115L116 204H115ZM135 202H136V203H135ZM138 202H139V203H138ZM144 202H146V203H144ZM156 202H157V203H156ZM179 202H180L181 205L179 204ZM197 202H198V203H197ZM247 202H248V204H245V203H247ZM13 203H14V204H13ZM24 203H25V204H24ZM34 203H35V204H34ZM45 203H46V205H45ZM70 203H71L72 205H71ZM73 203H75L76 205L73 204ZM81 203H82V205H81ZM87 203H88V204H87ZM106 203L102 206V208H104V206H107ZM134 203H135V204H134ZM137 203H138L139 205H137ZM155 203H156V204H155ZM167 203H169V204L165 206V204H167ZM172 203H173V205H172ZM182 203H183V204H182ZM185 203H186V204H185ZM242 203H243V204H242ZM254 203H257V205H254ZM18 204H19V205H18ZM28 204H30L29 208L31 207V209H29V210H34V211L36 212L37 216L35 215V212H34V211H29V210L27 211L28 213H30L29 216H28V213H27L26 210H25V209H26L25 207H28V206H25V207H23V208L21 207V206H23V205H28ZM39 204H40L41 206H39ZM55 204H56V205L59 204V205L57 206L59 210L57 209V207H56ZM61 204H62V205H61ZM69 204H70V205H69ZM110 204H111V205H110ZM113 204H114L116 207L114 206V208H111V207H113V206H112ZM149 204H151V205H149ZM152 204L154 205V207H155V205H156V207H158V208H154ZM157 204H158V205H157ZM175 204L177 205V208H176ZM187 204H188V206H187ZM202 204H203V205H202ZM250 204H251V206H249L250 208L247 209L246 207H248V205H250ZM4 205H5V207L7 208V209H6L7 211H5V207H4ZM10 205L12 206V207H11L12 210H11V208H9ZM15 205H18V206H16V207H17V208L20 207V208H18V210H17V208L15 207ZM44 205H45V206H44ZM54 205H55V206H54ZM64 205L66 206V208H69V209L66 210ZM68 205H69V206H68ZM74 205H75V206H74ZM77 205H78V206H77ZM92 205H93V206H92ZM109 205H110L111 207H110ZM118 205H119V208H118ZM125 205H126L127 207H126ZM135 205H136V206H135ZM142 205H143V207H142ZM145 205H146V206H145ZM162 205H163V206H162ZM171 205H172L173 207H171ZM245 205H246V206H245ZM252 205H254L255 208H256V206H257V207H258L257 210H255L254 207H253ZM258 205H260V206H258ZM34 206H35V207H39V209L37 208V210H35V207H34ZM52 206H53V207H52ZM60 206H61V207H60ZM62 206H64V207H62ZM70 206H72V207L74 206V207L72 208V207H70ZM79 206H80V207H79ZM91 206H92L93 209H95V210L91 209ZM98 206H99V207H98ZM120 206H121V207H120ZM128 206H129V208H132V207L135 208V210H134L133 208H132V209H129ZM134 206H135V207H134ZM144 206H145V208H144ZM167 206H168V207H167ZM178 206H179V208H178ZM183 206H184V207H183ZM202 206H204V207H202ZM244 206H245V207H244ZM32 207H33V209H32ZM40 207L42 208V211H41V208H40ZM47 207H48V208H47ZM55 207H56V209H57V212H56L55 214H57V215H54V212H55L56 210L53 209V208H55ZM59 207H60V208H59ZM76 207L79 208V209H77ZM81 207H82V210H81ZM84 207H85V208H84ZM97 207H98V208H97ZM108 207H106V208H108ZM122 207H125V208H124V209H125L124 211H123V208H122ZM136 207H138V208H137L138 210L136 209ZM139 207H140V208H139ZM146 207H147L148 209H147ZM151 207H152L153 209H151ZM161 207H163V208H161ZM164 207H165V208H164ZM188 207H189V208H188ZM223 207H224V208H223ZM227 207H228V208H227ZM229 207H230V208H229ZM251 207H252V209L255 210V212H254L253 210H252V211L250 210ZM50 208H52V211H53V210H55V211L52 212ZM62 208H64L67 212L70 211V214H68L67 216L65 215V216H66V217H65V221L63 222L65 225L62 223L63 225L60 227L59 231H57V232L55 231V232L50 233L51 230L54 228V224H53V223H50V225L48 224L49 227H47L48 225L45 226V227H47V229H48V228L50 229V232L48 231L49 229L46 230L47 233L45 232V230L43 231V229H46V228H43V229H42V226H40V227L38 226V225H39L40 223H42V222H43L44 224H46V223H45L46 221L54 222V221L58 220L59 215L62 217V213H61V214L58 213V212H60V210L62 211ZM75 208H76L77 210H75ZM86 208H88V209H86ZM96 208H97V209H96ZM99 208H100V209H99ZM127 208H128L130 211H129ZM167 208H168V209H167ZM174 208L176 209V211H175ZM184 208H185V209L187 208V209L185 210ZM238 208H239V209H238ZM3 209H4V210H3ZM13 209H15V212H16V213L13 211ZM27 209H28V208H27ZM46 209H49L53 214L51 215V212H50L49 210H47V211H45V212H47L46 214H47L48 216H45L44 210H46ZM84 209L87 211V213H86V211H85ZM89 209H91V210H89ZM98 209H99V210H98ZM114 209H116L117 212H116ZM118 209H119V210H118ZM163 209H164V210H163ZM173 209H174V210H173ZM178 209H179V210H178ZM189 209H190V210L194 209V211L192 212V211H190ZM225 209H226V210H225ZM228 209H229V210H228ZM2 210H3V211H2ZM8 210H9V211H8ZM16 210H17V211H16ZM21 210H24V212H22ZM38 210L40 211V213L38 212ZM71 210H72V213H73V217L70 216V215H72ZM92 210H93V211H96V212L93 213ZM126 210H128V211L125 212ZM145 210H146V212H145ZM149 210H151V211L153 210V211L155 212V214H154V212L151 213V211H149ZM155 210H156V211H155ZM171 210H172V211H171ZM182 210H185V211H182ZM188 210H189V211H188ZM84 211H85V212H84ZM99 211H100V212H99ZM113 211H115V212H113ZM118 211H119V212H118ZM120 211H121V212H120ZM133 211H137V212H133ZM138 211H139V212H138ZM157 211H158V213H159V212L161 213L162 211H163V212H162L161 214L159 213V214H160V215H159V214H157ZM169 211H170V212H169ZM186 211H188V212H186ZM196 211H197V213L194 214ZM198 211H199V212H198ZM210 211H211L212 213H211ZM221 211H222V212H221ZM225 211H226V213H223V212H225ZM229 211H230V212H229ZM233 211H234V212H233ZM259 211H260V212L262 211L263 213H260ZM8 212H9V214H8ZM13 212H14L15 214H14ZM18 212H19V213L22 212V213L19 214ZM25 212H26V213H25ZM32 212H34V213L32 214ZM48 212H49V213H48ZM76 212H77V213H76ZM81 212L83 213V215H82ZM89 212H90L91 214H90ZM102 212H103V216H102ZM112 212L114 213V215H115V214L117 215V216L115 215V217H117L116 219H114L115 217L113 216V213H112ZM141 212H142V213H141ZM167 212H169V214H170V213L172 214V213L175 212V213L173 214L174 217H173V215H170V216H172L173 218H172V217L169 218V215H168ZM181 212H182V213H181ZM201 212H202V214H201ZM215 212H216V213H215ZM220 212H221V213H220ZM248 212H249V213H248ZM252 212L255 213V214H257V217H256V215L254 214L256 219L254 218V215L251 214ZM256 212H258V213H256ZM11 213H12V214H11ZM23 213H25V214L27 215V217H26L25 214H23ZM41 213H42V214L44 213L45 218H47L48 220H46L43 216L41 217V216L39 215V214H41ZM74 213H75V215H74ZM79 213H80V215H81V216L78 215V216L80 217V220H79V218H78L77 215H76V214H79ZM85 213H86L87 217L85 216ZM96 213H97V215L99 214V215H98L99 217L96 216ZM118 213H119V214H118ZM125 213H126V215L123 216L122 214H125ZM135 213H137V214H135ZM140 213H141V214H140ZM144 213H145V214H144ZM148 213H149L150 215H149ZM178 213H179V214H178ZM190 213H191L192 215H191ZM214 213H215L216 216H218V217H216ZM219 213H220V214H219ZM222 213H223V214H222ZM228 213H231V216H230ZM240 213H241V214H240ZM242 213H248V214H250V216H247V217H246V214H243V215H244V216H243ZM6 214H8L9 216L6 217ZM13 214H14L15 216H14ZM31 214L33 215V217H32ZM42 214H41V215H42ZM49 214H50V215H49ZM94 214H95V215H94ZM138 214H139V215H138ZM162 214H164V216H163ZM185 214H188V215H185ZM198 214H199V215H198ZM200 214H201L203 217L201 216V218H199V217H200ZM206 214H209L208 217L211 218L212 220H210L209 218H207V220H206V218H205V217H207ZM212 214H213L214 216H213ZM248 214H247V215H248ZM11 215H12L13 217H12ZM89 215H91V216H93L94 218H96L97 220H99V221H98V223L100 224V225L98 224V225H99V228H98V225H96V224H97V223H96V220L93 219V217H90ZM119 215H120V216H119ZM121 215H122V216H121ZM135 215H136V216H135ZM137 215H138L139 218L137 217ZM140 215H141V216H140ZM157 215L161 218V220L158 219L159 217H158ZM167 215H168V216H167ZM175 215H176V216H175ZM197 215H198V216H197ZM204 215H205V216H204ZM211 215H212V216H211ZM220 215H221V216H224V217H221ZM228 215H229L230 217H229ZM233 215H234L235 217H233ZM237 215H238V217H237ZM241 215H242V216H241ZM251 215L253 216V220H252L251 218L249 219V217H251ZM3 216H4V217H3ZM10 216H11V217H10ZM21 216H22V217H21ZM23 216H25L26 219H24ZM34 216H36V217H34ZM50 216H51V217H50ZM53 216L55 217V220H54V217H53ZM68 216L70 217V219H69ZM75 216H76V217H75ZM125 216H126V217H125ZM127 216H129V217L127 218ZM147 216H148L149 219L147 218ZM156 216H157L158 218H156ZM161 216H162V217H161ZM166 216H167V217H166ZM182 216H183V217H182ZM188 216H189V217H188ZM191 216H192V217H191ZM195 216H196V219H197V220H195ZM210 216H211V217H210ZM219 216H220V217H219ZM259 216H260V217H259ZM9 217H10L11 219H10ZM14 217H15V218H14ZM28 217H30V219H29ZM39 217L42 218V220H40ZM49 217H50V218H49ZM67 217H68V218H67ZM82 217H83V219H81ZM84 217H85V218H84ZM100 217H101V218H100ZM103 217H104V219H103ZM112 217H113V218H112ZM131 217H132V218H131ZM140 217H141L142 219H141ZM150 217H151V218H150ZM164 217H165V218H164ZM212 217H213V218H212ZM215 217L217 218V221H215V220H216ZM225 217H226L227 219H226ZM239 217H241V218H239ZM245 217H246V218H245ZM5 218H6V219H5ZM21 218L24 219L25 222H23L24 220H22ZM32 218H33V219H32ZM38 218H39V219H38ZM52 218H53V219H52ZM56 218H57V219H56ZM73 218H74V220H75V218H76V220L74 221ZM98 218H100V219H102V220H100V219H98ZM107 218H108V219H107ZM120 218H121V219H120ZM123 218H124V219H123ZM137 218H138V219H137ZM155 218H156L157 220H155ZM162 218H163V219H162ZM166 218H167L168 221L166 220ZM171 218H172V222H171ZM174 218H175V219H174ZM179 218L182 219V220H184V222L182 221V223H181L180 220H178ZM183 218H184V219H183ZM214 218H215V219H214ZM257 218H259V220H257ZM262 218H263V219H262ZM7 219H8L9 221L12 220V221L10 222V224H9V222L7 223ZM13 219H14L15 221H14ZM19 219H20V221H18ZM37 219L40 220V221L38 222ZM90 219H91V220H90ZM112 219H113V220H112ZM122 219H123V220H122ZM126 219H127V220L129 219V220L131 221V223H135V222L137 223V222H138V223H137L138 225L135 223L134 225L132 224L133 226H132L131 223H130V227H131V226L133 227V231L130 230L131 233L128 232V230H129V229H132V227H131V228H130V227L128 228V226L125 225L124 223H123L122 225H123V227H126V228H123L122 226L120 227V225H121L120 221L125 222ZM140 219H141V220H140ZM146 219H148V220L150 221V223H148V220H146ZM169 219H170V222H169ZM201 219H202V220H201ZM203 219H205V220L203 221ZM236 219H237L238 222L236 221ZM244 219H245V221H244ZM247 219H249V221H248L249 223H247ZM16 220H17V221H16ZM29 220L32 222L33 226L31 225V222H30ZM32 220H33V221H32ZM35 220H36V223H35ZM53 220H54V221H53ZM71 220H73L74 222L71 221ZM78 220H79V221H78ZM84 220H85V221L88 220V222H87V221L85 222ZM92 220H95V221H92ZM106 220H107V221H106ZM114 220H116V221H114ZM119 220H120V221H119ZM136 220H137V221H136ZM138 220H139L140 222H139ZM163 220H165L164 222L167 221V222H169V223H164ZM174 220H175V221H174ZM191 220H192V221H191ZM208 220H210V221H209V224H208ZM213 220H214V221H213ZM218 220H219V221H218ZM222 220H223L224 224H223V222H220V221H222ZM224 220H225V221H224ZM262 220H263V221H262ZM21 221H22V222H21ZM26 221H27V223H26ZM41 221H42V222H41ZM66 221H68V222L70 221V222L68 223V222H66ZM76 221H77V223H78L77 225H75V224H76ZM80 221L82 222L81 225H82L83 229H81V228H82L81 225H80V228H79V222H80ZM83 221H84V223H83ZM91 221H92L93 224L91 223ZM108 221H110V222H108ZM112 221H113V222H112ZM118 221H119V222H118ZM143 221H144V222L146 221V222L143 223ZM155 221H156V222H155ZM158 221H160V222L162 221L161 224H163L164 226H163V225H160V222H158ZM177 221H178V223H177ZM186 221H187V222L189 221V223H187ZM194 221L197 222V223H199V225H198L197 223L195 224ZM199 221H200V222H199ZM202 221H203V222H202ZM241 221H243V222H241ZM255 221H258V222H256L257 225H256ZM20 222H21V223H20ZM28 222H30V223H28ZM37 222H38V225H37V226H38L39 228H41L42 231H43V232H40L39 234L36 233V232L33 230V229L37 228V226L35 225V224H37ZM101 222H103V223L105 222V224H103V223H101ZM114 222H115V224H112V223H114ZM117 222L119 223V226H116V225H118ZM154 222H155V223H154ZM157 222H158V223H157ZM174 222H175V223H174ZM201 222H202V223H201ZM204 222H205V224H204ZM206 222H207V223H206ZM212 222H213V223H212ZM251 222H253V223H251ZM34 223H35V224H34ZM48 223H49V222H48ZM67 223H68V224H67ZM70 223L74 224L76 227H75L74 225H73V226L71 225V226H72V227H71V226H70ZM86 223H87V225H86ZM94 223H96V224H94ZM108 223H109V224H108ZM153 223H154V224H153ZM170 223H171V224H170ZM173 223H174V224H173ZM179 223H180V224H179ZM185 223H186V224H185ZM215 223H219L220 226H219L218 224H216V227H215ZM221 223H222L223 225H222ZM237 223H238V224H237ZM240 223H241V224H240ZM242 223H243V224H242ZM259 223H260V224H259ZM8 224H9V225H8ZM18 224H20V225L22 224V225L20 226V225H18ZM52 224H53V226H52ZM90 224H91V227H89ZM101 224L103 225V226H102L103 228L106 227V230H107V231L113 229V231H115L116 234L119 233L117 236H119L120 234L122 235V232H124V233H123V236H126V234L128 235V234L130 233V234L128 235V236H131L130 238H129L128 236H126V237H123L124 240H123V239L121 240L122 243H123V246H124V245H126V246H124V248H123L122 245H120V244H122V243L120 242V238H121L122 236H119L120 238L118 237V239H117V238H116L117 236H115V234L111 235V233H113V231H109V232H111V233H108V232H107V234H108V235H107V234H106V231L103 232V231H104L103 228L100 227ZM144 224H145V225H144ZM146 224H148V225H146ZM155 224H156V225H155ZM165 224H166V225H165ZM167 224H168V225H167ZM176 224H177V225H176ZM178 224H179L180 226H179ZM181 224H183L184 226L181 225ZM200 224H201V225H200ZM211 224H213L215 228H213V225H211ZM247 224H248V225H247ZM250 224H251V225H250ZM254 224H255V225H254ZM5 225H6L7 228L5 227ZM7 225H8V226H7ZM17 225H18V226H17ZM26 225H27V226H26ZM29 225H31L32 227H29ZM106 225H107V226L109 225V226L107 227ZM110 225H111V226H112V225H115L116 227L113 228V227H111ZM136 225L139 227V230H142V233H143L144 231H147V233L144 232L145 234H141V231H138V229H137L138 227H135ZM139 225H140V226L142 225V226H141L142 229H141V227H140ZM143 225H144V226H143ZM150 225H151V226H150ZM157 225H159V226H157ZM169 225H170L171 227H170ZM175 225H176L177 227H176ZM203 225H204L206 228H204ZM253 225H254V226H253ZM259 225H260L261 227H260ZM9 226L12 227V228L10 229ZM15 226H17V228L19 227V228H18V232H20V233H22V234H20V233L17 232V230H16L17 228H15ZM23 226H25V227L23 228ZM34 226H35V227H34ZM64 226L67 227V230H68V232H69V233H67V234H70L69 236H67V234H64V233L67 232L66 229L63 231V229H64L63 227H64ZM77 226H78V227H77ZM92 226H93V227H92ZM95 226H96V227H95ZM149 226H150V227H149ZM156 226H157V227H156ZM162 226L165 228V230H167V229L170 230V232H171V233H170V235H171L170 238H169V237H166V238H165V235H164V232H163L164 229H163ZM165 226H166V227H165ZM167 226H169V227H167ZM172 226H173V228H172ZM181 226H182L183 228H182ZM189 226H190V227H189ZM210 226H212V227H210ZM218 226H219V228H218ZM232 226H233V227H232ZM241 226H242V228H241ZM257 226H259L260 228L257 227ZM33 227H34V228H33ZM52 227H53V228H52ZM66 227H65V228H66ZM68 227L71 228V229H70L71 231H69ZM84 227H85V228H84ZM94 227H95V228H94ZM117 227H118V228H117ZM146 227H148V228L146 229ZM152 227H153V228H152ZM160 227H162V228H161L162 231L160 230ZM175 227H176V228H175ZM194 227H196V230H195V231H193V229H195ZM197 227H198L199 231H197ZM228 227H229V228H228ZM238 227H239L241 230H238V229H239ZM255 227H257V229L259 230V232H258L257 229L254 230ZM13 228H14V230H13ZM20 228H21V229H20ZM30 228L32 229V231H34L33 234L31 233L32 231L29 230ZM61 228H62V229H61ZM73 228H74V229H73ZM77 228H78V230H79L80 232H81V230H82L83 233H82V232H81V233L78 232V235H76V234H77V232H76ZM92 228H94L95 230L92 229ZM107 228H109V229H107ZM110 228H111V229H110ZM116 228H117V229H116ZM119 228H120V229H119ZM149 228H151L150 230H152V231H155V229H157V232L155 231V233H154V232H152V231H148ZM166 228H167V229H166ZM212 228H213V229H212ZM216 228L219 229L220 231L218 232V230H217ZM224 228H227V229H228V232L225 233V234H222V230H223ZM234 228H235V229H234ZM236 228H238V229H236ZM4 229H6L8 233L5 232L6 230H4ZM9 229H10V233L13 232V234H14V232H15V235H13V234L10 235V234H9ZM19 229H20V231H19ZM24 229H25V230H24ZM27 229H28V230H27ZM72 229H73V230H72ZM89 229H90V231H91V232L89 231L90 235L93 234V235H91V236L89 235L90 239L86 236V233H88L87 231H88ZM118 229L120 230V232H119ZM135 229L137 230L138 234H137V232H136ZM171 229H174L175 231H173V230H171ZM177 229H178L179 231H178ZM182 229H183V230H182ZM188 229H189V231H188ZM202 229H203V231H202ZM215 229H216L217 231H216ZM22 230H23L24 232H23ZM99 230H101V234H100V231H99ZM116 230H118V232H117ZM121 230H126L127 232H126V231H121ZM158 230H159V231H158ZM169 230H167V231H169ZM180 230H182V231H180ZM252 230H251V231H252ZM260 230H262V231H260ZM29 231H30V232H29ZM94 231H95V232H94ZM97 231H98V233H99L101 236L97 233ZM134 231L136 232L135 234H133ZM172 231H173L174 234H172ZM205 231H206V232H205ZM235 231H236V232H235ZM239 231H240V232H239ZM16 232L18 233L17 235H16ZM44 232H45V233H44ZM58 232L61 233V234H59ZM63 232H64V233H63ZM70 232H71V233H70ZM73 232H74V233H73ZM84 232H85V233H84ZM102 232L105 234V237H104V234H103ZM115 232H114V233H115ZM132 232H133V233H132ZM139 232H140V233H139ZM148 232H149V233H148ZM151 232H152L153 234H151ZM177 232H178V233H177ZM185 232H186V233H185ZM195 232H196V233H195ZM204 232H205V233H204ZM217 232H218L219 235L217 234ZM237 232H239V234H237ZM4 233H5V235H4ZM48 233H49V235H48ZM54 233L57 234V236H60V237H57ZM156 233H157V235H156ZM159 233H160V234H159ZM179 233H180V234H179ZM203 233H204V234H203ZM207 233H208V234H207ZM212 233H214V234H212ZM230 233H231L232 236L230 235ZM258 233H259V234H258ZM7 234H8V235H7ZM28 234H31V235H30V238L32 237L31 242L29 241L30 238H28V236H29ZM35 234H36V236H35ZM51 234L55 235L56 237L53 236V235H51ZM94 234H95V237H97L98 239H99L100 237H102L104 240H107V242H106V241L103 242V240H101V238H100L99 240H101L100 242H102V245L100 244L101 246H100V245L98 246V245H97L95 242H93V240H92V238L94 237ZM97 234H98V235H97ZM109 234H110L111 236H110ZM131 234H132V235H131ZM150 234H151V235H150ZM162 234L164 235V237L161 236ZM195 234H196V235H195ZM210 234H211V235H210ZM215 234H216V235H215ZM226 234H227V235H226ZM261 234H262V236H261ZM18 235H19V236H18ZM33 235H34V236H33ZM42 235H43V237H42ZM81 235H83V236H81ZM136 235H138V236H136ZM154 235L156 236V238L159 237L158 235H160L161 237H159L158 239H156ZM177 235H178V236H177ZM180 235H181V236H180ZM189 235H191V238L189 237ZM200 235H203V236H200ZM206 235H208V237H207ZM213 235H214V236H213ZM221 235H222V236H221ZM234 235H235V236H234ZM237 235H239V236H237ZM256 235H257V236H256ZM4 236H5V237H4ZM6 236H7V237H8V236H11L13 239L11 238V240H10V238H6ZM38 236H39V238H38ZM40 236H41V237H40ZM46 236H47V237H46ZM48 236H51V237H48ZM76 236H77V237L79 236V237L77 238V240H74V239L76 238ZM99 236H100V237H99ZM107 236L111 237V238H110L111 240H110L109 237H107ZM149 236H150V239L148 238ZM153 236H154V237H153ZM199 236H200V237H199ZM212 236H213V238H212ZM229 236H230V237H229ZM260 236H261V237H260ZM18 237H19V238H18ZM35 237H37V238H35ZM71 237L74 238L73 241H71V240H72ZM80 237H81V238H80ZM83 237H84V239H83ZM114 237H115V238H114ZM134 237H136V239H135ZM152 237H153V238H152ZM173 237H176V239H174ZM202 237H203V238H202ZM206 237H207V238H206ZM214 237H215V238H214ZM217 237H218V238H217ZM223 237H224V238H223ZM228 237H229L230 239H229ZM256 237H258L257 240H256ZM17 238H18V239H17ZM27 238H28V239H27ZM33 238H34L35 240H33ZM41 238H43V239H42L43 241L40 240ZM46 238H47V240H46ZM49 238H50V239H49ZM51 238H52L55 242H54ZM54 238H56L57 240H55ZM58 238H60V239H58ZM85 238H86V239H85ZM87 238H88V239H87ZM112 238H113V239H112ZM125 238H126V239H125ZM128 238H129V240H128ZM138 238H139V239H140V238H143V239H141V240L139 241ZM144 238H146V239L148 238V239L145 240ZM161 238H163V239H161ZM205 238H206V240H205ZM216 238H217V239H216ZM236 238H237V240H238L239 243L236 242V241H237ZM2 239H3L4 244L6 243V240H9V242H7L5 245H3V244H2V243H3V242H2ZM20 239H21V240H20ZM36 239L38 240V243H39V241H40L39 244H41V242H43V243H45V244L42 243L43 245H42V246L40 245V247H41V248H40V247H39V244L37 243V240H36ZM65 239H66V240H65ZM67 239H69L70 242H69ZM80 239L83 240L82 243H81ZM115 239H116V240H119V241H116ZM164 239H168V241L166 240V242L164 243L165 245H164L163 242H162V240L165 241ZM178 239H179V238H178ZM208 239H209V240H208ZM212 239H213V240H212ZM262 239H263V240H262ZM59 240H60V241L62 240L61 243H60ZM85 240H86V241H85ZM88 240H89V241H92L94 245L92 244V242H91V243L88 242L89 244H91V245L89 246V244L86 243ZM109 240H110L111 242H110ZM112 240H113V241H112ZM125 240H127V241H125ZM135 240H136V241H135ZM149 240H150V241L152 240V241H153V242H152L153 244H151V242H150ZM158 240H159V241H158ZM211 240H212V241H211ZM214 240H217V241H214ZM227 240H228V241H227ZM241 240L243 241V242H242L243 244L241 243ZM14 241H15V242H14ZM16 241H17V242H16ZM19 241H20V242H19ZM34 241H35V243H37V244H34ZM74 241H75V242H74ZM79 241H80V242H79ZM128 241H129V242H128ZM146 241H148L149 243H146V244H145ZM155 241H157V242H159V243H157V242H155ZM160 241L162 242L163 245L161 244ZM169 241H171V242H169ZM220 241H222V243H221ZM254 241H256V242H254ZM57 242H58V243H57ZM65 242H67V243H66V244H67V247L65 246V245H66ZM76 242H77V245H80V244H81V245H83V246H84L83 243H85V246H84L85 249L82 250V251H78V252H77V250H74L73 248H75ZM116 242H117V243H116ZM124 242H125L126 244H125ZM130 242H132V243L135 242V243L132 244V243H130ZM136 242H140V243L142 242V243L139 244V243H136ZM224 242H226V243H224ZM235 242H236V243H235ZM14 243H15V244H14ZM17 243H18V244H17ZM26 243H27V244H26ZM29 243H30V244H29ZM32 243H33V245H32ZM62 243H63L64 245H63ZM72 243H74V244H73L74 246L71 245ZM105 243H107V244H105ZM118 243H119V244H118ZM129 243H130V244H129ZM156 243H157V245L159 244V245H158L159 248L157 247V245H154V244H156ZM167 243H168V244H167ZM223 243H224L225 245H224ZM240 243H241V244H240ZM246 243H247V244H246ZM1 244H2V245H1ZM12 244H13V245H12ZM51 244H52V245H51ZM56 244H57V245H56ZM69 244H70V245H69ZM104 244H105V245H104ZM112 244H113V246H112ZM117 244H118V245H117ZM127 244H129V245L127 246ZM134 244H135L136 246H137V245H138V246L135 247ZM148 244H149V245L151 244V246H152L151 249H152V250H153L154 248H155L156 250H153V251L150 250V247H151V246H149ZM172 244H173V246H171ZM205 244H206V245H205ZM209 244H210V245H209ZM230 244H231V245H230ZM16 245H17V247H16V249H15L14 247H15ZM46 245H47V246H46ZM77 245H76V246H77ZM87 245H88L90 248H89ZM108 245H109V246H108ZM116 245H117L118 247H116ZM130 245H131V246H130ZM142 245H143V246H142ZM144 245H147L148 248H146ZM160 245H162V246H160ZM167 245L169 246L168 248L171 247V250H172V251H174V249H173V247H174V248H175V251H178L179 253H178V252H175V251H174L175 253H172L170 249L167 250V249H168V248L166 249V246H167ZM182 245H183V244H182ZM184 245H186V244L184 243ZM218 245H219V244H218ZM237 245H239V247H238ZM2 246H4V247H2ZM5 246H8L9 248H7V247H5ZM18 246H21V248L18 247ZM28 246H29V247H28ZM34 246H36V247H34ZM43 246H46V247H43ZM49 246H50V247H49ZM52 246H54V248H51ZM68 246H69V247H68ZM70 246H71V247H70ZM97 246H98V248H99V247H102V248L99 249V250L101 251L100 253H102L101 255H99L100 253H99V250H98ZM105 246H106V247H105ZM114 246H115L116 248H115ZM119 246H120V247H119ZM154 246H156L157 248L154 247ZM223 246H224V247H223ZM229 246L232 247V248L230 249ZM245 246H246V247H245ZM10 247H11V248H10ZM31 247H33V249H34V250L32 249L33 251L31 250ZM38 247H39V249L37 250L36 248H38ZM64 247H66V249H68V251L65 250ZM125 247H126V248H125ZM143 247H145V248H143ZM160 247H161V248H160ZM191 247H193V246H189V248H191ZM219 247H220V246H219ZM226 247L229 248V250L226 249ZM237 247H238V249H237ZM257 247H258V248H257ZM17 248H18V249H17ZM23 248H24V249H23ZM27 248L30 250V252H29V250H28ZM42 248H44L46 251H45L44 249H42ZM49 248H50V249H49ZM55 248H56V249H55ZM63 248H64V250H63ZM87 248H88V249H87ZM96 248H97V250H95ZM107 248H108V249H107ZM113 248H114L115 250H114ZM127 248H128V249H127ZM130 248H131V249H130ZM134 248H135L136 250H137V248H138L139 251H138V250L135 251ZM140 248H141V250H140ZM142 248H143L144 250H147V251L144 252V251L142 250ZM233 248H234V250H235V249H237V250L234 251V250H232ZM254 248H255V249H254ZM256 248H257V249H256ZM3 249H4V250H3ZM5 249H6V250H5ZM7 249H8V250H7ZM9 249H10V251H9ZM13 249L16 250V252H14ZM22 249H23V250H22ZM35 249L37 250L36 253L34 252ZM72 249H73L74 251H73ZM75 249H76V248H75ZM92 249H93V250H92ZM103 249H104V250H103ZM106 249H107L108 251H107ZM110 249H112V250H114V252H116V253L118 252V253L115 254V253H113L112 250H110ZM211 249H213V248H211ZM211 249L208 248L207 250H205V253H207V254H211L212 252H214V251H212ZM244 249H242V250H244ZM247 249H248V250H247ZM39 250H40V251H39ZM47 250H48L49 252H48ZM54 250H55V251L57 250L56 253L58 252V253H57V255H58L57 258L54 257V255L56 254V253H53V252H55ZM60 250H61V251H60ZM71 250H72V251H71ZM88 250L90 251L89 253H87ZM109 250H110V251H109ZM122 250H124V251H126V252H129V250H130L129 253H130L132 256H131L130 254L124 252V251H123V253H125V254L121 253ZM131 250H132V251H131ZM133 250H134V251H133ZM157 250H158V251L160 250V251L158 252ZM163 250H167V251L165 252V251H163ZM210 250H211V251H210ZM226 250H228V251H226ZM238 250H239V251H238ZM26 251H27L28 253H26V255H25V252H26ZM38 251H39V252H38ZM44 251L46 252L47 255L45 254ZM64 251H66V252L64 253ZM70 251H71L72 253H71ZM94 251H95V252H94ZM102 251H103V252H102ZM106 251H107V252H106ZM142 251H143L144 253H143ZM149 251H151V252H149ZM154 251L156 252V254H157L158 256H157L156 254H154V253H155ZM169 251H170L171 253H170ZM209 251H210V252H209ZM225 251H226V252H225ZM231 251H232L233 253H231ZM237 251H238V252H237ZM5 252H6V253H5ZM19 252H20L21 254L17 256V254H18ZM31 252H32L33 254H32ZM47 252H48L49 254H48ZM60 252H61V253H60ZM69 252H70V253H69ZM97 252H98L99 254H97ZM133 252H134L135 254H134ZM139 252H140V253H139ZM152 252H153V253H152ZM161 252H163V253H161ZM227 252H228V253H227ZM236 252H237V254H236ZM11 253H12V254H11ZM37 253H39V254H38L39 256L37 255ZM74 253H77V254H75L76 256H74ZM80 253H81V254H80ZM91 253H92V254H91ZM105 253H106L107 255H106ZM119 253H120V254H119ZM132 253H133V254H132ZM138 253H139V254H138ZM158 253H159V254H158ZM166 253H168V254H166ZM176 253H178V254H176ZM252 253H254V252H252ZM23 254H24L25 257L23 256ZM31 254H32L33 256H31ZM34 254H35L36 256H35ZM44 254H45L46 257L44 256ZM60 254H61L62 256H61ZM67 254H68L69 256H68ZM88 254H89V255H88ZM94 254H95V255H94ZM103 254H104V255H103ZM114 254H115V256H116V255H117V256L115 257ZM118 254H119V255H118ZM127 254H128L129 257L127 256ZM136 254H137V255H136ZM140 254H141V255H140ZM151 254H152V256H154V257H152ZM160 254H163V255H161V257H159ZM164 254H165V255H164ZM169 254H170V255H169ZM173 254L175 255V257H174ZM216 254H215V255H216ZM232 254H233V255H232ZM1 255H2V256H1ZM21 255L23 256V259H24V260H25V258H26V260L28 259V260H30V261H28V260H27V262H26V260H25V261H24V260L21 261V260H22V258L20 257ZM42 255H43V256H42ZM48 255H49V256L51 255V256H50L48 259H46V258L48 257ZM64 255H65V256H64ZM78 255H79V257H82V259L79 258ZM80 255H81V256H80ZM96 255H97V256H96ZM98 255H99V256H98ZM110 255H111V256H110ZM112 255H113V256H112ZM120 255H122V256H125V255H126L127 257H125V259H124V258H123L122 256H120ZM133 255L136 256V258L134 257L135 259H133ZM155 255H156L157 257H155ZM167 255H168L170 258H169ZM176 255H177L178 258H180V257H181V258L178 259V258L176 257ZM221 255H222V256H221ZM225 255H226V256H225ZM234 255H235V257L233 258ZM11 256H12V257H11ZM13 256H14V257H13ZM15 256L18 258V260H17V258H16ZM34 256H35V257H34ZM37 256H38V257H37ZM55 256H56V255H55ZM70 256H71V257H70ZM84 256H85V258H83ZM91 256H93V257H91ZM100 256H101V257H100ZM105 256L107 257V260H106ZM109 256H110V257H109ZM119 256H120V257H119ZM137 256H139V257H137ZM141 256H143V258H142ZM197 256H198V257H197ZM223 256H224V257H223ZM228 256H229V257H228ZM260 256H261V254L258 255V253H257L256 257L259 258ZM27 257H28V258H27ZM31 257H32V259H30ZM36 257H37V258H36ZM42 257H43V258H42ZM53 257H54V259H53ZM58 257H59V258H58ZM65 257H66V258H65ZM75 257H76V258L78 257V258L76 259ZM86 257H87L88 259H87ZM90 257H91V258H90ZM94 257H95V258H94ZM99 257H100L102 260H101ZM102 257H104V259H103ZM118 257H119V258H118ZM130 257H131V258H130ZM140 257H141L142 259H141ZM145 257H146V258H145ZM151 257H152V259H151ZM162 257H163L164 259H162ZM165 257H166V258H165ZM171 257H172V258H171ZM199 257H200V258H199ZM208 257H209V256H208ZM218 257H219V259H218ZM225 257H226V258H225ZM227 257H228V258H227ZM19 258H20L21 260H20ZM33 258H34V259H33ZM38 258H40V259H38ZM55 258H56V259H55ZM60 258H62V259H60ZM63 258H64V259H63ZM68 258H69V260H68ZM73 258H75V259H73ZM109 258H110V259H109ZM112 258H113V260H112ZM114 258H115V260H114ZM139 258H140V259H139ZM153 258H154V259H153ZM160 258H161L162 260H161ZM168 258H169V259H168ZM216 258H217V259H216ZM220 258H221V259H220ZM229 258H230V259H229ZM4 259H5V261H6V260H7V261L5 262ZM70 259H72V260H70ZM90 259H91L92 261H91ZM108 259H109V260H108ZM127 259H128V260H127ZM129 259H130V260L133 259V260H131V262H128ZM150 259H151V263H150ZM214 259H215V260H214ZM225 259H226V260H225ZM237 259H238V260H237ZM19 260H20V261H19ZM31 260H32V261H31ZM42 260H43L44 263L42 262ZM46 260H47V262H46ZM50 260L52 261V263H51ZM54 260H55V261H54ZM57 260H59V261H57ZM63 260H65V261H63ZM66 260H67V262H66ZM77 260H78V261H77ZM86 260H87L88 262H87ZM89 260H90V261H89ZM136 260H137V261H136ZM152 260H154V261H152ZM182 260H183V261H182ZM185 260H187V261H185ZM199 260H200V261H199ZM213 260H214V261H213ZM235 260H236V261H235ZM82 261H84V262H82ZM106 261H107V262H106ZM121 261H122V262H121ZM133 261H134V262H133ZM135 261H136V263H135ZM163 261H164V262H163ZM181 261L184 262V263H181ZM192 261H193V262H192ZM197 261H198V263H197ZM219 261H220V262H219ZM223 261H224V262H223ZM7 262H8V263H7ZM19 262H20V263H19ZM21 262H22V263H21ZM24 262H25V263H24ZM62 262H63V263H62ZM65 262H66V263H65ZM68 262H69V263H68ZM73 262H72V264H73ZM127 262H128V263H127ZM174 262H175V263H174ZM230 262H229V263L226 262V264H227V263H228V264H233V262H231V263H230ZM103 263H102V264H103ZM119 263H118V264H119ZM142 263H140V264H142ZM53 264H54V263H53ZM70 264H71V263H70Z\"/></svg>",
    "mask_w": 264,
    "mask_h": 264
}]
</instances>
